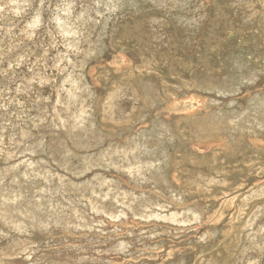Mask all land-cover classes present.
Returning a JSON list of instances; mask_svg holds the SVG:
<instances>
[{"label":"rangeland","instance_id":"374dc122","mask_svg":"<svg viewBox=\"0 0 264 264\" xmlns=\"http://www.w3.org/2000/svg\"><path fill=\"white\" fill-rule=\"evenodd\" d=\"M1 2H3V4L0 2V4H2V5H0V27H1V29H0V60H1V67H0V99H2V100H0V107H2V109L0 108V128L2 129V130H0L1 132H0V141L3 143H1L0 145L2 146V148H1V146H0V148H1V152H0V156H1V158H0V174H1V176L0 177H2V179L0 178V181H4V182H0L1 183V187L2 188H0V193H2L1 194V196L2 197H4V201H3V198L2 197H0V207H1V210H0V233H2V231H3V235L1 234L0 235V237H2V238H0V261H4V260H7V264H36L35 262H37L38 264H111L112 262V264H114V263H117V264H147V263H151V264H172L171 263V261H173V264H180V263H183V264H242V262H243V264H248V262H249V264H255V263H257V264H262V262H263V264H264V245H263V243L262 244H260L261 242H264V230L262 231V229L264 228V214H262V213H264V204H263V207H262V203L264 202V192L262 193V191H264V127H258L257 126V124L261 121V119L263 120L264 119V117L262 118V116L259 114V113H257V115L255 116L256 118H257V120H256V118H255V120H252V119H248L247 121L248 122H246V123H244V124H246L245 126H244V128L245 129H247V130H245V129H243L244 131H228V130H223L222 131V135H223V138H225V140H227L229 143H227L226 142V144H228L230 147H228V145L227 146H225L224 147V149H223V146L222 147H218L217 146V144H213V145H211L210 147H209V145L207 146V145H201V144H198L197 142H196V139H195V127H196V124L198 123V122H201L202 120H204V119H209V117H214V116H219V117H221V116H225V114L223 113V112H221V111H219V108H218V104H213V103H210V100H212L213 99V97H214V93H211L212 91V88L211 87H213V85H214V87H218L219 85L221 86H227V85H230V84H232L235 80H238V79H241V77L244 79V77H245V79H247V77H248V75H250V73L252 74V73H257V75H259V69L261 68V67H264V3H262L261 2V0H259V1H257V0H212V4H210L211 3V0H171L172 2H170V0H166V1H161L160 3H159V1L158 0H80V1H78V0H43L42 2L39 0H33L34 2H32V0H24L26 3H24V1L23 0H18V1H14V0H12V2H11V0L9 1V0H0ZM45 1H47V2H45ZM64 1V2H63ZM66 1H67V3H66ZM75 1V2H74ZM91 1V2H90ZM132 1V2H131ZM182 1H183V3H182ZM190 1H192V2H190ZM207 1V2H206ZM240 1L242 2L241 4L243 5H241L240 4ZM245 2V4H244V2ZM248 1H249V3H248ZM4 2H5V4H4ZM13 2H15V3H13ZM20 2V3H19ZM29 2V3H28ZM41 4H40V3ZM56 2V3H55ZM60 2V3H59ZM62 2V3H61ZM71 2H72V4H71ZM102 2V3H101ZM106 2V3H105ZM110 2V3H109ZM114 2V3H113ZM125 2H126V4H125ZM159 3V4H161L160 6H159V4H157V3ZM162 2H164V4L162 3ZM180 2V3H179ZM189 2V3H188ZM201 2V4H199ZM229 2H230V4H229ZM234 2H236V3H234ZM237 2L239 3V5H237ZM248 4H247V3ZM251 2V3H250ZM253 2V3H252ZM10 3V4H9ZM19 3V4H18ZM24 3V4H23ZM37 3V4H36ZM45 4V6L43 5V4ZM54 3V4H53ZM76 3V4H75ZM90 3H92V4H90ZM128 3V4H127ZM135 3V4H134ZM138 3V4H137ZM168 3V5H166ZM172 3V4H171ZM176 3V4H175ZM177 3H179L178 5H177ZM182 3V5H184V3H186L185 5L186 6H182V5H180ZM196 4V5H194V4ZM255 3V4H254ZM256 3H257V5H256ZM33 4V5H32ZM36 4V5H35ZM58 4V5H57ZM71 4V5H70ZM75 4V5H74ZM81 4H82V7H81ZM85 4V5H84ZM120 4V5H119ZM147 4V5H146ZM154 4H156V5H154ZM205 4V5H204ZM229 4V5H228ZM233 4V5H232ZM234 4L236 5V6H234ZM251 6H250V5ZM6 5V6H5ZM17 5V6H16ZM31 5H32V8H31ZM42 6V7H40L41 9H39V6ZM46 5H49V6H46ZM57 5V6H56ZM93 5H94V7H93ZM98 5V6H97ZM106 5V6H105ZM109 5V6H108ZM125 5H127V6H125ZM131 5V6H130ZM133 5V6H132ZM135 5V6H134ZM137 5V6H136ZM143 5H144V7H143ZM157 6V7H159V8H155V7H153V6ZM165 5V6H164ZM174 5V6H173ZM176 5V6H175ZM191 5V6H190ZM198 5V6H197ZM204 5V6H203ZM211 5V6H210ZM213 5H214V8H213ZM241 5V7H238V6H240ZM245 5H247V6H245ZM5 6V7H4ZM14 6V7H13ZM16 6V7H15ZM34 6V7H33ZM60 8H59V7ZM63 6V7H62ZM69 6H72L70 9H69ZM78 6V7H77ZM90 6V7H89ZM93 8H95V9H93ZM119 6V7H118ZM150 6V9L151 10H149V7ZM162 6V7H161ZM196 7V10H195V8L194 7ZM233 6V7H232ZM245 6V7H244ZM250 6V7H249ZM254 6V7H253ZM7 7V8H6ZM24 7V8H23ZM26 7H28L27 9H26ZM48 7V8H47ZM53 7V8H52ZM67 9H66V8ZM76 7V8H75ZM97 7V8H96ZM102 7V8H101ZM110 7V8H109ZM126 7H128V8H126ZM132 7V8H131ZM138 7H141V8H138ZM146 7V8H145ZM166 9H165V8ZM169 7V8H168ZM172 7V8H171ZM179 7V8H178ZM182 7H184V8H182ZM188 7V8H187ZM191 7V8H190ZM198 7V8H197ZM200 7V8H199ZM207 7V8H206ZM252 7H253V9H252ZM260 7V8H259ZM51 8V9H50ZM56 8H59L60 10H58V11H56L57 9ZM63 8V9H62ZM76 10H75V9ZM79 8H81V9H79ZM85 10H83V9ZM88 8V9H87ZM120 10H119V9ZM124 10H123V9ZM146 10H145V9ZM173 8H176V9H173ZM182 8V9H181ZM194 8V9H193ZM238 10H237V9ZM240 8V9H239ZM245 9V10H249V12L248 11H245V10H243V9ZM249 8V9H248ZM258 8H259V10H258ZM7 9V10H6ZM12 9V10H11ZM21 9H23V10H21ZM55 9V10H54ZM98 9H99V11H98ZM116 11H115V10ZM128 9H130V11L128 10ZM139 9H142L140 12H139ZM153 9H155V10H153ZM164 9V10H163ZM169 9V10H168ZM171 9V10H170ZM184 9H186L185 10V12H184ZM189 9V10H188ZM197 9H199V10H197ZM201 9H203V10H201ZM206 9V10H205ZM28 10H29V12H28ZM36 10V13H34V11ZM44 10V11H43ZM46 10V11H45ZM63 10H65V11H63ZM84 12H83V11ZM87 10H88V13H87ZM90 10V11H89ZM93 10V11H92ZM113 10V11H112ZM132 10V11H131ZM145 10V11H144ZM160 10V11H159ZM176 10V11H175ZM181 11V12H178V11ZM192 10V11H191ZM196 12H195V11ZM208 10V11H207ZM240 10V11H239ZM258 12H257V11ZM11 11H13V12H11ZM15 11V12H14ZM21 11V12H20ZM23 11V12H22ZM31 11V12H30ZM47 11H49L50 12V15H49V12H47ZM51 11H53L52 13H51ZM67 11V12H66ZM69 11V12H68ZM74 12V14H72L73 12ZM102 11H103V13H102ZM111 11V12H110ZM125 11V12H124ZM136 11V12H135ZM145 13H144V12ZM152 11V12H151ZM214 11V13H212ZM238 11V12H237ZM244 11H245V13H244ZM263 13H262V12ZM28 12V13H27ZM41 12V15H42V17L45 15V13H46V15L42 18V17H38L39 16V13ZM43 12V13H42ZM57 12V13H56ZM60 12V13H59ZM64 12V13H63ZM77 12V13H76ZM89 12L91 13V14H89ZM113 12V13H112ZM116 12V13H115ZM126 12H128V13H126ZM132 12V13H131ZM135 13V15H134V13ZM143 14H142V13ZM146 12H148V13H146ZM169 12H171V13H169ZM183 12V13H182ZM190 12V13H189ZM195 12V13H194ZM200 12V13H199ZM205 12V13H204ZM207 12V13H206ZM239 12H240V14H239ZM243 14H242V13ZM253 12V13H252ZM257 12V13H256ZM27 13V14H26ZM30 13V14H29ZM58 13H59V16H58ZM64 15H63V14ZM66 13H69V14H66ZM80 13H82V14H80ZM85 13V14H84ZM94 13V14H93ZM107 15H106V14ZM124 15H123V14ZM137 13V14H136ZM140 13V14H139ZM158 13V14H157ZM202 13V14H201ZM226 13V14H225ZM236 13H238V14H236ZM34 14V15H33ZM37 14V15H36ZM76 14H77V16H76ZM80 14V15H79ZM89 14V15H88ZM111 14H113L114 16L112 17V15ZM116 14V15H115ZM119 14V15H118ZM127 14V15H126ZM168 14V15H167ZM171 14H172V20H170L169 18L171 17ZM173 14L175 15L174 17H173ZM194 14V15H193ZM202 15V16H200V15ZM212 14V15H211ZM227 14H228V16H227ZM235 14V15H234ZM251 14V15H250ZM40 15V16H41ZM48 15V16H47ZM61 15V16H60ZM66 15V16H65ZM68 15V16H67ZM84 17H83V16ZM94 15H96V16H94ZM101 15H102V17H101ZM138 15V16H137ZM167 15V16H166ZM185 15L187 16V17H185ZM233 15H234V17H233ZM240 15H241V17H240ZM244 15V16H243ZM253 15V16H252ZM259 15H263V16H259ZM11 16V17H10ZM21 16H23V17H21ZM30 16H32V18H33V16H34V18L32 19ZM56 16H58V17H56ZM63 16V17H62ZM85 16L87 17L86 19H85ZM99 16V17H98ZM121 16H123V17H121ZM126 16V17H125ZM178 17V18H175V17ZM179 16H182V17H179ZM192 16V17H191ZM203 16H205V17H203ZM210 16H211V19H210ZM53 18V19H51V22H50V18ZM63 19H62V18ZM68 17V18H67ZM75 17V18H74ZM82 17V18H81ZM90 17V18H89ZM162 17V18H161ZM189 17V18H188ZM191 17V18H190ZM194 17V18H193ZM196 17V18H195ZM228 17V18H227ZM244 19H243V18ZM251 17V18H250ZM261 17V18H260ZM14 18V19H13ZM31 18V19H30ZM41 18V19H40ZM47 18V19H46ZM57 18V19H56ZM84 18V19H83ZM92 18H93V21H91L92 20ZM158 18V19H157ZM209 18V19H208ZM237 18V19H236ZM250 18V19H249ZM254 18V19H253ZM258 18V19H257ZM263 18V19H262ZM22 19H24V20H22ZM37 19V20H36ZM38 19H40L41 21H43V22H41L40 20H38ZM44 19V20H43ZM56 19V20H55ZM60 20L59 22H61V24H63L64 23V25H66L67 24V26H66V28L68 27V29H70L69 30V33L68 34H66L64 31H63V29H61L58 25L60 24L57 20ZM70 19V20H69ZM76 19H78L77 21V24H76ZM87 19H89V20H87ZM102 19V20H101ZM115 19V20H114ZM120 19V20H119ZM123 19H125V20H123ZM159 19H161V21L159 20ZM164 19V20H163ZM175 19V20H174ZM179 19V20H178ZM182 19V20H181ZM186 19H187V22H186ZM190 19H192V20H190ZM194 19V20H193ZM200 19H202V21H203V23L201 22V20ZM209 21H207V20ZM239 19V20H238ZM247 19H249L248 21H247ZM14 20V21H13ZM26 20V21H25ZM36 20V21H35ZM62 20H63V23H62ZM67 20V21H66ZM75 20V21H74ZM105 20V21H104ZM110 20V22H108ZM156 20H159V22L157 21V23H156ZM173 20H174V22H173ZM189 20V21H188ZM198 22H197V21ZM242 20V21H241ZM258 20H260V21H258ZM31 21H32V23H31ZM47 21V22H46ZM69 21H72L71 23L69 22ZM84 21V22H83ZM88 21V22H87ZM99 21V22H98ZM102 21V22H101ZM155 21V22H154ZM179 23H178V22ZM181 21H183V22H181ZM193 21V22H192ZM246 21V22H245ZM6 22V23H5ZM18 22H20V24L18 23ZM25 22V23H24ZM39 22V23H38ZM69 22V23H68ZM85 22H87V24L85 23ZM101 22V23H100ZM107 22V23H106ZM118 22V23H117ZM191 22V23H190ZM206 22H208L207 24H206ZM241 22H244V23H242L241 24ZM248 22H249V24H248ZM257 22V23H256ZM28 23H30V24H28ZM50 23V24H49ZM79 23V24H78ZM85 23V24H84ZM114 23H115V25H116V27H115V25H114ZM117 23V24H116ZM162 23V24H161ZM182 23V24H181ZM202 23V24H201ZM229 23V24H228ZM245 23H247L246 25H245ZM26 24H27V26H26ZM36 24V25H35ZM40 24H44V25H40ZM52 24V25H51ZM55 24H57V25H55ZM75 25V27H74V25ZM89 24H92V27H91V25H89ZM93 24H94V26H93ZM97 24V25H96ZM148 24V25H147ZM168 24V25H167ZM178 26H177V25ZM199 24V25H198ZM242 26H241V25ZM13 25V27H11V26ZM17 25V26H16ZM24 25V26H23ZM29 25V26H28ZM32 25L34 26V27H32ZM38 25H40L41 27L40 28H37V27H39ZM47 25V26H46ZM50 25V26H49ZM77 25V26H76ZM80 25V26H79ZM101 25V26H100ZM106 25V26H105ZM107 25H108V27H107ZM112 25H114V26H112ZM150 25V26H149ZM181 25H182V27H181ZM184 25V26H183ZM189 25V26H188ZM193 25V26H192ZM10 26V27H9ZM22 26V27H21ZM72 26V27H71ZM79 26V27H78ZM97 26V27H96ZM104 27V30H103V27ZM187 26V27H186ZM204 26V28H202V27ZM249 26V27H248ZM256 26V27H255ZM8 27H9V29H8ZM26 27V28H25ZM29 27V28H28ZM31 27V28H30ZM47 27H48V29H47ZM50 27V28H49ZM56 27V28H55ZM78 27V28H77ZM81 27H83V28H81ZM86 27V28H85ZM89 27V29H87ZM93 27H94V30H93ZM102 27V28H101ZM107 27V28H106ZM111 27V28H110ZM181 27V28H180ZM185 28L184 29V31H183V29L182 28ZM189 27H193V30H192V28L190 29ZM195 27H200V29L199 30H196V29H198V28H195ZM245 27V28H244ZM248 27V28H247ZM23 28V29H22ZM34 28H35V30H34ZM48 30V31H46V29ZM52 28V29H51ZM60 28V29H59ZM73 28V29H72ZM75 28V29H74ZM96 28V29H95ZM100 28V29H99ZM116 28H117V30H116ZM235 28V29H234ZM6 31H5V30ZM8 29V30H7ZM82 31V29H83V33H84V35L82 34V32L80 31V30ZM99 29V30H98ZM101 29H102V31H101ZM159 29V30H158ZM174 29V30H173ZM189 30V32H188V30ZM204 29H205V31H204ZM257 29V30H256ZM261 29V30H260ZM20 30H23V31H20ZM26 30V31H25ZM31 32H30V31ZM44 30V31H43ZM59 30V31H58ZM72 30H73V32H72ZM76 32H75V31ZM80 32H79V31ZM87 30V31H86ZM106 30H108V31H106ZM115 30V31H114ZM137 30V31H136ZM178 30V31H177ZM192 30V31H191ZM201 30H202V32H201ZM237 30V31H236ZM240 30H242V31H240ZM251 30V31H250ZM21 33H23V34H21ZM32 31H33V34H32ZM41 31V32H40ZM51 31V32H50ZM60 32L59 34H57V32ZM89 31H90V33H89ZM94 31V32H93ZM98 31H99V35H98ZM101 31V32H100ZM104 31V32H103ZM106 31V32H105ZM113 31V32H112ZM163 31H164V33H163ZM173 31V32H172ZM198 31H200V32H198ZM204 31V32H203ZM235 31V32H234ZM254 31V32H253ZM257 31V32H256ZM12 32H14L13 34H12ZM18 32H19V34H18ZM26 32V33H25ZM42 32H44V33H42ZM47 32V33H46ZM50 32V33H49ZM167 32V33H166ZM194 32V33H193ZM229 32H232V33H229ZM244 32V33H243ZM256 32V33H255ZM9 33V34H8ZM30 33V34H29ZM38 33V34H37ZM43 35H42V34ZM51 33H54V35L53 34H51ZM63 35H62V34ZM73 35H72V34ZM75 33V34H74ZM102 33V34H101ZM108 33V34H107ZM109 33H110V35H109ZM140 33V34H139ZM170 33V34H169ZM183 33V34H182ZM186 33V34H185ZM188 33V34H187ZM189 33H192L194 36L196 35V33L198 34L197 36H195V37H192L193 35L192 34H189ZM200 33V34H199ZM14 34L16 35V36H14ZM27 36L28 34V36H31V38L29 39L28 37H26L25 35ZM37 34V35H36ZM48 34V35H47ZM61 34V35H60ZM65 34H66V36H65ZM88 34H91V35H87ZM94 34V35H93ZM173 34H175V35H173ZM178 34V35H177ZM182 34V35H181ZM213 34V35H212ZM260 34V35H259ZM52 35V36H51ZM58 35V36H57ZM68 35V36H67ZM75 35V36H74ZM76 35H78V37L76 36ZM97 37H96V36ZM158 35V36H157ZM163 35V36H162ZM177 35V36H176ZM205 35V36H204ZM249 35H251V36H249ZM21 36V37H20ZM23 36H24V38H23ZM34 38H33V37ZM38 36V37H37ZM53 36H54V38L56 39H53ZM62 36H64V37H62ZM74 37V39H73V37ZM93 36V37H92ZM111 36V37H110ZM187 36V37H186ZM224 36V37H223ZM9 37V38H8ZM37 37V38H36ZM60 39H59V38ZM68 37V38H67ZM78 39H77V38ZM86 37H87V39H86ZM99 37V38H98ZM101 37V38H100ZM103 37V38H102ZM113 37V38H112ZM163 37V38H162ZM180 39H182V41H181V39L179 40L178 38ZM248 37H249V39H248ZM251 37V38H250ZM257 37V38H256ZM27 38V39H26ZM33 38V39H32ZM39 38H40V40H39ZM71 38L73 39V40H71ZM109 38H110V40H109ZM172 38V39H171ZM184 38V39H183ZM187 39V41H186V39ZM191 38V39H190ZM8 39V40H7ZM21 39H23V40H21ZM25 39V40H24ZM52 39V40H51ZM79 39H81V40H79ZM90 40V42H88V41H86V40ZM99 40V41H101L100 43L98 42V41H96V40ZM151 39V40H150ZM169 39V40H168ZM196 39V41H192V40H195ZM203 39V40H202ZM2 40V41H1ZM6 40V41H5ZM36 40V41H35ZM42 40H44V41H42ZM50 40V41H49ZM61 40V41H60ZM70 40V41H69ZM96 41V42H98V43H96L95 45H94V41ZM130 40V41H129ZM158 40H160V41H158ZM176 40H177V42H176ZM185 40V41H184ZM189 40L191 41V42H189ZM252 40V41H251ZM12 41V42H11ZM21 41H23L24 43H22ZM26 41V42H25ZM32 41V42H31ZM40 41V42H39ZM45 41H47V42H45ZM49 41V42H48ZM52 41H54V42H52ZM75 41H76V43H75ZM107 41V42H106ZM113 41V42H112ZM162 41V42H161ZM233 41V42H232ZM247 41V42H246ZM8 42H10V43H8ZM17 42V43H16ZM19 42V43H18ZM21 42V43H20ZM34 42V43H33ZM44 42V43H43ZM51 42V43H50ZM68 43V44H59V43ZM74 42V43H73ZM80 42V43H79ZM85 42V43H84ZM88 42V43H87ZM163 42H164V44H166V45H164L163 44ZM188 42H189V44L191 43V45H188L187 46V44H188ZM197 42V43H196ZM241 42V43H240ZM244 44H243V43ZM248 43L249 42V45L248 44H246V43ZM257 42H259V43H257ZM261 42V43H260ZM3 43V44H2ZM42 43V44H41ZM81 43H84V44H81ZM89 43H91V44H93L92 46H91V44H89ZM101 43H103V45H100ZM105 43V44H104ZM107 43V44H106ZM108 43H111V44H108ZM150 43V44H149ZM157 43V44H156ZM175 43V44H174ZM187 43V44H186ZM200 43V44H199ZM228 43V44H227ZM255 43V44H254ZM257 43V44H256ZM14 44V45H13ZM18 44V45H17ZM32 44V45H31ZM38 44V45H37ZM59 44V45H58ZM74 44V45H73ZM78 44H80V45H82V46H80V45H78ZM89 44V45H88ZM162 44V45H161ZM171 44H173V45H171ZM180 44V45H179ZM199 44V45H198ZM239 45L240 46V48H241V50L239 51V46H237V45ZM243 44V45H242ZM259 44V45H258ZM6 47H5V46ZM8 45H10V46H8ZM35 45H37V46H35ZM39 45H41V46H39ZM49 45V46H48ZM50 45H51V47H50ZM55 47H54V46ZM77 45V46H76ZM97 45V46H96ZM108 47H107V46ZM164 45V46H163ZM192 45H193V47H192ZM212 45V46H211ZM230 45H232V46H230ZM242 45V46H241ZM256 45V46H255ZM2 46V47H1ZM11 46H13V47H11ZM47 46V47H46ZM75 46V47H74ZM96 46V47H95ZM106 46V47H105ZM111 46H112V48H111ZM136 46V47H135ZM144 46V47H143ZM183 46V47H182ZM188 48H187V47ZM194 46H196V47H194ZM222 46V47H221ZM229 46V49L227 48ZM248 46V47H247ZM252 46V47H251ZM7 47H9L8 49H7ZM16 47H18V50H16L17 48ZM24 47H25V49H24ZM32 47V48H31ZM44 47V48H43ZM50 49H49V48ZM84 47H85V49H84ZM100 47V48H99ZM110 47V48H109ZM128 47V48H127ZM198 47V48H197ZM217 47V48H216ZM245 47H246V49H245ZM12 48V49H11ZM14 48V49H13ZM16 48V49H15ZM26 48H27V50H26ZM35 48H37V49H35ZM39 48V49H38ZM43 48V49H42ZM51 48H52V50H51ZM64 48H66V50L64 49ZM75 48H76V50H75ZM79 48V49H78ZM81 48V49H80ZM83 48V49H82ZM87 48V49H86ZM93 48L95 49V51L93 50ZM98 48V49H97ZM107 48H108V50H107ZM114 48H115V50H114ZM131 48V49H130ZM192 48V49H191ZM233 48H235V49H233ZM239 48V49H238ZM35 49V50H34ZM48 49V50H47ZM92 49V50H91ZM98 51H97V50ZM113 49V50H112ZM122 49V50H121ZM147 49V50H146ZM184 49H186V50H184ZM189 49V50H188ZM228 49V50H227ZM242 49H243V51H242ZM248 49V50H247ZM253 49V50H252ZM258 49V50H257ZM13 50V51H12ZM23 50V51H22ZM25 50V51H24ZM33 50V51H32ZM43 50V51H42ZM51 50V51H50ZM60 50V51H59ZM69 50V51H68ZM90 50V51H89ZM120 50V51H119ZM125 50V51H124ZM195 50V51H194ZM236 50V51H235ZM252 50V51H251ZM256 50V51H255ZM31 51L33 52V53H31ZM44 53V54H46V55H41L42 54V52ZM64 51V52H63ZM84 51H86V52H88V53H86V52H84ZM103 51V52H102ZM108 51H109V53H108ZM121 51H123L122 53H121ZM127 51V52H126ZM173 51V52H172ZM228 51V52H227ZM245 51H246V53H245ZM247 51H248V53H247ZM263 53H262V52ZM4 52V53H3ZM20 52V53H19ZM29 52V53H28ZM40 52V53H39ZM66 52V54H67V52H68V54H67V56H66V54H64ZM78 52V53H77ZM83 52V53H82ZM98 52H99V54H98ZM120 53L121 54V56H120V54H117V53ZM158 52V53H157ZM170 52V53H169ZM230 52V53H229ZM241 52H242V54H241ZM252 52V53H251ZM254 52V53H253ZM255 52H256V54H255ZM259 52H261V55L259 54ZM22 53V54H21ZM24 53H26V54H24ZM28 53V54H27ZM58 53H59V55H58ZM70 53H71V55H70ZM75 53H76V56H74V57H76V58H74L72 55H75ZM79 53H80V55H79ZM195 53V54H194ZM221 53L223 54V55H221ZM251 55H250V54ZM21 56H20V55ZM24 54V55H23ZM30 54H32V55H30ZM35 54H37V56L35 55ZM38 54H39V56H38ZM51 54H53V55H51ZM64 54V55H63ZM83 54V55H82ZM89 55V57L87 56V55ZM92 54V55H91ZM93 54H95V55H98V56H95V55H93ZM109 54H110V56H109ZM117 54V55H116ZM174 54V55H173ZM187 54H188V56H187ZM189 54L190 55H192V57L191 56H189ZM234 54H236L235 56H234ZM252 54H254V56H252ZM257 54H259V55H257ZM263 54V55H262ZM3 55V56H2ZM6 55V56H5ZM17 55H19V57L17 56ZM30 55V56H29ZM35 55V56H34ZM62 55V56H61ZM114 55H116V56H114ZM119 55V56H118ZM129 55H131V56H129ZM134 55V56H133ZM137 57H136V56ZM225 55V56H224ZM43 56H45V57H43ZM48 56V57H47ZM51 56V57H50ZM61 56V57H60ZM92 56V57H91ZM106 56V57H105ZM125 58H124V57ZM185 56V57H184ZM222 56V57H221ZM224 56V57H223ZM238 56V57H237ZM243 56H245V57H243ZM248 56H251V57H248ZM261 56V57H260ZM263 56V57H262ZM15 57H17V58H15ZM28 57H30V59L28 58ZM32 57V58H31ZM34 57V58H33ZM37 57V58H36ZM54 57V58H53ZM64 57V58H63ZM70 57V58H69ZM83 57H85L84 59H83ZM88 59H87V58ZM96 57V58H95ZM136 57V58H135ZM139 57H140V59H139ZM178 57V58H177ZM218 57V58H217ZM230 57V58H229ZM42 60H41V59ZM45 58H48V59H45ZM53 58V59H52ZM58 58V59H57ZM61 58V59H60ZM67 58V59H66ZM74 58L75 59V61H74V59H73V61H71L72 59ZM95 58V59H94ZM100 58H102L104 61H102V59L100 60ZM110 58H112V59H110ZM115 58V59H114ZM121 58H123V59H121ZM131 60H130V59ZM174 58V59H173ZM182 58V59H181ZM190 58H192V59H190ZM232 58V59H231ZM246 58V59H245ZM248 58H250V59H248ZM258 58V59H257ZM5 61H4V60ZM16 59V60H15ZM18 59V60H17ZM20 59V60H19ZM21 59L23 60V61H21ZM25 59H26V61H25ZM34 59H36L37 61H35ZM39 59V60H38ZM52 59V60H51ZM77 59V60H76ZM82 59V60H81ZM95 61H94V60ZM99 59V60H98ZM133 59H136V60H133ZM149 59V60H148ZM187 59V60H186ZM224 59V60H223ZM235 59V60H234ZM239 59V60H238ZM41 60V61H40ZM48 60V61H47ZM59 60V61H58ZM63 60V61H62ZM79 60V61H78ZM80 60H81V62H80ZM83 60L84 61H86V62H83ZM111 62H110V61ZM118 60V61H117ZM128 60V61H127ZM130 60V61H129ZM134 62H133V61ZM203 60V61H202ZM223 60V61H222ZM234 60V61H233ZM240 60H242L241 62H240ZM246 60H248V61H246ZM250 60H252V61H250ZM256 60V61H255ZM3 61V62H2ZM18 61H20V63H18ZM31 61V62H30ZM34 61H35V63H34ZM42 61H44L45 62V64L42 62ZM46 61H47V63H46ZM65 61V63H63ZM71 61V62H70ZM76 61H77V63H76ZM115 63H114V62ZM185 61H186V63H185ZM230 61V62H229ZM236 61V62H235ZM10 62V63H9ZM12 62V63H11ZM15 62H16V64H15ZM34 64H33V63ZM61 62H62V64H61ZM68 62L69 63H74V66L72 65V64H68ZM88 62V63H87ZM98 62V63H97ZM109 62V63H108ZM118 62H120V64L118 63ZM131 62V63H130ZM155 62V63H154ZM208 62V63H207ZM225 62V63H224ZM228 62H229V64H228ZM232 62V63H231ZM234 62V63H233ZM26 63H28V64H26ZM32 63V64H31ZM41 63H42V65H41ZM55 63H58V65L59 66H57V64H55ZM60 63V64H59ZM103 63V64H102ZM105 63V64H104ZM117 63H118V66H117ZM125 63H128V64H125ZM145 63V64H144ZM154 63V64H153ZM231 63V64H230ZM239 63V64H238ZM242 63H244V64H242ZM10 64H11V66H10ZM37 64H38V67H37ZM46 64H48V65H46ZM52 64V65H51ZM55 66H57L56 68L54 67V65ZM80 64V65H79ZM83 64V65H82ZM99 64V65H98ZM108 64V65H107ZM110 64V65H109ZM116 64V65H115ZM233 64V65H232ZM251 64V65H250ZM6 67H5V66ZM15 65V66H14ZM20 65V66H19ZM45 65H46V67H45ZM69 68V70H68V68L66 67V66ZM70 65V66H69ZM78 65V67L76 68V66ZM82 65V67L80 68V66ZM89 65H90V67H89ZM102 67H101V66ZM126 65V66H125ZM141 65V66H140ZM152 66V67H148V66ZM155 66V68H154V66ZM163 65V66H162ZM169 65V66H168ZM247 65H249V66H247ZM255 65V66H254ZM263 65V66H262ZM9 66V67H8ZM32 66V67H31ZM35 66H36V70H35ZM47 66H50V67H47ZM61 66V67H60ZM64 66V67H63ZM87 68H86V67ZM104 66V67H103ZM111 66V67H110ZM129 66V67H128ZM132 68H131V67ZM137 66V67H136ZM143 66V67H142ZM199 66V67H198ZM231 66V67H230ZM234 66H237V67H234ZM241 66V68H240V70H239V67ZM245 66V67H244ZM3 67V68H2ZM11 67V68H10ZM16 67H18V68H16ZM52 67V68H51ZM54 67V68H53ZM67 69H66V68ZM70 67H73V69H75V71H73L72 72V68H70ZM95 67V68H94ZM106 67V68H105ZM127 67V68H126ZM134 67V68H133ZM146 67V68H145ZM186 67V68H185ZM195 67V68H194ZM212 67V68H211ZM225 67V68H224ZM243 67V68H242ZM251 67V68H250ZM254 67H256V68H254ZM8 68H10L11 70H13V69H15V70H13V71H10V69H8ZM13 68V69H12ZM30 68H31V70H30ZM51 68V69H50ZM58 68V69H57ZM59 68H62V69H59ZM63 68L65 69V70H63ZM93 68V69H92ZM105 68V69H104ZM110 70H109V69ZM119 68H120V70H119ZM129 68V69H128ZM147 68H148V70H147ZM150 68V69H149ZM168 68V69H167ZM201 68V69H200ZM226 68H227V70H226ZM228 68H229V70H228ZM235 68V69H234ZM247 68H250V69H247ZM3 69V70H2ZM56 71H55V70ZM78 69V71H76ZM81 69H83L82 71H81V73H80V71L79 70H81ZM89 69H91V70H89ZM135 69V70H134ZM146 69V70H145ZM194 69V70H193ZM233 70V71H231V70ZM238 69V70H237ZM244 71H243V70ZM245 69H247V70H245ZM32 70H33V72H32ZM43 70V71H42ZM44 70H45V73H44ZM51 70V71H50ZM62 70V71H61ZM71 70V71H70ZM87 70H88V72H87ZM107 70V71H106ZM128 70V71H127ZM130 70V71H129ZM132 70V71H131ZM137 70V71H136ZM138 70H140V71H138ZM144 70H145V72H144ZM152 72H151V71ZM187 70V71H186ZM218 70V71H217ZM3 71V72H2ZM17 71V72H16ZM20 71H22V72H24L23 74H22V72H20ZM35 71V72H34ZM42 71V72H41ZM58 71H61L63 74H61L60 72L59 73H57ZM67 73H66V72ZM106 71V72H105ZM124 71V72H123ZM150 71V72H149ZM156 71V72H155ZM209 71V72H208ZM240 71V72H239ZM243 71V74L241 73ZM248 71V72H247ZM251 71V72H250ZM258 71V72H257ZM15 72V73H14ZM29 74H28V73ZM32 72V76H31V73ZM41 74H40V73ZM53 74H52V73ZM76 72V73H75ZM89 72H90V74H89ZM131 74H129V73ZM232 72V73H231ZM245 72V73H244ZM5 73V74H4ZM9 73H13V75L12 74H9ZM36 73V74H35ZM45 74V77H44V74ZM51 73V74H50ZM71 73H72V75L73 76H71ZM73 73H75V74H73ZM79 73V74H78ZM134 73V74H133ZM137 73H140V74H137ZM152 73H155L154 74V76H153V74ZM161 73V74H160ZM25 74H26V76H25ZM30 76H28V75ZM77 74H78V76H77ZM81 74H82V76H81ZM88 74V75H87ZM109 74V75H108ZM230 74H232V75H230ZM235 74H236V76H235ZM245 74V75H244ZM248 74V75H247ZM1 75H3V76H1ZM40 75V76H39ZM48 75H49V78H47L48 77ZM51 75V76H50ZM90 75H91V80H90ZM108 75V76H107ZM132 75H134L135 77H136V79H135V77L134 76H132ZM164 75H166V76H164ZM196 75H199V76H196ZM243 75V76H242ZM12 76V77H11ZM20 76H22L23 78H20ZM35 76H36V79H35ZM55 76H57V77H55ZM71 76V77H70ZM74 76H77L78 77V79H77V77H75L74 78ZM85 76V77H84ZM128 76V77H127ZM142 76V77H141ZM150 76V77H149ZM163 76V77H162ZM168 76V77H167ZM175 76V77H174ZM189 76V77H188ZM196 76V77H195ZM226 76V77H225ZM228 76V77H227ZM232 78H230V77ZM234 76H235V78H234ZM3 77V78H2ZM8 77V78H7ZM29 77V78H28ZM39 77H41V78H39ZM50 77H52L51 79H50ZM61 77H62V79L64 80V78H65V80H64V82L68 79V81H66L67 83H68V85H66L67 83H64V82H62L63 80L61 79ZM83 77L85 78V80L83 79ZM94 77H96V78H94ZM154 77V78H153ZM212 77V78H211ZM222 77H224V78H222ZM237 77H238V79H237ZM6 78V79H5ZM26 78H28V80L26 79ZM30 78H31V80L34 82H32L31 80H30ZM33 78V79H32ZM81 78V79H80ZM87 78V79H86ZM106 78V79H105ZM143 78V79H142ZM145 78V79H144ZM156 78V79H155ZM158 78V79H157ZM176 78V79H175ZM183 79V80H181V79ZM186 78V79H185ZM187 78H189V79H187ZM201 80H200V79ZM208 78H210V80L208 79ZM222 78V79H221ZM39 79V80H38ZM45 79H47V81L45 80ZM56 79V81L54 82V80ZM75 79V80H74ZM83 79V80H82ZM95 79V80H94ZM115 79V80H114ZM117 79H118V81H117ZM120 79V80H119ZM152 79V80H151ZM203 79H204V81H203ZM207 79V80H206ZM212 79V80H211ZM226 79V80H225ZM232 81H231V80ZM234 79V80H233ZM7 80V81H6ZM22 80V81H21ZM25 80V81H24ZM36 80V81H35ZM41 80V81H40ZM43 80H44V82H43ZM49 80V81H48ZM60 81V83H59V81ZM135 80V81H134ZM147 80V81H146ZM167 80V81H166ZM185 80V81H184ZM188 80V81H187ZM192 80H193V82H192ZM199 80H200V83H199ZM228 80V82H231L230 84L228 83V82H226ZM230 80V81H229ZM12 81V82H11ZM28 81V82H27ZM40 81V82H39ZM72 81V82H71ZM73 81H75V83L73 82ZM87 81V82H86ZM94 81V82H93ZM138 81V82H137ZM151 81H152V83H151ZM157 83H156V82ZM169 81H172V82H169ZM207 81H208V84H210V86L207 84V85H205L206 83H207ZM211 83H210V82ZM213 81V82H212ZM19 82H21V83H19ZM27 82V83H26ZM29 82H31V85H30V83ZM39 84H38V83ZM84 82V83H83ZM97 82V83H96ZM150 82V83H149ZM191 84H189V83ZM196 82V83H195ZM206 82V83H205ZM226 82V83H225ZM12 83V84H11ZM19 85H17V84ZM39 85H37V84ZM42 83V84H41ZM48 83V84H47ZM51 83V84H50ZM56 83V84H55ZM62 83H64V84H62ZM81 83H82V86L84 87V86H86V87H82L81 86ZM88 83V84H87ZM98 83H100V84H98ZM144 83H145V85H144ZM149 83V84H148ZM159 83H160V85H159ZM176 83V84H175ZM202 83V84H201ZM221 83V84H220ZM222 83H225V84H227V85H223ZM261 83V81L259 80V79H257V84H260ZM24 84V85H23ZM72 84V85H71ZM74 84V85H73ZM91 84V85H90ZM96 84H98V85H96ZM153 84H155V85H153ZM173 84V85H172ZM185 84V85H184ZM199 84V85H198ZM204 84V85H203ZM213 84V85H212ZM2 85V86H1ZM17 87H16V86ZM27 85V86H26ZM41 85H43V87L41 86ZM59 85V86H58ZM65 87H64V86ZM96 85V86H95ZM143 85V86H142ZM147 85V86H146ZM151 85V86H150ZM177 85V86H176ZM184 85V86H183ZM217 85V86H216ZM12 86V87H11ZM30 86V87H29ZM32 86V87H31ZM48 88H47V87ZM55 86V87H54ZM60 86H61V88H60ZM72 86V89L70 88ZM76 87V89H75V87ZM79 86V87H78ZM113 86V87H112ZM144 86L146 87L145 89H144ZM150 86V91L152 92H150L149 91V89H148V87ZM187 86H190V87H188L189 89H191L190 91L187 89ZM191 86H192V88H191ZM199 86V88L197 89V87ZM201 86V87H200ZM207 86V87H206ZM208 86H209V89H208ZM4 87V88H3ZM21 87V88H20ZM28 87V88H27ZM37 87H38V89H37ZM41 87V88H40ZM62 87H64V88H62ZM177 87V88H176ZM179 87H182V88H180V89H178ZM185 87V88H184ZM202 87H203V89H202ZM213 87V89H215ZM12 88V89H11ZM31 88V89H30ZM33 88V89H32ZM53 89L52 91L50 90V89ZM55 88V89H54ZM69 88H70V90H69ZM82 88H83V91H82ZM87 88V89H86ZM142 88H143V90H142ZM184 88V89H183ZM210 88H211V90H210ZM11 89V90H10ZM19 89H20V93H17V92H19ZM47 89V90H46ZM56 89H59L58 91H57V93H55V90ZM64 89V90H63ZM66 89V90H65ZM75 89V90H74ZM118 89H120V90H118ZM136 89V90H135ZM147 89V90H146ZM152 89V90H151ZM178 90V92L177 91H175V90ZM185 89H187V90H185ZM200 89V91H198ZM205 89V90H204ZM206 89H207V91H209V93H211V94H209L208 92L206 93L205 91H206ZM7 92H6V91ZM16 90V91H15ZM18 90V91H17ZM32 90V91H31ZM38 90V91H37ZM40 90H41V92H40ZM44 90V91H43ZM70 92H69V91ZM73 90H74V93H73ZM81 92H80V91ZM90 90H91V92H90ZM94 90V91H93ZM98 90V91H97ZM117 90H118V92H117ZM135 90V91H134ZM202 90H204V91H202ZM4 91V92H3ZM27 91V92H26ZM46 91V92H45ZM51 93H50V92ZM63 91V92H62ZM90 95H88V94H86V92ZM147 93H146V92ZM159 93H158V92ZM11 94H10V93ZM38 92H40V93H38ZM70 94H69V93ZM75 92H77L76 94H75ZM85 92V93H84ZM97 92V93H96ZM102 92V93H101ZM176 92H177V95H176ZM204 92V93H203ZM214 92V91H213ZM8 93V94H7ZM32 93V94H31ZM84 93V94H83ZM92 93V94H91ZM111 93H113L114 95H112ZM123 93V94H122ZM125 93V94H124ZM158 93V94H157ZM184 93V94H183ZM258 93V94H257ZM14 94V95H13ZM15 94H17V95H19V96H21V98L19 97V96H17V95H15ZM21 94V95H20ZM37 94V95H36ZM41 94V95H40ZM44 94V95H43ZM52 94V95H51ZM58 94V95H57ZM66 94V95H65ZM69 96H68V95ZM78 94H80V96L78 95ZM86 94V95H85ZM97 96H96V95ZM150 94V95H149ZM187 94V95H186ZM189 94H191V95H189ZM193 94L195 95L194 97H193ZM256 96H255V95ZM253 94V97L255 96V98H253V99H257V97H259V99L260 98H263L264 96L263 95H261V93L260 92H255ZM3 95V96H2ZM46 95V96H45ZM48 95V96H47ZM50 95V96H49ZM63 95V96H62ZM72 95V96H71ZM111 95V96H110ZM120 95L122 96V97H120ZM144 95V96H143ZM157 95H159V96H157ZM162 95V96H161ZM163 95H165V96H163ZM169 95V96H168ZM183 95V96H182ZM198 95V98H201V99H197V96ZM12 96H14L15 97V99H16V97H17V99L15 100V99H12L13 97ZM32 98H30V97ZM33 96V97H32ZM34 96H36V97H34ZM40 96V97H39ZM58 96H60V97H58ZM70 96H71V98H70ZM95 96V97H94ZM116 97V98H114L113 99V97ZM153 96V97H152ZM174 97V98H172V97ZM186 96H187V99H185L186 98ZM192 98H191V97ZM263 96V97H262ZM2 97V98H1ZM12 97V98H11ZM26 97H27V99H26ZM57 97H58V101H57ZM64 97H65V99H64ZM69 97V98H68ZM80 97V98H79ZM96 97H98V98H96ZM110 97H112L111 99H113V100H111L110 98L108 99V98ZM124 97V98H123ZM127 97H128V99H127ZM142 97V98H141ZM145 97V98H144ZM148 97H150V99L148 98ZM157 99H156V98ZM163 97V98H162ZM169 97H170V99H169ZM208 97V98H207ZM4 98V99H3ZM7 98V99H6ZM49 98V99H48ZM59 98H61V99H63V101L60 99L59 100ZM68 98V99H67ZM78 99V101L80 102V104H79V102L76 100H74V102H73V99ZM85 98V99H84ZM87 98H89V99H87ZM105 98V99H104ZM118 98H119V100H118ZM132 98H134V99H132ZM138 100H137V99ZM144 98V99H143ZM194 98V99H193ZM203 98V99H202ZM206 98H207V100H206ZM9 99H11V101L9 100ZM20 99V100H19ZM25 99V100H24ZM46 99H48V100H46ZM55 99H56V101H55ZM87 99V100H86ZM96 99V100H95ZM140 99H141V102H140ZM159 99V100H158ZM166 99V100H165ZM179 99V101H177ZM181 99H183V100H181ZM193 99V100H192ZM218 99H223L222 97L221 98H218ZM264 99V98H263ZM22 100V101H21ZM36 100V101H35ZM41 100H42V102H41ZM51 100H52V102H51ZM70 104H68L66 101ZM85 100V101H84ZM89 100H92V101H89ZM95 100V101H94ZM110 101V102H107V101ZM117 100V101H116ZM125 100V101H124ZM133 100V101H132ZM150 100H153L152 102H150ZM154 100H156L155 102H154ZM184 100H186V101H184ZM9 101V103H8V105H7V102ZM18 101V102H17ZM54 101V102H53ZM60 101V102H59ZM100 101V102H99ZM145 101V102H144ZM146 101H148V102H146ZM171 101V102H170ZM173 101H175V102H173ZM209 101V102H208ZM10 102L12 103V104H10ZM41 102V103H40ZM63 102V103H62ZM91 102V103H90ZM106 102V103H105ZM136 102V103H135ZM153 102L155 103L154 105H153ZM159 102V103H158ZM196 102H197V104H196ZM252 102H253V100L250 102V104H252ZM25 105H24V104ZM34 103H35V105H34ZM47 103V104H46ZM52 103H54V106H53V104ZM61 103V104H60ZM65 103L66 104H68V106H70V108H68V107H64V106H66L65 105ZM77 103V104H76ZM84 103H86V104H84ZM108 103V104H107ZM109 103H110V106H109ZM121 103V104H120ZM128 103V104H127ZM132 103V104H131ZM140 103V104H139ZM146 103L147 104H149L148 106L146 105ZM161 103V104H160ZM210 103V104H209ZM52 104V105H51ZM58 104V105H57ZM64 104V105H63ZM75 104V105H74ZM84 106H83V105ZM89 104H91V105H89ZM104 104H106V106L108 107H106V106H104ZM126 104H127V106H126ZM159 104V105H158ZM205 104V105H204ZM3 105V106H2ZM14 105V106H13ZM16 105V106H15ZM49 105H50V108H49ZM74 105V106H73ZM76 105H78L77 107H76V109H75V106ZM80 105H82V106H80ZM115 106V108H114V106ZM130 107H129V106ZM142 106V108L141 107H139V106ZM144 105V106H143ZM152 106V108H151V106ZM175 105V106H174ZM201 105L202 107H199V106ZM211 107L210 109L207 107ZM210 105V106H209ZM214 105V106H213ZM13 106V107H12ZM18 106H21V107H18ZM24 106L27 108H25L24 109ZM28 106V107H27ZM61 106H63L62 108H61ZM86 106V107H85ZM90 106V107H89ZM92 106V107H91ZM104 106V107H103ZM154 106V107H153ZM164 109H162L161 107ZM189 106H190V108L191 109H194L196 112H195V117H191V114H189V112H187V110H190V108H189ZM204 106H205V108H204ZM34 107V108H33ZM53 107V108H52ZM54 107H55V109H54ZM81 107H83V108H81ZM85 107V108H84ZM88 107V108H87ZM103 107V108H102ZM140 109H139V108ZM144 107V108H143ZM168 107V108H167ZM183 109H182V108ZM193 107H195V108H193ZM15 108V109H14ZM30 108H31V110H32V108H33V111H31L30 110ZM37 108H38V110H37ZM46 108V109H45ZM61 108V109H60ZM65 108H68V109H65L66 111H67V113L66 112H64L65 110L64 109ZM72 108H73V110H72ZM79 108H81V110L82 111H80V109ZM94 108V109H93ZM111 108V109H110ZM130 108V109H129ZM199 108V110H197ZM205 110H204V109ZM207 108L209 109V110H211V111H207ZM216 108H218V110L216 109ZM7 109V110H6ZM12 109H14V111L16 112V114L17 113H19V114H14L15 112L12 110V112H11V110ZM51 109H52V111H51ZM58 109V110H57ZM61 111H60V110ZM70 109H71V112H70ZM79 109V110H78ZM83 109H85L84 111H83ZM86 109H87V111H86ZM90 109V110H89ZM93 109V110H92ZM105 109V110H104ZM106 109H107V111H106ZM137 109H138V111H137ZM146 109V110H145ZM182 109V110H181ZM200 109H202L201 111H200ZM215 111H214V110ZM21 110H24V111H21ZM27 110H28V113H27ZM46 110V111H45ZM56 110V111H55ZM63 110V111H62ZM77 110V111H76ZM92 110V111H91ZM110 110V111H109ZM114 110V111H113ZM121 110V111H120ZM130 110V111H129ZM139 110H140V112H139ZM159 112H158V111ZM213 110V111H212ZM5 111V112H4ZM38 111V112H37ZM45 111V114H46V116H45V114L43 113ZM68 111H69V113H68ZM81 113H80V112ZM103 111V112H102ZM104 111H106V112H104ZM120 111V112H119ZM124 111V112H123ZM126 111H128L127 113H126ZM142 111V112H141ZM151 111V112H150ZM163 111V112H162ZM2 112V113H1ZM25 112H26V114L27 115H25ZM49 112H51V113H49ZM53 112V113H52ZM56 112H59V113H57V118H56ZM73 112V113H72ZM83 112H84V115H83ZM88 112H89V114L90 115H87L88 114ZM114 114L115 113V115H113L112 113ZM125 113V114H123V113ZM162 112V113H161ZM164 112H167V113H164ZM178 112V113H177ZM206 112H208V113H206ZM217 112V113H216ZM5 113V114H4ZM11 113V115H9ZM13 113V114H12ZM33 113H35V114H33ZM40 113V114H39ZM47 113H48V115H47ZM55 113V114H54ZM64 113V114H63ZM70 113H72V115L70 114ZM76 113V114H75ZM80 113V114H79ZM93 113V114H92ZM141 113V115L139 116V114ZM152 115H151V114ZM206 113V114H205ZM210 113V114H209ZM212 113H213V115H212ZM216 113V114H215ZM218 113H219V115H218ZM42 114H44V115H42ZM53 114H54V116H53ZM68 114V115H67ZM111 114H112V116H113V118H112V116H111ZM120 114V115H119ZM171 114V115H170ZM180 114V115H179ZM199 114V115H198ZM215 114V115H214ZM221 114V115H220ZM19 115V116H18ZM64 115H66V117L67 118H65V116ZM70 115L72 116V118H74L75 117V120L73 121H70L71 120V118H70ZM79 115H81V117L82 116H84L85 118H84V123L82 122L81 123V121H79L78 120V117H79ZM109 115V116H108ZM127 115V116H126ZM144 115H145V118H144ZM163 115H165V116H167L168 117V115H169V117L167 118V119H165V116H163ZM202 116V118H201V116ZM208 115V116H207ZM210 115H212V116H210ZM21 116V117H20ZM24 116H26V117H24ZM30 116V117H29ZM31 116L33 117V118H31ZM40 117V118H37V117ZM45 116V118H43ZM53 116V117H52ZM86 116H87V118H86ZM90 116V117H89ZM93 116V117H92ZM124 116V117H123ZM131 116H132V118H131ZM135 116V117H134ZM198 116V117H197ZM207 116V117H206ZM231 116H234V114L233 115H231ZM16 117V118H15ZM20 117V118H19ZM28 117V118H27ZM36 117V118H35ZM48 117V118H47ZM61 117V118H60ZM63 117H64V120H65V122H63L62 123V121H64L63 120ZM69 117V118H68ZM88 117H89V119H88ZM95 117V118H94ZM137 117H139V118H141V117H143V120L144 121H142V119H139V118H137ZM155 117H156V119H155ZM179 117H182V120H181V122H180V120L179 119H181V118H179ZM184 117V118H183ZM203 117H204V119H203ZM19 119V121H17L18 119ZM50 118H51V120L53 121H50ZM53 118V119H52ZM54 118H56V120L54 119ZM102 118V119H101ZM111 118V119H110ZM128 118H130V119H128ZM177 118H179L178 119V121H177ZM10 119V120H9ZM14 119V120H13ZM25 119V120H24ZM27 119V120H26ZM32 119H33V122H32ZM44 119V120H43ZM58 119V120H57ZM68 119V120H67ZM113 119V120H112ZM117 119H118V121H117ZM119 119H120V121H119ZM123 119V120H122ZM128 121H127V120ZM22 120V121H21ZM35 120V121H34ZM42 122H41V121ZM60 120V121H59ZM93 120V121H92ZM96 120V121H95ZM125 120V121H124ZM152 120V121H151ZM160 122H159V121ZM175 120V121H174ZM185 120V121H184ZM186 120H189V121H186ZM195 120V121H194ZM249 120H251V121H249ZM1 121H2V123H1ZM3 121H5V122H3ZM10 121V122H9ZM31 123H30V122ZM44 121V122H43ZM57 121V122H56ZM76 121H79L78 122V124H76L77 122ZM90 121V122H89ZM104 121V122H103ZM113 121H114V123H113ZM157 121V122H156ZM161 121H162V123H161ZM169 121V122H168ZM22 122V123H21ZM24 122V123H23ZM35 122H36V125H33V127H32V123L33 124H35ZM48 122H52L51 124L50 123H48ZM67 122V123H66ZM72 122L74 123V125H75V127H73L72 128V126H73V124H72ZM88 124H87V123ZM96 122V123H95ZM144 122H145V124H144ZM183 122V123H182ZM192 122V123H191ZM249 122H250V124H249ZM3 123H4V125H3ZM37 123H42L41 125L40 124H37ZM45 123V124H44ZM48 123V124H47ZM54 123V124H53ZM86 123V124H85ZM92 123V124H91ZM97 123H99V125L97 124ZM117 123V124H116ZM125 123H129V125H127V124H125ZM137 123V124H136ZM150 123H152V125L150 124ZM156 123H158V124H156ZM166 123V124H165ZM173 123V124H172ZM251 123H253V125L251 124ZM257 123V124H256ZM2 124V125H1ZM7 124H9V126H8V128H5L6 126H7ZM11 124V125H10ZM19 125V126H16V125ZM24 124V125H23ZM30 124V125H29ZM53 124V125H52ZM56 124V125H55ZM60 124V125H59ZM62 124V125H61ZM63 124H65V125H67L68 127H69V129H68V127L66 126H63ZM70 124V125H69ZM72 124V125H71ZM86 125V126H84V125ZM90 124V125H89ZM96 124V125H95ZM123 124V125H122ZM135 124V125H134ZM144 124V125H143ZM147 124V125H146ZM148 124H150L149 126H148ZM156 124V125H155ZM159 124H160V127H159ZM164 124V125H163ZM248 124V125H247ZM14 125V126H13ZM80 125H83L82 126V129L79 127ZM89 125V126H88ZM101 125V126H100ZM154 125V126H153ZM171 125V126H170ZM249 125H251V126H249ZM12 126V127H11ZM24 126V127H23ZM26 126V127H25ZM36 126H37V128H36ZM46 126V127H45ZM50 126V127H49ZM53 126V127H52ZM57 126L59 127V128H57ZM70 126H71V128H70ZM77 126V127H76ZM92 126V127H91ZM122 126V127H121ZM126 126H128L127 128H126ZM132 126V127H131ZM136 126V127H135ZM142 126H144V128L142 127ZM147 126V127H146ZM155 126H156V128H155ZM159 128H158V127ZM162 126V127H161ZM164 126H166V128L164 127ZM24 129H23V128ZM30 127H32V128H30ZM38 127L40 128V129H38ZM65 127V128H64ZM91 127V128H90ZM105 127V128H104ZM132 129H134V130H132ZM150 127H152V129L150 128ZM164 127V128H163ZM173 127V128H172ZM250 127V128H249ZM255 127H256V129H259V131L258 130H254L255 129ZM4 128H5V131L3 132V130H4ZM10 128H11V130H10ZM30 129V131H29V129ZM45 128H46V130H45ZM49 128V129H48ZM56 128V130H54ZM61 128V129H60ZM76 128V129H75ZM77 128H79L78 130H77ZM86 128V129H85ZM93 128V129H92ZM110 128V129H109ZM112 128V129H111ZM138 128V129H137ZM164 130H163V129ZM261 128V129H260ZM31 129H34V130H31ZM60 129V130H59ZM64 129H65V131H64ZM67 129V130H66ZM89 129V130H88ZM99 129H103V130H101L102 132H100V130ZM107 129V130H106ZM131 129V130H130ZM156 129H157V131H156ZM166 129H167V131H166ZM18 132H17V131ZM23 130V132H22V135L24 136H22L21 135V131ZM27 130V131H26ZM40 130L41 131V133H40V131L38 132V131ZM70 130H74V131H71V132H73V133H71L70 132ZM83 130V131H82ZM92 130H93V132H92ZM98 130V131H97ZM111 130V131H110ZM113 130V131H112ZM123 130V132H121ZM136 130V131H135ZM145 130V131H144ZM159 130V131H158ZM160 130H161V135H162V133H163V135L162 136H165V138L164 137H161V135H157V132H158V134H160L159 132H160ZM250 130V131H249ZM261 130V131H260ZM263 130V131H262ZM35 131V132H34ZM64 133H63V132ZM67 131H68V133H70V134H68L67 133ZM88 131H90V133H87ZM130 131V132H129ZM154 131H156V133L154 132ZM162 131H164V132H162ZM169 131V132H168ZM255 132V135H254V132ZM9 132V133H8ZM13 132V133H12ZM29 132H32V133H28ZM37 132L39 133V134H37ZM43 132H45L46 134H44ZM48 132H49V134H48ZM80 132V133H79ZM97 132V133H96ZM115 132V133H114ZM120 132V133H119ZM138 132V133H137ZM149 132V133H148ZM240 132V133H239ZM247 132H248V134H247ZM252 132H253V134H252ZM256 132L258 133V134H256ZM27 133V134H26ZM43 133V134H42ZM50 133H52V135H50ZM55 133V134H54ZM57 133V134H56ZM67 133V134H66ZM76 133V134H75ZM86 133V134H85ZM92 133V135H90ZM96 133V134H95ZM99 133H100V135H99ZM102 133V134H101ZM105 133V134H104ZM117 133H119L118 135H116ZM131 133V134H130ZM140 133H142L141 135H139ZM150 133H152V135H150ZM165 133H169V134H165ZM172 133V135H170ZM5 135V137H4V135ZM9 134H11V135H9ZM15 134V135H14ZM65 134H66V136H67V138H66V136H65ZM104 134V135H103ZM122 134V135H121ZM137 134V135H136ZM147 134V135H146ZM229 134H230V136H229ZM240 134V135H239ZM247 134V135H246ZM252 134V135H251ZM13 135H14V137H13ZM21 135V136H20ZM32 136V137H30V136ZM45 135V136H44ZM48 137H47V136ZM54 135V136H53ZM57 136V138H54V137H56ZM63 135V136H62ZM68 135H72L71 137L73 138H71L70 136H69V139H68ZM75 135V136H74ZM84 135V136H83ZM107 135V136H106ZM125 135V136H124ZM136 135V136H135ZM142 135H143V137H145V139L142 137ZM149 135L152 137V139H151V137H149ZM229 137H228V136ZM233 135H234V137H233ZM249 135H250V137H249ZM19 136H20V138L21 137H23V138H19ZM29 136V137H28ZM111 136V137H110ZM116 136V137H115ZM119 136V137H118ZM146 136H147V138H146ZM154 136H156V138L154 137ZM170 136V137H169ZM240 136H242V137H240ZM253 136L255 137V138H253ZM10 137V138H9ZM12 137L13 138H15L14 140L16 141H14L13 139H12ZM26 137V138H25ZM37 137V138H36ZM84 137V138H83ZM88 137V138H87ZM101 137V138H100ZM129 137V138H128ZM133 137V138H132ZM158 137V138H157ZM166 137L167 138H169V139H167L166 140ZM231 137V138H230ZM4 140H3V139ZM31 138V139H30ZM33 138V139H32ZM38 138H39V140H38ZM46 139V140H44V139ZM59 138H61L60 140L62 141V140H66V139H68V140H66V141H64V143L62 142V143H60L61 141L59 140ZM63 138H65V139H63ZM77 139V141L75 140L74 141V139ZM83 138V139H82ZM94 138H95V141H94ZM97 138H99L98 140H97ZM105 138V139H104ZM123 138V139H122ZM127 140H126V139ZM141 138V139H140ZM150 138V139H149ZM155 140H154V139ZM170 138H171V140H170ZM173 138V139H172ZM227 138V139H226ZM240 138V139H239ZM252 138V139H251ZM10 139V140H9ZM22 139H23V141H22ZM24 139H26V140H24ZM36 139V140H35ZM70 139H72L73 140V142H70V141H72V140H70ZM79 139H82L81 141L79 140ZM85 139V140H84ZM93 139V140H92ZM103 139V140H102ZM122 139V140H121ZM158 139V140H157ZM242 139V140H241ZM250 139H251V142L253 141V143H251L250 142ZM261 139V140H260ZM10 142H9V141ZM29 140V141H28ZM36 142V144H38L40 141L42 142H44V143H46V144H44L43 142H42V144L40 145V143H39V145H36V144H34L35 142ZM48 140V142H50V143H48V142H45V141H47ZM101 140V141H100ZM114 140V141H113ZM124 140V141H123ZM126 140V141H125ZM142 140L144 141V142H146L147 143V145L146 146H143V144H141V142H142ZM146 140V141H145ZM165 140L166 141H168V142H165ZM232 140V141H231ZM239 140V141H238ZM7 141V142H6ZM12 141V142H11ZM20 141H22V142H20ZM24 141H25V143H24ZM27 141V142H26ZM33 141V142H32ZM39 141V142H38ZM54 141V142H53ZM60 141V142H59ZM100 141V142H99ZM103 141V142H102ZM130 143H129V142ZM133 141V142H132ZM137 141V142H136ZM148 141V142H147ZM158 141V142H157ZM159 141H161V142H159ZM174 141V142H173ZM178 141V142H177ZM256 141H262V142H256ZM9 142V143H8ZM15 142V143H14ZM30 142V143H29ZM53 142V143H52ZM58 144H57V143ZM68 142H70V144L68 143ZM84 142V143H83ZM88 142V143H87ZM97 144H96V143ZM110 142H114V143H110ZM118 144H117V143ZM127 142V143H126ZM156 142V143H155ZM242 142V143H241ZM12 143H14V144H12ZM21 143H24V145L22 144V145H20ZM27 143V144H26ZM28 143H29V145H28ZM33 143V144H32ZM67 144V146H66V144ZM109 143V144H108ZM123 143H126V145L128 146H130L129 147V149H132V148H134V146L136 145V144H139L140 146L138 147V148H140V150L142 149V147H143V149L141 150V152H140V150L139 149H135L134 150V153L133 152H130V153H127V154H125V155H122V154H111L110 155V150H111V148H112V146H114V147H116V148H119V149H122V148H125V147H127L126 145L124 146V144ZM132 143H133V145H132ZM159 143V144H158ZM262 143V144H261ZM9 144H10V146L12 145V146H14V147H7V146H9ZM16 144V145H15ZM19 144V145H18ZM31 144H32V147H31ZM60 144H61V146H60ZM62 144H64V146L62 145ZM72 144V145H71ZM77 144L79 145V144H81V145H83L84 146V148H83V146L81 147V145H79L80 147H77ZM116 144V145H115ZM132 146H131V145ZM150 144H154V145H152V146H154V147H151V145ZM161 144H162V147H160L161 146ZM173 144V145H172ZM182 144V145H181ZM192 144V145H191ZM251 144L253 145H255L256 147H254V145H253V148L251 147ZM28 147H27V146ZM37 146V148H34L35 146ZM76 146V150H74L75 149V147H73V146ZM107 145H109L108 147H105V146H107ZM142 145V146H141ZM160 145V146H159ZM258 145V146H257ZM20 146V147H19ZM64 147L63 149L62 148H60V147ZM69 146V147H68ZM123 146V147H122ZM189 146H190V148H189ZM194 146V147H193ZM261 146H262V149H261ZM4 147V148H3ZM6 147V148H5ZM17 147H18V149L19 150H17ZM30 147L32 148V150L30 149ZM40 147V152H39V150H38V148ZM43 147V148H42ZM50 147V148H49ZM59 147V148H58ZM66 147H68V148H66ZM88 147V149H86ZM95 147V148H94ZM113 147V148H114ZM132 147V148H131ZM147 149V151H143V150H146L145 148ZM160 147V148H159ZM167 147V148H166ZM197 147V148H196ZM215 147H217V148H215ZM234 147V148H233ZM251 147V148H250ZM260 147V148H259ZM10 148V149H9ZM26 148H28V149H26V151H25V149ZM46 148V149H45ZM66 148V149H65ZM81 148H83V149H81ZM108 148V149H107ZM150 148V149H149ZM162 148V149H161ZM164 148V149H163ZM170 148H172V149H170ZM191 148H192V150H191ZM227 148V149H226ZM236 148V149H235ZM258 149V151H259V149H260V151L258 152L257 151V149ZM2 149H4V150H2ZM33 149H37V150H34V153H33ZM52 149V150H51ZM62 149V150H61ZM77 149H79L80 151H78ZM98 149H100V150H98ZM104 149V150H103ZM108 151H107V150ZM110 149V150H109ZM128 148H125V150H129ZM155 149L158 151H155ZM166 149V150H165ZM167 149H169L168 151H167ZM222 149L223 150H225V151H222ZM234 149V150H233ZM251 149H253V150H251ZM15 150H16V152H15ZM22 150V151H21ZM43 150V151H42ZM49 150H51V151H49ZM61 150V151H60ZM68 150L70 151L69 153H67L68 152ZM74 150V151H73ZM106 150V151H105ZM124 150V149H123ZM152 150V151H151ZM154 150V151H153ZM162 150V151H161ZM171 150H172V153L170 154V152H171ZM198 150V151H197ZM227 150V151H226ZM229 150V151H228ZM263 150V151H262ZM3 151V152H2ZM11 151L13 152V154L11 153ZM21 151V152H20ZM24 151V152H23ZM36 151V152H35ZM46 151H48V152H46ZM58 151V152H57ZM62 151H64V152H62ZM99 151H101L102 153H100ZM104 151V152H103ZM137 151L138 152H140L139 154H140V156H139V154L137 153ZM167 151V152H166ZM174 151H176V152H174ZM219 152L218 154L217 153H215V152ZM7 152V159H6V153ZM25 153L24 155H23V153ZM34 154V156H33V154ZM41 152H45L44 154L43 153H41ZM50 152H52V154L50 153ZM60 152V153H59ZM62 152V153H61ZM72 152V153H71ZM93 152V153H92ZM106 152H108L107 154H106ZM145 152V153H144ZM149 152H151V153H149ZM152 152H154V153H152ZM160 152H161V154H160ZM163 152V153H162ZM197 152H199V153H197ZM221 152V153H220ZM232 152V153H231ZM258 152V153H257ZM12 154V155H10V154ZM19 153V154H18ZM20 153H22V155L20 154ZM30 153V154H29ZM37 153V154H36ZM39 153V154H38ZM64 153V154H63ZM71 153V154H70ZM81 153H83V154H81ZM90 153V154H89ZM103 154L104 156H106V155H108V156H106V157H104L103 155H102V157H101V155H100V157L98 156V158H97V155L98 154ZM138 155H137V154ZM149 153V154H148ZM167 153V155L168 156H164V154H166ZM214 153V154H213ZM240 153H242V154H240ZM17 154V155H16ZM32 154V155H31ZM36 154V155H35ZM46 154H47V156H48V154H49V156H48V158H47V156H46ZM57 154V155H56ZM59 154V155H58ZM61 154L62 155H64V157L62 156L61 157ZM69 156H68V155ZM74 154V156H72ZM78 154V155H77ZM86 154V155H85ZM89 154V155H88ZM152 154V156H150ZM154 154V155H153ZM163 154V155H162ZM177 154V155H176ZM179 154V155H178ZM207 154V155H206ZM209 154V155H208ZM217 154V155H216ZM253 154V155H252ZM3 155V156H2ZM18 155H20V156H18ZM76 155H77V157H76ZM85 155V156H84ZM110 155V156H109ZM117 155V156H116ZM127 155V156H126ZM130 155V156H129ZM131 155H134L135 156V158H138L139 157V159H134V156H131ZM156 155V156H155ZM162 156V158H160L161 156ZM198 155V156H197ZM256 155V156H255ZM13 158H12V157ZM15 156V157H14ZM51 156V157H50ZM67 156H68V159H67ZM70 156H72V157H74V158H70ZM80 156V157H79ZM81 156H82V158H86V160L84 159H82L81 158ZM87 156V157H86ZM92 157V158H90L89 159V157ZM96 156V157H95ZM113 158H112V157ZM122 158H121V157ZM126 156V157H125ZM142 156V157H141ZM143 156H146L145 158L143 157ZM157 156H159V157H157ZM212 156V157H211ZM214 156V157H213ZM259 156H260V158H259ZM3 157V158H2ZM8 157L10 158L9 160H8ZM16 157L18 158V159H16ZM27 157V158H26ZM42 157H44V158H42ZM75 157H76V159H75ZM107 157H109V158H107ZM115 157H116V159H115ZM125 157V158H124ZM132 157V158H131ZM149 157V158H148ZM152 157H153V159H152ZM165 157V158H164ZM30 158H33V159H36V160H34V161H32L33 159H30ZM46 158V159H45ZM51 158V159H50ZM53 158V159H52ZM70 158V159H69ZM101 160H100V159ZM105 158H107V160L105 159ZM113 160H112V159ZM119 158L120 159H122L121 161L119 160ZM127 158V159H126ZM131 158V159H130ZM143 158V159H142ZM154 158H155V160H154ZM164 158V159H163ZM206 158V159H205ZM239 158V159H238ZM250 158V159H249ZM255 158V159H254ZM6 159V160H5ZM21 159H22V162H21ZM26 159V160H25ZM28 159V160H27ZM63 159H65V160H63ZM66 159L69 161H66ZM82 159V160H81ZM97 161H96V160ZM99 159V160H98ZM104 159V160H103ZM128 159H130V160H128ZM149 159V160H148ZM159 159V160H158ZM163 161H162V160ZM166 159V160H165ZM168 159V160H167ZM249 159V160H248ZM254 159V160H253ZM10 160H12V161H10ZM18 160V161H17ZM23 160H25V161H23ZM29 160H30V164H29ZM43 160V162H44V164H45V166H44V164H43V162L41 163V161ZM45 160H46V162H45ZM62 160V161H61ZM70 160H71V162H70ZM88 160V161H87ZM95 161V163L93 162V161ZM117 160H118V164H119V166H117L118 164H117ZM126 160H128V161H126ZM132 160V161H131ZM134 160H137V161H134ZM138 160H140V161H138ZM142 160V161H141ZM144 160V161H143ZM156 160H158V161H156ZM162 162H161V161ZM214 160V161H213ZM221 161V163H220V161ZM253 160V161H252ZM5 161L6 162H8L7 164L5 163ZM21 163H20V162ZM53 161H56V162H53ZM66 161V162H65ZM83 161V162H82ZM86 163H85V162ZM89 161H92V162H89ZM109 161H112V163L111 162H109ZM126 161V162H125ZM145 161H148V163L147 162H145ZM152 161H153V163H152ZM160 161V162H159ZM165 161V162H164ZM169 161V162H168ZM177 161H178V163H177ZM192 161V162H191ZM255 161H256V163H255ZM262 161V162H261ZM5 164H4V163ZM14 164H13V163ZM17 162V163H16ZM18 162L20 163V164H18ZM23 162H24V164H25V166H24V164H23ZM35 162L37 163V164H35ZM61 162V163H60ZM65 162V163H64ZM73 162V163H72ZM78 162H81V163H83L82 165H81V163H78ZM87 162H89V163H87ZM98 162V163H97ZM100 162V163H99ZM106 162V163H105ZM108 162V163H107ZM114 162V163H113ZM133 162V163H132ZM137 162H139L138 164L135 163ZM141 162H143V164L141 163ZM158 162H159V164H158ZM199 162V163H198ZM247 162H248V164H247ZM254 162V163H253ZM55 163V164H54ZM58 163H60L59 165H58ZM63 163V164H62ZM75 163H77V164H75ZM90 163H92V164H90ZM93 163L95 164V165H93ZM101 163H104V164H101ZM116 163V164H115ZM121 163H122V165H121ZM125 163H126V167H125ZM128 163H132V164H128ZM142 164V165H139V164ZM145 163H147L146 165H145ZM150 163H152L151 165H150ZM166 163V164H165ZM171 163V164H170ZM191 163H192V165H191ZM214 163V164H213ZM215 163H216V165H215ZM223 163V164H222ZM252 163V164H251ZM9 164H10V167H9ZM33 166H32V165ZM35 164V165H34ZM41 164V165H40ZM62 164V165H61ZM67 166H66V165ZM74 164V165H73ZM85 164H90V165H88L87 167L85 166ZM99 166L98 168H97V165ZM106 164V165H105ZM109 164V165H108ZM110 164H111V167H110ZM135 164V165H134ZM156 164V165H155ZM169 164H170V166H169ZM233 164H235V165H233ZM237 164V165H236ZM247 164V165H246ZM3 165V166H2ZM15 165H16V167H17V169H15L16 167H15ZM22 165V166H21ZM28 165V166H27ZM55 165H57V166H55ZM108 168H106L105 166ZM115 167H114V166ZM129 165L131 166L130 168H129ZM137 165V166H136ZM149 165H150V167H149ZM154 165V166H153ZM157 165H159V166H157ZM221 165V166H220ZM228 165V166H227ZM4 168V169H2V167ZM5 166V167H4ZM8 166V167H7ZM13 166V167H12ZM21 168H20V167ZM33 168H32V167ZM38 166V167H37ZM72 166H74V167H72ZM78 166V167H77ZM81 166H82V169H81ZM91 166V167H90ZM97 168H95V167ZM101 166H103V167H101ZM132 166H136V167H132ZM139 166V167H138ZM143 166V167H142ZM153 168H152V167ZM156 166V167H155ZM248 166V167H247ZM257 166H259V167H261V168H257ZM31 167V168H30ZM36 167V168H35ZM59 167H61V168H59V169H62V170H58V168ZM62 167H64V168H62ZM66 167V168H65ZM71 167V168H70ZM75 167H77V168H75ZM84 167V168H83ZM105 167V168H104ZM113 167L115 168V169H113ZM118 167V168H117ZM120 167H123V168H120ZM124 167H125V169H124ZM128 167V168H127ZM142 167V169H140ZM165 167H166V170H165ZM170 167H172V168H170ZM251 167V168H250ZM8 168H9V170H8ZM11 168H13V169H11ZM26 168V169H25ZM44 168V169H43ZM67 168H68V172L66 171L65 172V170H67ZM79 168H80V170H79ZM86 168V169H85ZM87 168H88V173H87ZM101 168H103V169H101ZM112 168V169H111ZM117 168V169H116ZM126 168L128 169V171L126 170ZM135 168V169H134ZM155 168V169H154ZM163 168H164V170H163ZM168 168H170V169H168ZM6 169V170H5ZM24 169V170H23ZM31 169V170H30ZM36 169V171H38V169H39V172L37 173V172H35L34 170ZM48 170V172L50 173V175H48L47 176V174H48V172H47V170ZM53 169V170H52ZM55 169V170H54ZM71 169V170H70ZM76 169H77V171H79L78 172V174H77V171H76ZM91 169V170H90ZM92 169H94V170H92ZM111 169V170H110ZM121 169V170H120ZM132 169H134L135 171H133ZM140 169V170H139ZM145 169V170H144ZM152 170L151 172V174H150V170ZM225 169V170H224ZM263 169V170H262ZM8 171L9 173H7L8 175H9V178L10 179H8V175H6V173L4 174V173H2L3 171ZM10 170H13V172L12 171H10ZM16 170V171H15ZM20 170V171H19ZM23 170V171H22ZM27 170V171H26ZM30 170V171H29ZM33 170V171H32ZM105 170H108L107 172L105 171ZM116 170V171H115ZM124 170V171H123ZM142 170V171H141ZM149 172H148V171ZM154 170V171H153ZM220 170H223V171H220ZM226 170H227V172H226ZM232 170H234V171H232ZM259 170V171H258ZM46 171V172H45ZM74 171H76V172H74ZM84 173V172H86V174H83L82 172ZM121 171V172H120ZM123 171V172H122ZM131 171H133V172H131ZM147 171V172H146ZM161 171H163V172H161ZM256 171L257 172H259V173H257L258 174V177H257V175L255 174L256 173ZM10 172H12V173H10ZM18 172V174H16ZM22 174H21V173ZM24 172V173H23ZM26 172H28L27 174H26ZM41 172H44V174H45V176H43L44 174L42 173V174H39V173H41ZM69 172H70V174H69ZM74 172V173H73ZM118 172V173H117ZM125 172V173H124ZM135 172H137L138 173V175L135 173ZM143 172H145V173H143ZM156 172V173H155ZM165 172V173H164ZM221 172V173H220ZM248 172V173H247ZM250 172V173H249ZM263 172V173H262ZM30 173V174H29ZM31 173H33V174H31ZM34 173H37V175L35 174L34 175ZM59 173H61V174H59ZM74 175H73V174ZM76 173V174H75ZM82 174L83 175V177H81L82 175H80V174ZM97 173V174H96ZM103 173V174H102ZM121 173V174H120ZM127 173V174H126ZM148 173V174H147ZM164 173V174H163ZM169 173V174H168ZM175 173V174H174ZM177 173V174H176ZM215 173V174H214ZM16 174V175H15ZM52 174L55 176H52ZM57 174V175H56ZM63 174V175H62ZM69 174V175H68ZM72 174V175H71ZM101 174V175H100ZM108 174V175H107ZM114 174H116V175H114ZM135 174V175H134ZM150 174V175H149ZM153 174V175H152ZM155 174H157V175H155ZM160 174H162V175H160ZM166 174H168V175H166ZM172 174V175H171ZM200 174V175H199ZM228 174V175H227ZM263 174V175H262ZM14 175V176H13ZM26 175V176H25ZM59 175V176H58ZM62 175V177L65 175V178L66 179H64V178H62V177H60ZM92 175V176H91ZM97 176V178H99L100 176V178L101 179H103L104 178V182H103V180L101 181V182H99L101 179L99 178V179H97L96 178V176ZM100 175V176H99ZM113 177H112V176ZM125 175V176H124ZM130 175V176H129ZM136 175H137V177H136ZM142 175V176H141ZM144 175V176H143ZM198 175V176H197ZM218 175V176H217ZM256 175V176H255ZM261 175V176H260ZM3 176H5V177H3ZM7 176V177H6ZM10 176H13V177H10ZM29 176V178H27ZM31 176V177H30ZM41 176V177H40ZM75 176H78V178L77 177H75ZM99 176V177H98ZM117 176V177H116ZM133 176H135V177H133ZM149 178H151V180L149 181V179H148V177ZM154 176V178L155 179H153L152 177ZM159 176V177H158ZM161 176V177H160ZM200 176V177H199ZM23 179H22V178ZM32 177H33V180H32ZM36 177V182H35V180H34V178ZM38 177H40V178H38ZM43 177H47V179H45V178H43ZM52 179H54V180H52L51 181V178ZM56 177H58V178H56ZM70 177V178H69ZM75 177V178H74ZM93 179H92V178ZM147 179H146V178ZM158 177V178H157ZM168 177V178H167ZM172 177V178H171ZM186 177H188V178H186ZM199 177V178H198ZM215 179H213V178ZM221 177V178H220ZM227 177H228V179H227ZM240 177V178H239ZM248 177V178H247ZM13 178V179H12ZM18 178V179H17ZM20 178V179H19ZM25 178H26V180H25ZM49 178V179H48ZM60 178V179H59ZM68 178V179H67ZM95 178H96V180L99 182H96V180H95ZM105 178H107L106 180H105ZM109 178V179H108ZM113 180H112V179ZM171 178V179H170ZM208 178H210V180H208ZM217 178V179H216ZM247 178V179H246ZM24 180V181H20V180ZM29 179H31L30 181H31V183H30V181H29ZM40 180V181H38V180ZM42 179H44V180H42ZM62 179V181H60ZM85 179V180H84ZM91 179V180H90ZM115 179V180H114ZM139 179H140V181H139ZM204 179V180H203ZM214 181H213V180ZM221 179H223V181L221 180ZM226 179V180H225ZM240 179V180H239ZM244 179V180H243ZM13 180V181H12ZM66 180H68V182H66ZM70 180H72V181H74L75 183H76V188H73V187H75V183L74 182H72V181H70ZM82 180V181H81ZM88 182H87V181ZM93 180V181H92ZM95 180V181H94ZM110 180V182H108V181ZM117 180H118V182H117ZM121 180H123L124 182L121 184ZM130 181V182H128V181ZM133 180H134V182H133ZM152 180H154V182L152 181ZM156 180V181H155ZM162 180H163V182H162ZM169 182H168V181ZM173 180V181H172ZM178 180V181H177ZM185 180V181H184ZM187 180V181H186ZM225 180V181H224ZM255 180V181H254ZM11 181V182H10ZM18 181V183H17V185H20L19 187H20V190L19 191H21V192H18V190L17 189H19L18 188V186H16L15 185V182H17ZM20 181V182H19ZM28 182V183H26V182ZM34 181V182H33ZM45 181V182H44ZM46 181H48V184L49 185H47V182ZM50 181V182H49ZM58 181H60V182H62V186L60 187V185H61V183L59 184L58 183ZM86 183H85V182ZM105 181H107L108 183H105ZM111 181H113L112 183H111ZM117 183H116V182ZM125 181H126V183H125ZM139 181V182H138ZM143 181V182H142ZM171 181V182H170ZM175 181H176V183H175ZM208 181V182H207ZM218 181V182H217ZM14 182V185L12 184ZM23 182H25L27 185H25V183L23 184ZM32 182H33V184H32ZM39 182H40V187L38 188L37 186H39ZM53 182H56L55 184L53 183V185L54 186H52L50 189H48V187L47 186H50V185H52V183ZM65 182V183H64ZM72 182V183H71ZM79 182V183H78ZM82 182H84L85 184L84 185H82L81 183ZM94 182V183H93ZM132 182V183H131ZM145 182V183H144ZM150 184H149V183ZM165 182V183H164ZM166 182H167V184H166ZM207 182V183H206ZM222 182V183H221ZM231 184H230V183ZM253 182V183H252ZM257 182V183H256ZM259 182V183H258ZM9 185H8V184ZM21 183H22V185H21ZM30 183V184H29ZM58 183V184H57ZM70 183V184H69ZM88 183H91V186H90V184H88ZM114 183H115V185H114ZM139 183H140V185H139ZM141 183H143V184H141ZM147 183V184H146ZM178 183V184H177ZM180 183V184H179ZM189 183V184H188ZM205 183V184H204ZM217 183H219V184H217ZM226 183V184H225ZM246 183V184H245ZM256 183V184H255ZM7 184V185H6ZM12 186H11V185ZM29 184V185H28ZM47 186H46V185ZM77 184H78V186H77ZM88 184V185H87ZM100 184H103V186H105L104 188L100 185ZM108 184L110 185V186H108ZM112 184V185H111ZM120 184V185H119ZM128 186H127V185ZM209 184V185H208ZM213 184V185H212ZM224 184L226 185V186H224ZM228 184V185H227ZM239 186H238V185ZM245 184V185H244ZM25 185V186H24ZM34 187H33V186ZM55 185L57 186H59V189H58V186H57V189L58 190H56V188H55ZM65 185H66V187H65ZM70 185H72L71 187H72V189H71V187H70ZM80 185V186H79ZM86 185V186H85ZM96 186V188L94 189V187ZM98 185V186H97ZM117 185V186H116ZM135 185V186H134ZM138 185V186H137ZM146 185V186H145ZM147 185H149V186H147ZM165 185V186H164ZM167 185V186H166ZM171 185V186H170ZM215 185V186H214ZM218 185V186H217ZM236 185V186H235ZM241 185V186H240ZM261 185H263V186H261ZM5 186V187H4ZM7 186V187H6ZM9 186V187H8ZM12 187V189H14V191L11 189V187ZM14 186V187H13ZM28 186V187H27ZM30 186V187H29ZM43 186H44V188L46 189V191H45V189H44V191H42L43 189H40L41 187L43 188ZM70 188V189H68V191H66V189L68 188V187ZM82 186V187H81ZM83 186H84V188H83ZM89 186H90V188H89ZM93 186V187H92ZM114 186V187H113ZM115 186H116V188L118 189H116L115 188ZM120 186V187H119ZM130 186V187H129ZM131 186H133V187H131ZM137 186V187H136ZM170 186V187H169ZM174 186V187H173ZM198 186V187H197ZM205 186V187H204ZM222 186H224V187H222ZM234 186H235V188H234ZM253 186V187H252ZM62 187H64V188H62ZM79 187V188H78ZM92 187V188H91ZM97 187H99V188H97ZM100 187H102L103 189H101ZM108 187H109V189H108ZM111 187V188H110ZM112 187L114 188V189H112ZM125 187V188H124ZM128 187V188H127ZM139 187H141V188H139ZM153 187H154V189H153ZM170 188V190H169V188ZM173 187V188H172ZM242 187V188H241ZM259 188L258 190H260L259 192H260V194H259V192L258 191H256L257 190V188ZM8 188V189H7ZM21 188H24V190L23 189H21ZM34 188V189H33ZM52 188H54L53 190H52ZM61 188V189H60ZM81 188V189H80ZM106 188V189H105ZM124 188V189H123ZM133 188H135V189H133ZM143 188H146V190L144 191V189ZM148 188H151V189H149L148 190ZM156 188H157V192H156ZM167 188V189H166ZM197 188H199V189H197ZM209 188H211V189H209ZM232 188V189H231ZM234 188V189H233ZM251 188H252V190H254V192H252V190H251ZM256 188V189H255ZM7 191H6V190ZM11 189V191H9ZM16 189V190H15ZM40 191H39V190ZM84 191H83V190ZM90 189H93V190H95V191H91ZM98 191H97V190ZM110 189H111V193L113 194V196L116 194V199H115V196L113 197L112 195H110L111 193H110ZM116 189V190H115ZM120 189H122V190H124V192L125 191H127V192H123L122 190H120ZM131 189V190H130ZM139 191H138V190ZM153 189V190H152ZM166 191H165V190ZM174 189V190H173ZM177 189V190H176ZM204 189V190H203ZM261 189H263L262 191H261ZM31 192H30V191ZM37 190H38V192H37ZM49 190V191H48ZM60 190V191H59ZM62 190V191H61ZM70 190H71V192H70ZM78 190H79V192H78ZM87 190V191H86ZM91 192H90V191ZM106 190H108V191H106ZM114 192H113V191ZM120 190V191H119ZM142 190V191H141ZM159 190H161V191H159ZM167 190L171 193V196H169V192H167ZM175 190H176V192H178V193H176L175 192ZM210 190V191H209ZM7 192V193H11L12 191V193L11 194H8L7 195V193H5V192ZM35 192L36 194H35V196H32V195H34L33 194V192ZM42 191V192H41ZM52 191V192H51ZM57 191V192H56ZM64 191V192H63ZM102 191V192H101ZM104 191V192H103ZM131 191V193H129ZM148 191H149V193H148ZM152 191H154V192H152ZM179 191H180V193H179ZM189 191V192H188ZM207 191H209V193L207 192ZM255 191H256V193H258L257 195H256V197H252V196H255V195H253L254 193H255ZM4 192V193H3ZM15 192H17V194L19 195L20 193H21V195H17V194H14ZM44 192V193H43ZM47 192V193H46ZM49 192H51V193H49ZM59 192H60V194H59ZM64 193V195H62V193ZM68 194H67V193ZM75 192H78V193H75ZM88 192H90L89 194H88ZM99 192V193H98ZM108 192V193H107ZM117 192H119L118 194H117ZM121 192V193H120ZM136 192V193H135ZM139 192H141V193H139ZM152 192V193H151ZM163 193V195H162V193ZM183 192V194H181ZM202 192V193H201ZM219 192V193H218ZM225 192H227V195H226V197L224 196L225 195ZM232 192V193H231ZM239 192V193H238ZM252 192V196H251V194L250 193ZM49 193V195L47 196V195H44V194H48ZM55 193V194H54ZM74 193V194H73ZM93 193H94V195L96 194V198L94 197V195H93ZM106 193V194H105ZM115 193V194H114ZM127 193H128V195H127ZM135 193V194H134ZM157 193H158V195H157ZM165 193V194H164ZM169 193V194H168ZM208 193V194H207ZM222 193H224V195L222 194ZM249 194L248 195V197H247V195H245V194ZM22 194L23 195H25V196H22ZM39 194L42 196H39ZM70 194L72 195H75V197L72 195V197L73 198H71V196H70ZM77 194H79V195H77ZM81 194V195H80ZM86 194H87V200H89V202H90V199H91V202H93L94 200V202H97L98 200L100 201H98L97 203L98 204H100V206L98 205V204H96V203H89L87 200H86V198H85V196H86ZM91 194H92V198H91ZM99 194L101 195V194H104V195H101V198H102V196H103V200L102 199H100V196H99ZM122 196H121V195ZM131 194V195H130ZM140 194V195H139ZM142 194H143V197H142ZM161 194V196L163 197H161V199H160V195ZM175 194V195H174ZM176 194H177V196L178 197H176ZM179 194V195H178ZM180 194H181V196H180ZM221 194L223 195L222 197H221ZM230 194V195H229ZM261 194H263L262 196H261ZM5 195H7L6 197H5ZM9 195L11 196L10 198L12 199H10L9 198ZM13 195V196H12ZM15 195H17V196H15ZM52 195V196H51ZM54 195H56V196H54ZM68 197H66V196ZM70 197H69V196ZM85 195V196H84ZM99 197H98V196ZM137 195V196H136ZM149 195V196H148ZM156 195V196H155ZM174 195V196H173ZM213 195V196H212ZM232 195V196H231ZM237 195V196H236ZM259 195H260V197H259ZM23 197V199H22V197ZM44 196H46L47 198H45ZM50 196V197H49ZM65 196V197H64ZM79 196H82V197H79ZM104 196H105V198H104ZM107 196V197H106ZM120 196V197H119ZM131 196V197H130ZM133 196H136V197H133ZM142 197L141 198V200H140V198L139 197ZM145 196V197H144ZM147 196H148V198H147ZM158 196V197H157ZM168 196H169V198H168ZM173 196V197H172ZM184 196V197H183ZM212 196V197H211ZM217 196V197H216ZM235 196V197H234ZM249 196H251V197H249ZM13 197V198H12ZM17 197V198H16ZM25 197V198H24ZM29 197H30V199H31V201H30V199H29ZM34 197H36L35 198V200H38V202H39V200L41 199V198H43V199H41V200H43L42 202H41V200H40V202L41 203H38L37 204V201H35L34 200ZM41 197V198H40ZM49 197V198H48ZM76 197L77 198H79V199H76ZM85 199H84V198ZM88 197L90 198V199H88ZM110 197H112V198H110ZM125 197H126V199H125ZM127 197H130L131 198V201L133 200L134 202L135 201H137V202H133V203H130L131 201H129L130 200V198H127ZM175 197V198H174ZM200 197H203V198H201V199H198V198H200ZM206 197V198H205ZM208 197H209V199H208ZM214 197V198H213ZM241 197L243 198V199H241ZM263 197V198H262ZM5 198H6V200L7 201H5ZM10 199V200H8V199ZM18 198H21V199H18ZM32 198H33V200H32ZM53 200H51V199ZM61 198V199H60ZM62 198H64V199H66V200H64V199H62ZM93 198H95L94 200H93ZM97 198H99V199H97ZM107 198H108V200H107ZM109 198L111 199V200H109ZM114 198V199H113ZM118 198V199H117ZM133 198V199H132ZM136 198V199H135ZM151 199V202H153V203H155V205L153 204V206H152V204H151V202H150V199ZM153 198V199H152ZM179 198V199H178ZM180 198H183V199H185V200H187V201H185L184 200V202L182 201V200H180ZM189 198V199H188ZM219 198V199H218ZM225 198V199H224ZM251 199L250 201H252V202H250L248 199ZM255 198V199H254ZM260 198V199H259ZM15 199V200H14ZM28 199V200H27ZM46 199H47V201L49 202V205H47V206H45L44 204H48V202L46 203ZM51 200L52 201V204H50V202L51 201H49V200ZM55 199H57V201L59 202H57ZM72 199V200H71ZM75 201H74V200ZM121 199V200H120ZM129 199V200H128ZM135 199V200H134ZM137 199H139V200H137ZM144 199V200H143ZM156 199H158V200H156ZM163 199H165V200H163ZM168 199L170 200V201H168ZM172 199V200H171ZM174 199H177V201L176 200H174ZM196 199H197V201H196ZM203 199V200H202ZM208 199V200H207ZM212 199H214V200H212ZM223 199V200H222ZM235 199V200H234ZM239 199V200H238ZM247 199V200H246ZM44 200H45V203H43L44 202ZM63 200V201H62ZM69 200V201H68ZM84 200V201H83ZM93 200V201H92ZM103 202H102V201ZM106 200V201H105ZM124 200V201H123ZM128 200V201H127ZM154 200V201H153ZM245 201V204H242L244 201ZM10 201H12V202H10ZM14 201H16L15 203L16 204H14ZM22 201V204L20 203ZM24 201V202H23ZM27 201V202H26ZM54 201H55V204H56V206H55V204H54ZM77 201H78V203H80V204H78L77 203ZM112 201V202H111ZM114 201V202H113ZM116 201V202H115ZM158 201V202H157ZM174 201V202H173ZM176 201V202H175ZM179 201H181V202H183L182 204L183 205H188V207L186 206H182L181 207V202H179ZM193 201V202H192ZM203 201H205V202H203ZM223 201V202H222ZM227 201V202H226ZM229 201H231V204H230V202ZM240 201L242 202V203H240ZM260 201V202H259ZM3 202V203H2ZM8 202V204L10 205V204H13V206L15 207H11L12 205H8L7 204V207H6V205L4 206L3 204H6ZM29 202V203H28ZM34 202H36V203H34ZM67 202V203H66ZM85 203V205L83 206L82 204L83 203ZM88 202V203H87ZM102 202V203H101ZM118 202V203H117ZM127 202H129L128 203V205L126 204ZM145 204H144V203ZM157 202V203H156ZM159 202H161V204L159 203ZM163 202V203H162ZM167 202V203H166ZM179 202V203H178ZM221 203V205L219 204V203ZM226 202V203H225ZM229 202V203H228ZM27 205H26V204ZM69 203H70V205L72 204V206L70 207V205H69ZM124 203V204H123ZM147 203H149V204H151V205H148ZM158 203H159V205H158ZM189 203V204H188ZM239 203V204H238ZM249 203V204H248ZM260 203V204H259ZM20 204V205H19ZM29 204H31V205H29ZM32 204H33V206L35 207H33L32 206ZM39 204H41V205H39ZM60 204L63 206V207H60ZM76 204H77V206H76ZM90 204H93V205H91V206H88V205H90ZM95 204V205H94ZM103 206H102V205ZM120 204V205H119ZM129 204L130 205H132L133 207H135V208H132L131 209V207L132 206H129ZM144 204V205H143ZM165 204V205H164ZM169 205L170 206V208H169V206H167V205ZM175 204V205H174ZM178 204H180L179 206H178ZM194 204H196V206L194 205ZM197 204H198V206H197ZM237 204V205H236ZM2 205V206H1ZM17 205H19V206H17ZM36 205H37V207H36ZM50 205H52V206H50ZM69 205V206H68ZM98 205V206H97ZM106 205H109L108 207L106 206ZM119 205V206H118ZM124 205V207H122ZM135 205V206H134ZM137 205H140V206H137ZM146 205V206H145ZM157 205V206H156ZM162 206V208H160L161 206ZM165 207H164V206ZM223 205V206H222ZM252 205V206H251ZM3 206H4V208H3ZM26 206H28V208L26 207ZM53 206H55V207H53ZM60 207L59 209L58 208H56V207ZM83 206V207H82ZM129 206V208H127V210L129 209V210H131V212L132 213H130V212H128V211H126V207H128ZM148 206V207H147ZM159 207L160 208V211L158 210V209H156L155 207ZM202 208H201V207ZM218 206H219V208H218ZM222 206V207H221ZM227 206V209L225 208ZM237 206H240V209L239 208H237ZM242 206H243V209H245V210H243V209H241L242 208ZM249 208H248V207ZM259 206V207H258ZM7 209H6V208ZM24 208V210H23V208ZM29 207H31L32 209H30ZM42 207V208H41ZM48 207V208H47ZM67 209H69V210H65L66 208ZM87 207H89V208H87ZM91 207V208H90ZM100 207V210L98 209V208ZM115 207H116V209H115ZM122 207V208H121ZM141 207H142V210H144V211H142L141 210ZM144 207V208H143ZM152 209H151V208ZM154 207V208H153ZM193 207H194V209H193ZM195 207H196V209H195ZM247 207V208H246ZM251 207H252V209H255V210H252L251 209ZM260 208V210L258 209V208ZM262 207V208H261ZM17 208H18V210H17ZM34 208V209H33ZM38 208H40L39 210H38ZM49 208H51V210H53L52 212H54L53 214H52V212H51V210L49 209ZM54 208V209H53ZM76 208H78L77 210H76ZM80 208V209H79ZM94 208V209H93ZM111 208V209H110ZM148 208H149V210H151V211H149L148 210ZM164 208V209H163ZM168 208V209H167ZM174 208V209H173ZM179 208V209H178ZM187 208V209H186ZM190 208H192V210H190ZM211 208V209H210ZM235 208V209H234ZM3 209V210H2ZM4 209H5V211H4ZM19 209L21 210V211H19ZM30 210V211H28V210ZM37 210V212L36 211H34V210ZM48 209V210H47ZM63 209H64V211H63ZM75 211V214H74V211ZM91 209V210H90ZM93 209V210H92ZM98 209V211H96ZM103 209V210H102ZM107 209V210H106ZM120 209V210H119ZM121 209H122V211H121ZM168 211H167V210ZM185 209V210H184ZM204 209H206V210H204ZM210 209V210H209ZM213 209H215V211L213 210ZM230 209V210H229ZM236 209H239V210H237L236 211ZM259 210V212H258V210ZM263 209V210H262ZM11 211V213H10V211ZM13 210H15V211H13ZM23 210V211H22ZM43 210H44V212H46V213H43ZM46 210V211H45ZM55 210V211H54ZM59 210H60V212H59ZM79 210V211H78ZM81 210V211H80ZM133 210V211H132ZM140 210V211H139ZM146 210H148L149 211V213H148V211H146ZM163 210H165V211H163ZM190 210V211H189ZM195 210H197V211H195ZM199 210H200V212H199ZM202 210V211H201ZM226 210V211H225ZM233 210V211H232ZM234 210H235V213H236V215H235V213H234ZM249 210V211H248ZM250 210H252L253 212H251ZM2 211H4L5 213H8V211H9V214L8 215H5L4 216V212H2ZM16 211H18V212H20V213H16ZM26 211V212H25ZM29 213H28V212ZM93 211V212H92ZM99 211L101 212V214H105V216H104V214L103 215H101L100 213H99ZM102 211H104V212H102ZM112 212V214L113 215H115L114 217H113V215L111 214V212ZM115 211H116V213L117 212H119V213H121L120 214V218L119 217H117L116 216V213H115ZM138 211H139V215H138ZM161 211H163V212H161ZM182 211H184V212H187L186 214L188 215H186V214H184V212L182 213ZM192 211V212H191ZM220 211V212H219ZM223 211V212H222ZM242 211V212H241ZM244 211H245V213H244ZM2 212V213H1ZM21 212H23V213H25V215L23 214V213H21ZM34 212V213H33ZM35 212H36V214H35ZM39 212H41V213H39ZM48 212V213H47ZM51 212V213H50ZM67 212V213H66ZM79 212V214H77ZM92 212V213H91ZM99 214H98V213ZM109 212V214L111 215V217L109 218L108 216H109V214H107ZM125 212V213H124ZM136 212H137V214H136ZM160 212V213H159ZM169 212H172V216H171V214L169 213ZM173 212L176 214V215H174L173 214ZM194 212V213H193ZM198 212V213H197ZM201 212H203V213H201ZM205 212V213H204ZM216 213V214H214V213ZM219 212V213H218ZM250 212L252 213V214H250ZM4 213V214H3ZM13 213V214H12ZM31 213V214H30ZM40 215H39V214ZM55 213H57V214H55ZM64 213H66V214H72V215H69L68 214V216L65 214V216H64ZM94 213H96V214H98L97 216H96V214H94ZM119 213H117V215L119 216ZM135 213V214H134ZM146 213V214H145ZM147 213H148V215H147ZM153 213H155V214H153ZM156 213H158V214H156ZM163 213H165V214H163ZM168 213V214H167ZM178 213V214H177ZM188 213H191V215L190 214H188ZM196 213V214H195ZM201 213V214H200ZM212 213V214H211ZM234 213V214H233ZM240 213V214H239ZM242 213H244V214H242ZM18 214V215H17ZM21 214V215H20ZM22 214H23V216H22ZM29 214V216H27ZM48 214V216H50V219H48L49 217L48 216H46ZM77 214V215H76ZM130 214V215H129ZM133 214H134V218H133ZM141 214L143 215V216H141ZM152 214V215H151ZM167 214V215H166ZM182 215V216H180V215ZM192 214H193V216H192ZM197 215V216H195V215ZM203 214V215H202ZM211 214V215H210ZM222 214H223V216H222ZM226 214V215H225ZM231 214V215H230ZM233 214V215H232ZM237 214H238V216H239V220H238V217H237ZM241 214H242V216H241ZM248 214H250L249 215V217L247 216ZM253 214H254V216L256 217H254L253 216ZM257 214V215H256ZM262 214V215H261ZM10 215V216H9ZM41 217H39V216ZM53 215V216H52ZM60 215V216H59ZM63 215V216H62ZM75 215H76V217H75ZM107 215V216H106ZM126 215V216H125ZM137 215V216H136ZM151 215V216H150ZM153 215H155V217L153 216ZM156 215H157V217H156ZM163 215L164 216H166V217H163ZM169 215V216H168ZM183 215H186V216H184L183 217ZM208 215H210V216H208ZM221 216V217H219V216ZM234 215H235V217H237L236 219H235V217H234ZM12 216V217H11ZM34 216V217H33ZM43 216H45V217H43ZM52 216V217H51ZM59 216V217H58ZM74 216V217H73ZM77 216H80L79 217V220H78V217ZM82 216V217H81ZM128 216V217H127ZM139 216V217H138ZM173 216H174V218H173ZM176 216V217H175ZM190 216V217H189ZM198 216L200 217V218H198ZM208 216V217H207ZM219 217V218H217V217ZM244 216V217H243ZM247 216V217H246ZM262 216V217H261ZM4 217H6V218H4ZM12 218V221H10L11 220V218ZM25 219V218H28V219H25V220H27V221H25L23 218ZM34 219H33V218ZM91 217V218H90ZM107 217V218H106ZM123 217H125V219L123 218ZM135 217H137V219L135 218ZM141 217V218H140ZM147 217V219L145 220V218ZM148 217H149V222H147L148 221ZM159 217H161L162 219H160ZM170 217V218H169ZM177 217H179L178 219H177ZM183 217V218H182ZM186 217V218H185ZM194 217H196V219L194 218ZM207 217V218H206ZM222 217H223V219H222ZM259 217H260V219H259ZM14 218V219H13ZM22 218V219H21ZM52 218V219H51ZM54 218H56L57 220H59V221H61V222H59V221H57L56 219H54ZM61 220H60V219ZM68 218V219H67ZM69 218L71 219V220H69ZM74 218H77V220L76 219H74ZM80 218H82V221H81V219ZM111 218H113L112 220H111ZM144 220H143V219ZM165 218V219H164ZM169 218V219H168ZM172 218V219H171ZM221 218V219H220ZM227 220H226V219ZM249 218H250V221H249ZM255 218V219H254ZM2 219H5L4 221H2ZM31 219V220H30ZM46 219V220H45ZM48 219V220H47ZM101 220V223L99 222L100 220ZM117 220L116 222H115V220ZM133 219V220H132ZM141 219H142V221H141ZM151 219V220H150ZM155 219V220H154ZM159 221H157V220ZM161 220V222H160V220ZM166 219H168V220H166ZM175 219V220H174ZM186 219H188V221L190 220V222L189 223H187L188 221L186 220ZM209 219V220H208ZM214 221V222H217V223H214L212 220ZM235 219V220H234ZM248 219V220H247ZM6 220H8V222L9 223H11V224H9ZM17 220V221H16ZM20 220V221H19ZM32 220H33V222H32ZM37 220V221H36ZM54 220H55V222H54ZM68 220H69V223H68ZM114 220V221H113ZM132 220V221H131ZM169 221V222H162V221ZM174 220V221H173ZM178 220V221H177ZM183 220H185V223H184V221ZM193 220H195L194 222H193ZM202 220V221H201ZM218 220V221H217ZM220 220V221H219ZM230 221V223H229V221ZM53 222V225H54V229H53V225H52V222ZM65 221V222H64ZM75 221V222H74ZM78 221V222H77ZM84 222V221H86L85 223H81V222ZM107 221H109V222H107ZM112 221V222H111ZM125 221V222H124ZM127 221V222H126ZM144 221V222H143ZM146 221V222H145ZM173 221V222H172ZM177 223H176V222ZM187 221V222H186ZM203 221H204V224H203ZM226 221V222H225ZM233 221H236V223H234ZM239 221V223H237ZM6 224H5V223ZM20 222V225L18 224V223ZM23 224H22V223ZM58 224H57V223ZM70 222H72V223H70ZM122 222V223H121ZM170 222H172L171 224H170ZM175 222V224H177V225H173V223ZM179 222V223H178ZM193 222V223H192ZM195 222H197V223H195ZM200 222V223H199ZM208 222V223H207ZM213 222V223H212ZM233 222V223H232ZM257 222V223H256ZM12 223H14V224H12ZM16 223V224H15ZM37 223V224H36ZM47 223V224H46ZM63 223H65V224H63ZM77 223V224H76ZM93 223V224H92ZM94 223H95V225H94ZM106 223V224H105ZM111 223V224H110ZM121 225H120V224ZM125 223V224H124ZM149 223H151L150 225H148ZM161 223V224H160ZM169 223V224H168ZM192 225H191V224ZM195 223V224H194ZM210 223H212V225L210 224ZM225 223H226V225H225ZM244 223V224H243ZM6 226H5V225ZM23 226H22V225ZM40 224L43 226V224H45L44 225V227H42V226H40ZM67 224H69V225H67ZM76 224V225H75ZM78 224H79V226H78ZM94 225V226H92V225ZM99 224V225H98ZM103 224H104V226H103ZM119 224V225H118ZM130 224V225H129ZM143 224V225H142ZM153 224H155V225H153ZM181 224V226H179ZM188 226H187V225ZM198 224V225H197ZM201 226H200V225ZM203 224V225H202ZM222 224V225H221ZM224 224V225H223ZM243 224V225H242ZM251 224H253V225H251ZM258 224H259V226H258ZM261 224H263V225H261ZM7 225H8V227H7ZM15 225V227H12V226H14ZM17 225V226H16ZM46 225H48V226H46ZM58 227H57V226ZM66 225H67V227H68V229L66 230L65 228H67L66 227ZM72 225H74V226H72ZM84 225V226H83ZM87 225H88V227L90 228V229H92V230H90L89 228L87 229ZM98 225V226H97ZM111 225V226H110ZM115 225H116V227H115ZM131 225H133V226H131ZM139 225V226H138ZM142 227H141V226ZM147 225V226H146ZM159 225V226H158ZM190 225V226H189ZM195 225V226H194ZM205 225V226H204ZM210 225V226H209ZM230 225H231V227H233L235 230L232 232L231 230H233V228L231 229V227H230ZM242 226L241 228H240V226ZM245 225H247V226H245ZM248 225H250L249 227H251L250 229L248 228L247 229V227H248ZM10 226V227H9ZM22 226V227H21ZM26 226V227H25ZM29 226V227H28ZM32 226V227H31ZM71 226V227H70ZM75 226H78L77 228L75 227ZM91 226H92V228H91ZM99 226H102V227H99ZM124 226V227H123ZM127 226V227H126ZM166 226V227H165ZM168 226V227H167ZM184 226V228H182ZM192 226H194L195 228H198V229H195L194 227H192ZM199 226H200V228H199ZM204 226V227H203ZM229 226V227H228ZM243 226H244V228H243ZM258 226V227H257ZM24 227H25V229H24ZM34 227V228H33ZM35 227H37V228H35ZM47 227H48V229H47ZM57 227V228H56ZM60 227H61V229H60ZM70 227V228H69ZM79 227H83V230L81 231V229L82 228H80L79 229ZM153 227V228H152ZM156 227V228H155ZM160 227H161V229H163L162 231H161V229H160ZM174 227V228H173ZM175 227H176V229H175ZM188 227H189V229H188ZM211 229H210V228ZM213 227H215V228H213ZM221 227V228H220ZM229 230V231H226V230H224V229H226V228ZM240 228V230H239V228ZM260 227V228H259ZM18 228V229H17ZM21 228V229H20ZM24 230H23V229ZM38 228H39V230H38ZM46 228V229H45ZM65 230H64V229ZM86 228V229H85ZM94 228V229H93ZM99 228V230H96V229H98ZM112 228V229H111ZM136 228V229H135ZM149 230H148V229ZM152 228V229H151ZM158 228V229H157ZM172 228L175 230H172ZM179 228V229H178ZM181 228H182V230H181ZM193 228V229H192ZM237 228V229H236ZM18 231H17V230ZM20 229V230H19ZM32 229H35L34 231L32 230ZM41 229V230H40ZM71 229V230H70ZM74 229V230H73ZM101 229H103L102 231H101ZM128 229V230H127ZM147 229V231L145 232V230ZM170 229V230H169ZM207 229H209V230H207ZM217 229H219V230H217ZM243 229V230H242ZM246 229V230H245ZM261 229V230H260ZM22 230V231H21ZM52 230V231H51ZM76 230V231H75ZM111 232H110V231ZM151 230H152V232H151ZM155 230V231H154ZM160 230V231H159ZM168 230H169V232H168ZM187 230V231H186ZM189 230V231H188ZM194 230V231H193ZM213 230H215L216 231V233H217V231H218V234L216 235L215 234V231H213ZM237 230V231H236ZM24 231H26L25 233H24ZM60 231V232H59ZM66 232V233H64V232ZM96 231V232H95ZM106 231H108V232H106ZM164 231V232H163ZM166 231L169 233V235H168V233H166ZM177 231V232H176ZM182 231V232H181ZM208 231V232H207ZM210 231H212L211 232V234L210 235H208L209 233H210ZM222 231V232H221ZM226 231V232H225ZM231 231V232H230ZM243 231V232H242ZM259 231H261V234L260 233H258ZM7 234H6V233ZM9 232V233H8ZM16 232V233H15ZM31 232V233H30ZM89 232V233H88ZM106 232V233H105ZM129 232V233H128ZM142 233V234H140V233ZM144 232V233H143ZM154 232H155V234H154ZM156 232H157V234H156ZM171 232H172V234H171ZM187 232V233H186ZM202 232V233H201ZM251 232V233H250ZM263 232V233H262ZM22 233V234H21ZM24 233V234H23ZM27 233V235L25 236V234ZM33 233V234H32ZM78 233V234H77ZM82 233H83V235H82ZM87 233V234H86ZM100 233V234H99ZM104 233V234H103ZM123 233V234H122ZM136 233V234H135ZM166 233V234H165ZM222 233V234H221ZM230 233L231 235H228V234ZM253 233V234H252ZM257 233H258V235H257ZM11 234V235H10ZM18 234V235H17ZM50 234H52V236L50 235ZM60 234V235H59ZM65 234L68 236L67 238H66V236H65ZM73 234V235H72ZM86 234V235H85ZM98 234V235H97ZM127 234V235H126ZM130 234V235H129ZM151 234V235H150ZM153 234V235H152ZM159 234H162V236L161 235H159ZM176 234V235H175ZM183 234H185V235H183ZM189 234V235H188ZM203 234V235H202ZM205 234V235H204ZM206 234L208 235V237L206 236ZM224 234H225V237H224ZM245 234V235H244ZM246 234H247V236H246ZM250 234H252V235H249ZM7 235H9V236H7ZM17 235V236H16ZM29 235V237H27ZM30 235H32V236H30ZM59 237H58V236ZM62 235V236H61ZM75 235V236H74ZM82 235V236H81ZM85 235V236H84ZM88 235V236H87ZM95 235V236H94ZM122 235V237H120V236ZM130 237H129V236ZM132 235V236H131ZM149 235V237H146L145 238V236H148ZM164 235H166V236H164ZM172 235V236H171ZM176 236V238H175V236ZM179 235V236H178ZM180 235H183V237H185L186 236V238H183L182 236H180ZM192 235V236H191ZM195 235V236H194ZM200 236V237H198V236ZM213 235V236H212ZM263 235V236H262ZM40 236V237H39ZM47 237V236H49L48 238H44V237ZM54 236V237H53ZM55 236H57V237H55ZM77 236V237H76ZM90 236H92V237H90ZM94 236V237H93ZM100 236V237H99ZM107 236V237H106ZM109 236V237H108ZM125 236V237H124ZM144 238H143V237ZM157 236V237H156ZM159 236V237H158ZM174 236V237H173ZM188 236H190V237H188ZM194 236V237H193ZM196 236L199 238V240H198V238H196ZM206 236V237H205ZM258 236V237H257ZM18 237V238H17ZM26 239H25V238ZM37 238L36 240H35V238ZM42 237V238H41ZM73 237V238H72ZM81 237V238H80ZM82 237H84V238H82ZM103 237V238H102ZM115 237H117V239L115 238ZM119 237V238H118ZM141 237V238H140ZM155 237V238H154ZM179 237V238H178ZM181 237H182V239H181ZM210 237V238H209ZM214 237V238H213ZM224 237V238H223ZM234 237H236V238H234ZM248 237H249V239H248ZM262 237H263V240H262ZM3 238H4V240H3ZM33 238V239H32ZM44 238V239H43ZM51 238H52V240L53 241H51ZM64 238V239H63ZM68 238H72V240H70V239H68ZM108 238V239H107ZM113 240H112V239ZM139 238V239H138ZM148 238V239H147ZM160 238H161V240H160ZM164 238V239H163ZM167 238H169V239H167ZM172 238H175V239H172ZM190 238H191V240L192 239H194L193 241H191L190 240ZM209 238V240H206V239H208ZM226 238V240L225 241H223L222 242V240L223 239H225ZM237 238H238V240H239V238H241L240 239V241L241 242H239L238 243V240H237ZM247 240H246V239ZM255 238V239H254ZM18 239H20V240H18ZM38 239H39V241H38ZM43 239V240H42ZM88 239V240H87ZM99 239V240H98ZM150 239V240H149ZM173 241H175V242H172V240ZM197 239V240H196ZM201 239H204V240H202V242H201ZM232 241H231V240ZM251 239V240H250ZM254 239V240H253ZM3 240V241H2ZM9 240H11V242L13 243V241L15 242L16 240L18 241H16L17 242V244H16V242L15 243H10L9 242ZM68 240V241H67ZM76 240V241H75ZM104 240V241H103ZM110 240V241H109ZM115 240V241H114ZM121 241V243H120V241ZM124 240H125V242L126 243H124ZM134 240V241H133ZM136 240H138V241H136ZM143 240H144V242H143ZM155 242H154V241ZM182 240V241H181ZM188 240H189V242H188ZM211 240V241H210ZM214 241V243H213V241ZM255 241V243H256V245L254 244V242L253 241ZM35 243H34V242ZM43 241V242H42ZM44 241H46V242H44ZM62 241V242H61ZM74 241V242H73ZM90 241V242H89ZM119 241V242H118ZM148 241V242H147ZM151 241V242H150ZM171 241V242H170ZM196 242V244H195V242ZM198 241H200L199 243H198ZM203 241H204V243H203ZM217 241V242H216ZM219 241V242H218ZM221 241V242H220ZM244 241V242H243ZM245 241H249V242H245ZM20 242H22V243H20ZM30 242V243H29ZM52 242V243H51ZM55 242V243H54ZM58 242V243H57ZM117 242H118V245H116L117 244ZM134 242V243H133ZM139 242H141V244L139 243ZM150 242V243H149ZM162 242V244L160 245V243ZM169 242V243H168ZM186 242V243H185ZM212 242V243H211ZM216 242V243H215ZM235 242V243H234ZM253 244H252V243ZM5 243V244H4ZM8 243H10V245L8 244ZM32 243V244H31ZM41 243V244H40ZM46 243V244H45ZM53 243H54V245H53ZM60 243V244H59ZM67 243V244H66ZM69 243H70V246H72V244H73V246L72 247H69ZM78 243V244H77ZM103 243V244H102ZM105 243V244H104ZM116 243V244H115ZM154 243V244H153ZM155 243H159V244H155ZM168 243V244H167ZM171 243V244H170ZM190 243H192V244H190L191 245V247H189L190 245L189 244ZM200 243H202V244H200ZM211 243V244H210ZM219 243V244H218ZM238 243V244H237ZM257 243H259V244H257ZM4 244V245H3ZM6 244H8V245H6ZM15 244V245H14ZM21 244V246H19ZM37 244V245H36ZM45 244V245H44ZM48 244H50V245H48ZM58 244V245H57ZM65 244V245H64ZM87 244H90V245H87ZM92 244V245H91ZM109 244V245H108ZM115 244V245H114ZM121 244V245H120ZM138 244V245H137ZM146 244H148V245H146ZM149 244H151V246L149 245ZM170 244V245H169ZM180 244V245H179ZM183 246H182V245ZM193 244H195V245H193ZM209 244V245H208ZM23 245V246H22ZM28 245H30V246H28ZM33 245H34V247H33ZM43 245V246H42ZM64 245V246H63ZM79 245H82V247L81 246H79ZM95 245V246H94ZM99 245H102V246H99ZM124 245V246H123ZM127 245V246H126ZM144 245V246H143ZM153 245V246H152ZM155 245V246H154ZM163 245H164V247H163ZM167 245H169V246H167ZM188 245V246H187ZM199 245V246H198ZM216 245V246H215ZM242 245V246H241ZM249 245H251V246H249ZM255 245V246H254ZM262 245H263V247H262ZM5 246V247H4ZM9 246V247H8ZM48 246H49V248H48ZM60 246H63V247H60ZM69 248H68V247ZM75 246V247H74ZM109 246H111V247H109ZM117 246V247H116ZM120 246H122V247H120ZM146 246V247H145ZM147 246H149V247H151V249L148 247L147 248ZM157 246V247H156ZM182 246V247H181ZM194 246V247H193ZM197 246H198V248H197ZM203 246V247H202ZM211 246V247H210ZM220 246V247H219ZM238 246H240V247H238ZM246 246L248 247V248H246ZM261 248H260V247ZM36 247V249H33V248H35ZM45 248L43 251H42V249L43 248ZM50 247H51V249H50ZM58 247H59V249H58ZM74 247V248H73ZM78 247V248H77ZM89 247V248H88ZM109 247V248H108ZM113 247V248H112ZM127 247V248H126ZM139 249H138V248ZM145 247V248H144ZM154 247V248H153ZM159 247V248H158ZM160 247H161V249L162 250H160ZM180 247V248H179ZM184 247V248H183ZM193 247V248H192ZM218 247V248H217ZM226 247V248H225ZM243 247V248H242ZM249 247L251 248L250 250L251 251H247V252H244V250L246 249V250H249ZM257 248V249H254V248ZM42 248V249H41ZM47 248V249H46ZM53 248V249H52ZM57 250H56V249ZM71 248V249H70ZM78 249V250H76L75 251V249ZM118 250H116V249ZM121 248V249H120ZM125 248V250L123 251L122 249H124ZM136 248V249H135ZM142 248H144V249H142ZM157 248V249H156ZM164 248V249H163ZM172 248V249H171ZM178 248V249H177ZM200 248H201V250H200ZM202 248H204V249H202ZM212 248V249H211ZM240 248H242V249H240ZM245 248V249H244ZM69 249H70V252H69ZM82 249H84V250H82ZM106 249V250H105ZM108 249H111V250H108ZM116 251H115V250ZM120 249V250H119ZM133 249V250H132ZM152 249H154V250H152ZM159 249V250H158ZM168 249V250H167ZM192 249V250H191ZM194 249V250H193ZM239 249V250H238ZM13 250V251H12ZM27 250V251H26ZM31 250H33V251H31ZM65 250V251H64ZM80 250V251H79ZM95 250H97V251H95ZM100 250V251H99ZM122 250V251H121ZM136 250H138V251H136ZM148 250V253L147 252H145V251H147ZM149 250H152L153 252H149ZM155 250L157 251V252H155ZM175 250V251H174ZM177 250V251H176ZM212 250V251H211ZM245 250V251H246ZM262 252H261V251ZM25 251V252H24ZM52 251V252H51ZM54 251H56V252H54ZM93 251V252H92ZM130 251V252H129ZM141 251V252H140ZM142 251H144V252H142ZM160 251V252H159ZM169 251V252H168ZM173 251V252H172ZM179 251V252H178ZM181 251V252H180ZM206 251H210V252H206ZM239 251V252H238ZM253 251H254V253H253ZM259 251V252H258ZM30 252V253H29ZM31 252H32V254H31ZM58 252H60V253H58ZM95 252V253H94ZM106 252V253H105ZM132 252H134V253H132ZM157 253L156 255H155V253ZM168 252V253H167ZM182 252H185V255H184V253H182ZM187 252H189L188 254H187ZM190 252H192V253H190ZM204 252H206V254L204 253ZM251 252V253H250ZM78 253V254H77ZM98 253V254H97ZM125 255H124V254ZM129 253V254H128ZM130 253H132V254H130ZM142 253V254H141ZM162 253V254H161ZM177 253V254H176ZM179 253H181V254H179ZM196 253H198V254H196ZM200 253H202V254H200ZM219 255H218V254ZM232 253H234L235 255H233ZM241 253V254H240ZM261 253V254H260ZM50 254V255H49ZM91 254V255H90ZM127 254V255H126ZM153 254V255H152ZM169 256H168V255ZM200 254V255H199ZM205 254V255H204ZM248 254V255H247ZM252 254V255H251ZM31 255V256H30ZM135 255H137V256H135ZM145 255V256H144ZM147 255H149V256H147ZM160 255V256H159ZM166 255V256H165ZM175 255V256H174ZM184 257H183V256ZM193 255V256H192ZM218 255V256H217ZM242 255V256H241ZM246 255V256H245ZM27 256H29V257H27ZM79 256V257H78ZM95 256V257H94ZM119 256V257H118ZM141 256V257H140ZM150 256H152V257H150ZM167 256H168V258H167ZM180 256V257H179ZM192 256V257H191ZM200 256V257H199ZM237 256V257H236ZM2 257V258H1ZM13 257V258H12ZM16 257V258H15ZM23 257H25V259L23 258ZM82 257H84V258H82ZM91 257V258H90ZM113 257V258H112ZM124 257V258H123ZM133 257V258H132ZM140 257V258H139ZM142 257H145V258H142ZM165 257V258H164ZM170 257V258H169ZM190 257V258H189ZM196 257V258H195ZM198 257V258H197ZM232 257V258H231ZM7 258V259H6ZM94 258V259H93ZM123 258V259H122ZM129 258H132V259H130L131 261H129V260H127V259ZM149 260H148V259ZM151 258V259H150ZM156 258V259H155ZM166 258L167 259H169V261L168 260H166ZM173 258V259H172ZM179 259V261H177L178 259ZM189 258V259H188ZM203 258V260L202 261H200L201 259ZM238 258H240V259H238ZM254 258H255V260H254ZM261 258V259H260ZM23 259V260H22ZM28 259V260H27ZM46 259V260H45ZM70 259V260H69ZM83 260V261H81V260ZM87 259V260H86ZM90 259V260H89ZM98 259H100V260H98ZM128 261H126V260ZM136 259V260H135ZM139 259V260H138ZM187 259V260H186ZM193 259V260H192ZM209 259V260H208ZM237 259V260H236ZM257 259H259V260H257ZM48 260V261H47ZM75 260H77V261H75ZM92 260V261H91ZM106 260V261H105ZM123 260H124V262H123ZM138 260V261H137ZM155 260V261H154ZM186 260V261H185ZM189 260V261H188ZM205 260V261H204ZM56 261V262H55ZM133 261V262H132ZM135 261V262H134ZM165 261V262H164ZM181 261H183V262H181ZM238 261H240V262H238ZM245 261V262H244ZM252 263H251V262ZM43 262V263H42ZM107 262H109V263H107ZM126 262V263H125ZM156 262V263H155ZM260 262V263H259Z\"/></svg>","mask_w":264,"mask_h":264},{"label":"bare ground","instance_id":"6f19581e","mask_svg":"<svg viewBox=\"0 0 264 264\" xmlns=\"http://www.w3.org/2000/svg\"><path fill=\"white\" fill-rule=\"evenodd\" d=\"M9 1H10V0H9ZM14 1H15V0H14ZM16 1H18V0H16ZM23 1H24V0H23ZM27 1H28V0H27ZM38 1H39V0H38ZM40 1L42 2L43 0H40ZM68 1H69V0H68ZM78 1H80V0H78ZM82 1H83V0H82ZM139 1H140V0H139ZM154 1H155V0H154ZM158 1H159V0H158ZM161 1H162V0H160L159 3H160ZM163 1H166V0H163ZM176 1H177V0H176ZM187 1H188V0H187ZM195 1H196V0H195ZM201 1H202V0H201ZM249 1H250V0H249ZM249 1H248V3H249ZM251 1H252V0H251ZM257 1H259V0H257ZM0 2H1V1H0ZM11 2H12V0H11ZM32 2H34V1L32 0ZM45 2H47V1H45ZM63 2H64V1H63ZM74 2H75V1H74ZM90 2H91V1H90ZM131 2H132V1H131ZM170 2H172V1L170 0ZM190 2H192V1H190ZM206 2H207V1H206ZM243 2H244V1H243ZM1 3L3 4V2H1ZM13 3H15V2H13ZM19 3H20V2H19ZM19 3H18V4H19ZM24 3H26V2L24 1ZM24 3H23V4H24ZM28 3H29V2H28ZM34 3H35V2H34ZM39 3H40V2H39ZM55 3H56V2H55ZM59 3H60V2H59ZM61 3H62V2H61ZM66 3H67V1H66ZM68 3H69V2H68ZM68 3H67V4H68ZM101 3H102V2H101ZM105 3H106V2H105ZM109 3H110V2H109ZM113 3H114V2H113ZM156 3H157V2H156ZM159 3H157V4H159ZM162 3L164 4V2H162ZM172 3H173V2H172ZM172 3H171V4H172ZM179 3H180V2H179ZM179 3H177V5H178ZM182 3H183V1H182ZM182 3H181L180 5H182ZM188 3H189V2H188ZM234 3H236V2H234ZM241 3H242V2L240 1V4H241ZM246 3H247V2H246ZM248 3H247V4H248ZM250 3H251V2H250ZM252 3H253V2H252ZM2 4H0V5H2ZM4 4H5V2H4ZM9 4H10V3H9ZM36 4H37V3H36ZM36 4H35V5H36ZM40 4H41V3H40ZM42 4H43V3H42ZM53 4H54V3H53ZM71 4H72V2H71ZM71 4H70V5H71ZM75 4H76V3H75ZM75 4H74V5H75ZM90 4H92V3H90ZM125 4H126V2H125ZM127 4H128V3H127ZM134 4H135V3H134ZM137 4H138V3H137ZM175 4H176V3H175ZM185 4H186V3H184V5H182V6H186V5H187V4H186V5H185ZM193 4H194V3H193ZM199 4H201V2H200ZM210 4H212V0H211V3H210ZM229 4H230V2H229ZM229 4H228V5H229ZM244 4H245V2H244ZM254 4H255V3H254ZM32 5H33V4H32ZM32 5H31V8H32ZM43 5L45 6V4H43ZM57 5H58V4H57ZM57 5H56V6H57ZM72 5H73V4H72ZM84 5H85V4H84ZM119 5H120V4H119ZM146 5H147V4H146ZM154 5H156V4H154ZM160 5H161V4H159V6H160ZM166 5H168V3H167ZM194 5H196V4H194ZM204 5H205V4H204ZM204 5H203V6H204ZM232 5H233V4H232ZM237 5H239L238 2H237ZM241 5H242V4H241ZM241 5L238 6V7H241ZM249 5H250V4H249ZM256 5H257V3H256ZM5 6H6V5H5ZM5 6H4V7H5ZM16 6H17V5H16ZM16 6H15V7H16ZM46 6H49V5H46ZM97 6H98V5H97ZM105 6H106V5H105ZM108 6H109V5H108ZM125 6H127V5H125ZM130 6H131V5H130ZM132 6H133V5H132ZM134 6H135V5H134ZM136 6H137V5H136ZM152 6H153V5H152ZM164 6H165V5H164ZM173 6H174V5H173ZM175 6H176V5H175ZM190 6H191V5H190ZM197 6H198V5H197ZM210 6H211V5H210ZM234 6H236V5L234 4ZM242 6H243V5H242ZM245 6H247V5H245ZM245 6H244V7H245ZM250 6H251V5H250ZM250 6H249V7H250ZM13 7H14V6H13ZM33 7H34V6H33ZM40 7H42V6L40 5V6H39V9H41ZM58 7H59V6H58ZM60 7H61V6H60ZM60 7H59V8H60ZM62 7H63V6H62ZM71 7H72V6H69V9H70ZM77 7H78V6H77ZM81 7H82V4H81ZM89 7H90V6H89ZM91 7H92V6H91ZM93 7H94V5H93ZM93 7H92V8H93ZM118 7H119V6H118ZM143 7H144V5H143ZM153 7H155V6H153ZM156 7H157V6H156ZM156 7H155V8H156ZM161 7H162V6H161ZM193 7H194V6H193ZM232 7H233V6H232ZM253 7H254V6H253ZM253 7H252V9H253ZM263 7H264V6H263ZM6 8H7V7H6ZM23 8H24V7H23ZM27 8H28V7H26V9H27ZM47 8H48V7H47ZM52 8H53V7H52ZM59 8H56V9H57L56 11L60 10ZM65 8H66V7H65ZM72 8H73V7H72ZM75 8H76V7H75ZM75 8H74V9H75ZM96 8H97V7H96ZM101 8H102V7H101ZM109 8H110V7H109ZM126 8H128V7H126ZM131 8H132V7H131ZM138 8H141V7H138ZM145 8H146V7H145ZM145 8H144V9H145ZM148 8H149V10H151V9H150V6H149ZM157 8H159V7H157ZM164 8H165V7H164ZM168 8H169V7H168ZM171 8H172V7H171ZM178 8H179V7H178ZM182 8H184V7H182ZM182 8H181V9H182ZM187 8H188V7H187ZM190 8H191V7H190ZM194 8H195V10H196V7H194ZM194 8H193V9H194ZM197 8H198V7H197ZM199 8H200V7H199ZM206 8H207V7H206ZM213 8H214V5H213ZM259 8H260V7H259ZM259 8H258V10H259ZM32 9H33V8H32ZM50 9H51V8H50ZM62 9H63V8H62ZM66 9H67V8H66ZM79 9H81V8H79ZM82 9H83V8H82ZM87 9H88V8H87ZM93 9H95V8H93ZM118 9H119V8H118ZM122 9H123V8H122ZM165 9H166V8H165ZM173 9H176V8H173ZM236 9H237V8H236ZM239 9H240V8H239ZM242 9H243V8H242ZM245 9H246V8H245ZM245 9H243V10H245ZM248 9H249V8H248ZM6 10H7V9H6ZM11 10H12V9H11ZM21 10H23V9H21ZM54 10H55V9H54ZM70 10H71V9H70ZM75 10H76V9H75ZM83 10H84V9H83ZM83 10H82V11H83ZM114 10H115V9H114ZM119 10H120V9H119ZM123 10H124V9H123ZM128 10L130 11V9H128ZM141 10H142V9H139V12H140ZM145 10H146V9H145ZM145 10H144V11H145ZM153 10H155V9H153ZM163 10H164V9H163ZM168 10H169V9H168ZM170 10H171V9H170ZM185 10H186V9H184V12H185ZM188 10H189V9H188ZM195 10H194V11H195ZM197 10H199V9H197ZM201 10H203V9H201ZM205 10H206V9H205ZM237 10H238V9H237ZM23 11H24V10H23ZM23 11H22V12H23ZM43 11H44V10H43ZM45 11H46V10H45ZM60 11H61V10H60ZM63 11H65V10H63ZM84 11H85V10H84ZM84 11H83V12H84ZM89 11H90V10H89ZM92 11H93V10H92ZM98 11H99V9H98ZM112 11H113V10H112ZM115 11H116V10H115ZM131 11H132V10H131ZM144 11H143V12H144ZM159 11H160V10H159ZM175 11H176V10H175ZM181 11H182V10H181ZM181 11L179 10L178 12H181ZM191 11H192V10H191ZM203 11H204V10H203ZM207 11H208V10H207ZM239 11H240V10H239ZM245 11H248V12H249V10H245ZM245 11H244V13H245ZM256 11H257V10H256ZM11 12H13V11H11ZM14 12H15V11H14ZM20 12H21V11H20ZM28 12H29V10H28ZM28 12H27V13H28ZM30 12H31V11H30ZM47 12H49V11H47ZM52 12H53V11H51V13H52ZM66 12H67V11H66ZM68 12H69V11H68ZM72 12H73V11H72ZM110 12H111V11H110ZM124 12H125V11H124ZM135 12H136V11H135ZM151 12H152V11H151ZM186 12H187V11H186ZM186 12H185V13H186ZM195 12H196V11H195ZM195 12H194V13H195ZM237 12H238V11H237ZM257 12H258V11H257ZM257 12H256V13H257ZM261 12H262V11H261ZM27 13H26V14H27ZM34 13H36V10L34 11ZM42 13H43V12H42ZM56 13H57V12H56ZM59 13H60V12H59ZM59 13H58V16H59ZM63 13H64V12H63ZM63 13H62V14H63ZM76 13H77V12H76ZM87 13H88V10H87ZM102 13H103V11H102ZM112 13H113V12H112ZM115 13H116V12H115ZM126 13H128V12H126ZM131 13H132V12H131ZM133 13H134V12H133ZM141 13H142V12H141ZM144 13H145V12H144ZM146 13H148V12H146ZM169 13H171V12H169ZM182 13H183V12H182ZM189 13H190V12H189ZM199 13H200V12H199ZM204 13H205V12H204ZM206 13H207V12H206ZM212 13H214V11H213ZM241 13H242V12H241ZM252 13H253V12H252ZM262 13H263V12H262ZM29 14H30V13H29ZM66 14H69V13H66ZM72 14H74V12H73ZM80 14H82V13H80ZM80 14H79V15H80ZM84 14H85V13H84ZM89 14H91V13L89 12ZM89 14H88V15H89ZM93 14H94V13H93ZM105 14H106V13H105ZM107 14H108V13H107ZM107 14H106V15H107ZM122 14H123V13H122ZM136 14H137V13H136ZM139 14H140V13H139ZM142 14H143V13H142ZM157 14H158V13H157ZM201 14H202V13H201ZM225 14H226V13H225ZM236 14H238V13H236ZM239 14H240V12H239ZM242 14H243V13H242ZM245 14H246V13H245ZM33 15H34V14H33ZM36 15H37V14H36ZM40 15H41V12L39 13V16H38V17H42V15H43V14H42L41 16H40ZM45 15H46V13H45ZM45 15H44V16H45ZM49 15H50V12H49ZM63 15H64V14H63ZM111 15H112V17L114 16L113 14H111ZM115 15H116V14H115ZM118 15H119V14H118ZM123 15H124V14H123ZM126 15H127V14H126ZM134 15H135V13H134ZM167 15H168V14H167ZM167 15H166V16H167ZM175 15H176V14H175ZM175 15L173 14V17H174ZM193 15H194V14H193ZM199 15H200V14H199ZM211 15H212V14H211ZM234 15H235V14H234ZM234 15H233V17H234ZM250 15H251V14H250ZM44 16H43V17H44ZM47 16H48V15H47ZM58 16H56V17H58ZM60 16H61V15H60ZM65 16H66V15H65ZM67 16H68V15H67ZM76 16H77V14H76ZM82 16H83V15H82ZM94 16H96V15H94ZM137 16H138V15H137ZM200 16H202V15H200ZM227 16H228V14H227ZM243 16H244V15H243ZM252 16H253V15H252ZM259 16H263V15H259ZM10 17H11V16H10ZM21 17H23V16H21ZM30 17L32 18V16H30ZM43 17H42V18H43ZM62 17H63V16H62ZM62 17H61V18H62ZM83 17H84V16H83ZM98 17H99V16H98ZM101 17H102V15H101ZM114 17H115V16H114ZM121 17H123V16H121ZM125 17H126V16H125ZM179 17H182V16H179ZM185 17H187V16L185 15ZM191 17H192V16H191ZM191 17H190V18H191ZM203 17H205V16H203ZM240 17H241V15H240ZM31 18H30V19H31ZM33 18H34V16H33ZM33 18H32V19H33ZM67 18H68V17H67ZM74 18H75V17H74ZM81 18H82V17H81ZM86 18H87V17L85 16V19H86ZM89 18H90V17H89ZM123 18H124V17H123ZM161 18H162V17H161ZM171 18H172V14H171V17H170L169 19L172 20ZM175 18H178V17L176 16ZM188 18H189V17H188ZM193 18H194V17H193ZM195 18H196V17H195ZM205 18H206V17H205ZM227 18H228V17H227ZM242 18H243V17H242ZM244 18H245V17H244ZM244 18H243V19H244ZM250 18H251V17H250ZM250 18H249V19H250ZM260 18H261V17H260ZM13 19H14V18H13ZM40 19H41V18H40ZM40 19H38V20H40ZM46 19H47V18H46ZM51 19H53V18H52V17L50 18V22H51ZM56 19H57V18H56ZM56 19H55V20H56ZM62 19H63V18H62ZM83 19H84V18H83ZM157 19H158V18H157ZM208 19H209V18H208ZM210 19H211V16H210ZM236 19H237V18H236ZM249 19H247V21H248ZM253 19H254V18H253ZM257 19H258V18H257ZM262 19H263V18H262ZM22 20H24V19H22ZM36 20H37V19H36ZM36 20H35V21H36ZM43 20H44V19H43ZM53 20H54V19H53ZM69 20H70V19H69ZM77 20H78V19H76V24H77V22H78ZM87 20H89V19H87ZM101 20H102V19H101ZM114 20H115V19H114ZM119 20H120V19H119ZM123 20H125V19H123ZM159 20L161 21V19H159ZM159 20H156V23H157V21L159 22ZM163 20H164V19H163ZM174 20H175V19H174ZM174 20H173V22H174ZM178 20H179V19H178ZM181 20H182V19H181ZM190 20H192V19H190ZM193 20H194V19H193ZM200 20H201V22L203 23L202 19H200ZM206 20H207V19H206ZM238 20H239V19H238ZM263 20H264V19H263ZM13 21H14V20H13ZM25 21H26V20H25ZM40 21H41V20H40ZM57 21L59 22L60 20L58 19ZM66 21H67V20H66ZM74 21H75V20H74ZM91 21H93V18H92ZM104 21H105V20H104ZM188 21H189V20H188ZM196 21H197V20H196ZM198 21H199V20H198ZM198 21H197V22H198ZM207 21H208V20H207ZM241 21H242V20H241ZM258 21H260V20H258ZM41 22H43V21H41ZM46 22H47V21H46ZM52 22H53V21H52ZM52 22H51V23H52ZM69 22L71 23L72 21H69ZM69 22H68V23H69ZM83 22H84V21H83ZM87 22H88V21H87ZM87 22H85V23L87 24ZM98 22H99V21H98ZM101 22H102V21H101ZM101 22H100V23H101ZM108 22H110V20H109ZM154 22H155V21H154ZM177 22H178V21H177ZM181 22H183V21H181ZM186 22H187V19H186ZM192 22H193V21H192ZM208 22H209V21H208ZM208 22H206V24H207ZM245 22H246V21H245ZM5 23H6V22H5ZM18 23L20 24V22H18ZM24 23H25V22H24ZM31 23H32V21H31ZM38 23H39V22H38ZM59 23H60V24H59L58 26H59L61 29H63V31H64L66 34H68V33H69V30H70V29H68L69 26L66 28L67 24L64 25L63 20H62V23H63V24H61V22H59ZM85 23H84V24H85ZM106 23H107V22H106ZM117 23H118V22H117ZM117 23H116V24H117ZM178 23H179V22H178ZM190 23H191V22H190ZM202 23H201V24H202ZM242 23H244V22H241V24H242ZM256 23H257V22H256ZM28 24H30V23H28ZM32 24H33V23H32ZM49 24H50V23H49ZM71 24H72V23H71ZM78 24H79V23H78ZM161 24H162V23H161ZM181 24H182V23H181ZM228 24H229V23H228ZM241 24H240V25H241ZM246 24H247V23H245V25H246ZM248 24H249V22H248ZM35 25H36V24H35ZM40 25H44V24H40ZM40 25H38L39 27H37V28H40V27H41ZM51 25H52V24H51ZM55 25H57V24H55ZM73 25H74V24H73ZM89 25H91V27H92V24H89ZM96 25H97V24H96ZM114 25H115V23H114ZM114 25H112V26H114ZM147 25H148V24H147ZM167 25H168V24H167ZM176 25H177V24H176ZM178 25H179V24H178ZM178 25H177V26H178ZM198 25H199V24H198ZM10 26H11V25H10ZM10 26H9V27H10ZM16 26H17V25H16ZM23 26H24V25H23ZM26 26H27V24H26ZM28 26H29V25H28ZM46 26H47V25H46ZM49 26H50V25H49ZM76 26H77V25H76ZM79 26H80V25H79ZM79 26H78V27H79ZM93 26H94V24H93ZM100 26H101V25H100ZM105 26H106V25H105ZM149 26H150V25H149ZM183 26H184V25H183ZM188 26H189V25H188ZM192 26H193V25H192ZM241 26H242V25H241ZM1 27H2V26H1ZM1 27H0V29H1ZM9 27H8V29H9ZM11 27H13V25H12ZM21 27H22V26H21ZM32 27H34V26L32 25ZM71 27H72V26H71ZM74 27H75V25H74ZM78 27H77V28H78ZM96 27H97V26H96ZM102 27H103V26H102ZM102 27H101V28H102ZM107 27H108V25H107ZM107 27H106V28H107ZM115 27H116V25H115ZM181 27H182V25H181ZM181 27H180V28H181ZM186 27H187V26H186ZM186 27H185V28H186ZM201 27H202V26H201ZM248 27H249V26H248ZM248 27H247V28H248ZM255 27H256V26H255ZM13 28H14V27H13ZM25 28H26V27H25ZM28 28H29V27H28ZM30 28H31V27H30ZM49 28H50V27H49ZM55 28H56V27H55ZM60 28H59V29H60ZM69 28H70V27H69ZM81 28H83V27H81ZM85 28H86V27H85ZM110 28H111V27H110ZM185 28H184V27L182 28L183 31H184ZM189 28H190V29L192 28V30H193V27H189ZM195 28H198V29H196V30H199V29H200V27H195ZM202 28H204V26H203ZM244 28H245V27H244ZM8 29H7V30H8ZM22 29H23V28H22ZM45 29H46V28H45ZM47 29H48V27H47ZM47 29H46V31H48ZM51 29H52V28H51ZM72 29H73V28H72ZM74 29H75V28H74ZM83 29H84V28H83ZM83 29H82V31H83ZM87 29H89V27H88ZM95 29H96V28H95ZM99 29H100V28H99ZM99 29H98V30H99ZM234 29H235V28H234ZM263 29H264V28H263ZM4 30H5V29H4ZM34 30H35V28H34ZM79 30H80V29H79ZM79 30H78V31H79ZM93 30H94V27H93ZM103 30H104V27H103ZM116 30H117V28H116ZM158 30H159V29H158ZM173 30H174V29H173ZM187 30H188V29H187ZM192 30H191V31H192ZM256 30H257V29H256ZM260 30H261V29H260ZM5 31H6V30H5ZM20 31H23V30H20ZM20 31H19V32H20ZM25 31H26V30H25ZM29 31H30V30H29ZM43 31H44V30H43ZM58 31H59V30H58ZM74 31H75V30H74ZM80 31H81V30H80ZM80 31H79V32H80ZM82 31H81V32H82ZM86 31H87V30H86ZM101 31H102V29H101ZM101 31H100V32H101ZM106 31H108V30H106ZM106 31H105V32H106ZM114 31H115V30H114ZM136 31H137V30H136ZM177 31H178V30H177ZM204 31H205V29H204ZM204 31H203V32H204ZM236 31H237V30H236ZM240 31H242V30H240ZM250 31H251V30H250ZM19 32H18V34H19ZM30 32H31V31H30ZM40 32H41V31H40ZM50 32H51V31H50ZM50 32H49V33H50ZM56 32H57V31H56ZM72 32H73V30H72ZM75 32H76V31H75ZM93 32H94V31H93ZM103 32H104V31H103ZM112 32H113V31H112ZM172 32H173V31H172ZM188 32H189V30H188ZM198 32H200V31H198ZM201 32H202V30H201ZM234 32H235V31H234ZM253 32H254V31H253ZM256 32H257V31H256ZM256 32H255V33H256ZM13 33H14V32H12V34H13ZM20 33H21V32H20ZM25 33H26V32H25ZM42 33H44V32H42ZM42 33H41V34H42ZM46 33H47V32H46ZM59 33H60V32H57V34H59ZM89 33H90V31H89ZM163 33H164V31H163ZM166 33H167V32H166ZM193 33H194V32H193ZM229 33H232V32H229ZM243 33H244V32H243ZM8 34H9V33H8ZM21 34H23V33H21ZM29 34H30V33H29ZM29 34H28V35H29ZM32 34H33V31H32ZM37 34H38V33H37ZM37 34H36V35H37ZM44 34H45V33H44ZM51 34L54 35V33H51ZM61 34H62V33H61ZM61 34H60V35H61ZM63 34H64V33H63ZM63 34H62V35H63ZM66 34H65V36H66ZM71 34H72V33H71ZM74 34H75V33H74ZM82 34L84 35L83 32H82ZM101 34H102V33H101ZM107 34H108V33H107ZM139 34H140V33H139ZM169 34H170V33H169ZM182 34H183V33H182ZM182 34H181V35H182ZM185 34H186V33H185ZM187 34H188V33H187ZM189 34H192V33H189ZM199 34H200V33H199ZM24 35H25V34H24ZM28 35H27V36L25 35V36L28 37V38H29V37L31 38V36H28ZM42 35H43V34H42ZM47 35H48V34H47ZM72 35H73V34H72ZM86 35H87V34H86ZM88 35H91V34H88ZM88 35H87V36H88ZM93 35H94V34H93ZM98 35H99V31H98ZM109 35H110V33H109ZM173 35H175V34H173ZM177 35H178V34H177ZM177 35H176V36H177ZM192 35H193V34H192ZM197 35H198V34L196 33L195 36H197ZM212 35H213V34H212ZM259 35H260V34H259ZM0 36H1V35H0ZM14 36H16V35L14 34ZM51 36H52V35H51ZM57 36H58V35H57ZM67 36H68V35H67ZM74 36H75V35H74ZM76 36L78 37V35H76ZM95 36H96V35H95ZM157 36H158V35H157ZM162 36H163V35H162ZM195 36L193 35L192 37H195ZM204 36H205V35H204ZM249 36H251V35H249ZM263 36H264V35H263ZM20 37H21V36H20ZM32 37H33V36H32ZM37 37H38V36H37ZM37 37H36V38H37ZM62 37H64V36H62ZM72 37H73V36H72ZM77 37H76V38H77ZM88 37H89V36H88ZM92 37H93V36H92ZM96 37H97V36H96ZM110 37H111V36H110ZM186 37H187V36H186ZM223 37H224V36H223ZM8 38H9V37H8ZM23 38H24V36H23ZM30 38H29V39H30ZM33 38H34V37H33ZM33 38H32V39H33ZM58 38H59V37H58ZM67 38H68V37H67ZM98 38H99V37H98ZM100 38H101V37H100ZM102 38H103V37H102ZM112 38H113V37H112ZM162 38H163V37H162ZM177 38H178V37H177ZM250 38H251V37H250ZM256 38H257V37H256ZM0 39H1V38H0ZM26 39H27V38H26ZM53 39H55L54 36H53ZM59 39H60V38H59ZM73 39H74V37H73ZM73 39L71 38V40H73ZM77 39H78V38H77ZM86 39H87V37H86ZM86 39H85V40H86ZM171 39H172V38H171ZM178 39H179V38H178ZM180 39H181V38H180ZM180 39H179V40H180ZM183 39H184V38H183ZM185 39H186V38H185ZM190 39H191V38H190ZM248 39H249V37H248ZM7 40H8V39H7ZM21 40H23V39H21ZM24 40H25V39H24ZM39 40H40V38H39ZM51 40H52V39H51ZM55 40H56V39H55ZM74 40H75V39H74ZM79 40H81V39H79ZM95 40H96V39H95ZM109 40H110V38H109ZM150 40H151V39H150ZM168 40H169V39H168ZM202 40H203V39H202ZM1 41H2V40H1ZM5 41H6V40H5ZM35 41H36V40H35ZM42 41H44V40H42ZM49 41H50V40H49ZM49 41H48V42H49ZM60 41H61V40H60ZM69 41H70V40H69ZM86 41H88V40H86ZM93 41H94V40H93ZM96 41H98L99 43L101 42V41H99V40H96ZM96 41H94V45H95L96 43H98V42H96ZM129 41H130V40H129ZM158 41H160V40H158ZM181 41H182V39H181ZM184 41H185V40H184ZM186 41H187V39H186ZM192 41H196V39H195V40H192ZM251 41H252V40H251ZM11 42H12V41H11ZM21 42L24 43L23 41H21ZM21 42H20V43H21ZM25 42H26V41H25ZM31 42H32V41H31ZM39 42H40V41H39ZM45 42H47V41H45ZM52 42H54V41H52ZM88 42H90V40H89ZM88 42H87V43H88ZM95 42H96V43H95ZM106 42H107V41H106ZM112 42H113V41H112ZM161 42H162V41H161ZM176 42H177V40H176ZM189 42H191V41L189 40ZM189 42H188V44L186 43L187 46H188V45H191V43L189 44ZM232 42H233V41H232ZM246 42H247V41H246ZM246 42H245V43H246ZM0 43H1V42H0ZM8 43H10V42H8ZM16 43H17V42H16ZM18 43H19V42H18ZM33 43H34V42H33ZM43 43H44V42H43ZM50 43H51V42H50ZM63 43H64V42H63ZM63 43L60 42L59 44L61 45V44H63ZM73 43H74V42H73ZM75 43H76V41H75ZM79 43H80V42H79ZM84 43H85V42H84ZM84 43H81V44H84ZM196 43H197V42H196ZM240 43H241V42H240ZM242 43H243V42H242ZM257 43H259V42H257ZM257 43H256V44H257ZM260 43H261V42H260ZM2 44H3V43H2ZM41 44H42V43H41ZM59 44H58V45H59ZM64 44H65V43H64ZM66 44H68V43H66ZM66 44H65V45H66ZM89 44H91V43H89ZM89 44H88V45H89ZM104 44H105V43H104ZM106 44H107V43H106ZM108 44H111V43H108ZM149 44H150V43H149ZM156 44H157V43H156ZM163 44H164V42H163ZM174 44H175V43H174ZM199 44H200V43H199ZM199 44H198V45H199ZM227 44H228V43H227ZM243 44H244V43H243ZM243 44H242V45H243ZM246 44L249 45V42L246 43ZM254 44H255V43H254ZM0 45H1V44H0ZM13 45H14V44H13ZM17 45H18V44H17ZM31 45H32V44H31ZM37 45H38V44H37ZM37 45H35V46H37ZM73 45H74V44H73ZM78 45H80V44H78ZM92 45H93V44H91V46H92ZM100 45H103V43H101ZM111 45H112V44H111ZM161 45H162V44H161ZM164 45H166V44H164ZM164 45H163V46H164ZM171 45H173V44H171ZM179 45H180V44H179ZM236 45H237V44H236ZM242 45H241V46H242ZM258 45H259V44H258ZM4 46H5V45H4ZM8 46H10V45H8ZM39 46H41V45H39ZM48 46H49V45H48ZM53 46H54V45H53ZM76 46H77V45H76ZM80 46H82V45H80ZM96 46H97V45H96ZM96 46H95V47H96ZM106 46H107V45H106ZM106 46H105V47H106ZM108 46H109V45H108ZM108 46H107V47H108ZM187 46H186V47H187ZM211 46H212V45H211ZM230 46H232V45H230ZM237 46H239V45H237ZM255 46H256V45H255ZM1 47H2V46H1ZM5 47H6V46H5ZM11 47H13V46H11ZM46 47H47V46H46ZM50 47H51V45H50ZM54 47H55V46H54ZM74 47H75V46H74ZM135 47H136V46H135ZM143 47H144V46H143ZM182 47H183V46H182ZM192 47H193V45H192ZM194 47H196V46H194ZM221 47H222V46H221ZM247 47H248V46H247ZM251 47H252V46H251ZM8 48H9V47H7V49H8ZM16 48H17V49H16ZM16 48H15V49L18 50V47H16ZM31 48H32V47H31ZM43 48H44V47H43ZM43 48H42V49H43ZM48 48H49V47H48ZM99 48H100V47H99ZM109 48H110V47H109ZM111 48H112V46H111ZM127 48H128V47H127ZM187 48H188V47H187ZM197 48H198V47H197ZM216 48H217V47H216ZM227 48L229 49V46H228ZM239 48H240V46H239ZM239 48H238V49H239ZM9 49H10V48H9ZM11 49H12V48H11ZM13 49H14V48H13ZM24 49H25V47H24ZM35 49H37V48H35ZM35 49H34V50H35ZM38 49H39V48H38ZM49 49H50V48H49ZM64 49L66 50V48H64ZM78 49H79V48H78ZM80 49H81V48H80ZM82 49H83V48H82ZM84 49H85V47H84ZM86 49H87V48H86ZM97 49H98V48H97ZM97 49H96V50H97ZM130 49H131V48H130ZM191 49H192V48H191ZM228 49H227V50H228ZM233 49H235V48H233ZM245 49H246V47H245ZM26 50H27V48H26ZM47 50H48V49H47ZM51 50H52V48H51ZM51 50H50V51H51ZM75 50H76V48H75ZM91 50H92V49H91ZM93 50L95 51L94 48H93ZM107 50H108V48H107ZM112 50H113V49H112ZM114 50H115V48H114ZM121 50H122V49H121ZM146 50H147V49H146ZM184 50H186V49H184ZM188 50H189V49H188ZM240 50H241V48L239 49V51H240ZM247 50H248V49H247ZM252 50H253V49H252ZM252 50H251V51H252ZM257 50H258V49H257ZM12 51H13V50H12ZM22 51H23V50H22ZM24 51H25V50H24ZM32 51H33V50H32ZM32 51H31V53H33ZM42 51H43V50H42ZM42 51H41V52H42ZM52 51H53V50H52ZM59 51H60V50H59ZM66 51H67V50H66ZM68 51H69V50H68ZM89 51H90V50H89ZM89 51H88V52H89ZM97 51H98V50H97ZM119 51H120V50H119ZM124 51H125V50H124ZM194 51H195V50H194ZM235 51H236V50H235ZM242 51H243V49H242ZM255 51H256V50H255ZM63 52H64V51H63ZM84 52H86V51H84ZM88 52H86V53H88ZM95 52H96V51H95ZM102 52H103V51H102ZM122 52H123V51H121V53H122ZM126 52H127V51H126ZM172 52H173V51H172ZM227 52H228V51H227ZM261 52H262V51H261ZM261 52H259L260 55H261ZM3 53H4V52H3ZM19 53H20V52H19ZM28 53H29V52H28ZM28 53H27V54H28ZM39 53H40V52H39ZM77 53H78V52H77ZM82 53H83V52H82ZM108 53H109V51H108ZM157 53H158V52H157ZM169 53H170V52H169ZM229 53H230V52H229ZM245 53H246V51H245ZM247 53H248V51H247ZM251 53H252V52H251ZM253 53H254V52H253ZM262 53H263V52H262ZM21 54H22V53H21ZM24 54H26V53H24ZM24 54H23V55H24ZM64 54H66V52H65ZM64 54H63V55H64ZM67 54H68V52H67ZM67 54H66V56H67ZM98 54H99V52H98ZM117 54H120V53L118 52ZM117 54H116V55H117ZM194 54H195V53H194ZM241 54H242V52H241ZM249 54H250V53H249ZM255 54H256V52H255ZM259 54H257V55H259ZM263 54H264V53H263ZM263 54H262V55H263ZM19 55H20V54H19ZM19 55H17V56L19 57ZM30 55H32V54H30ZM30 55H29V56H30ZM35 55L37 56V54H35ZM35 55H34V56H35ZM41 55H46V54H44V53L42 52ZM51 55H53V54H51ZM58 55H59V53H58ZM70 55H71V53H70ZM79 55H80V53H79ZM82 55H83V54H82ZM86 55H87V54H86ZM91 55H92V54H91ZM93 55H95V54H93ZM116 55H114V56H116ZM173 55H174V54H173ZM221 55H223V54L221 53ZM235 55H236V54H234V56H235ZM250 55H251V54H250ZM2 56H3V55H2ZM5 56H6V55H5ZM20 56H21V55H20ZM38 56H39V54H38ZM61 56H62V55H61ZM61 56H60V57H61ZM72 56H73V57L76 56V53H75V55H72ZM87 56L89 57V55H87ZM95 56H98V55H95ZM109 56H110V54H109ZM118 56H119V55H118ZM120 56H121V54H120ZM129 56H131V55H129ZM133 56H134V55H133ZM135 56H136V55H135ZM187 56H188V54H187ZM189 56L192 57V55H190V54H189ZM224 56H225V55H224ZM224 56H223V57H224ZM252 56H254V54H252ZM263 56H264V55H263ZM263 56H262V57H263ZM43 57H45V56H43ZM47 57H48V56H47ZM50 57H51V56H50ZM91 57H92V56H91ZM105 57H106V56H105ZM121 57H122V56H121ZM123 57H124V56H123ZM131 57H132V56H131ZM136 57H137V56H136ZM136 57H135V58H136ZM184 57H185V56H184ZM221 57H222V56H221ZM237 57H238V56H237ZM243 57H245V56H243ZM248 57H251V56H248ZM260 57H261V56H260ZM15 58H17V57H15ZM28 58L30 59V57H28ZM31 58H32V57H31ZM33 58H34V57H33ZM36 58H37V57H36ZM53 58H54V57H53ZM53 58H52V59H53ZM63 58H64V57H63ZM69 58H70V57H69ZM74 58H76V57H74ZM74 58H73V59H74ZM84 58H85V57H83V59H84ZM86 58H87V57H86ZM95 58H96V57H95ZM95 58H94V59H95ZM124 58H125V57H124ZM132 58H133V57H132ZM132 58H131V59H132ZM177 58H178V57H177ZM217 58H218V57H217ZM229 58H230V57H229ZM40 59H41V58H40ZM45 59H48V58H45ZM52 59H51V60H52ZM57 59H58V58H57ZM60 59H61V58H60ZM66 59H67V58H66ZM71 59H72V58H71ZM73 59H72L71 61H73ZM87 59H88V58H87ZM94 59H93V60H94ZM101 59H102V58H100V60H101ZM110 59H112V58H110ZM114 59H115V58H114ZM121 59H123V58H121ZM129 59H130V58H129ZM131 59H130V60H131ZM139 59H140V57H139ZM173 59H174V58H173ZM181 59H182V58H181ZM190 59H192V58H190ZM231 59H232V58H231ZM245 59H246V58H245ZM248 59H250V58H248ZM257 59H258V58H257ZM3 60H4V59H3ZM15 60H16V59H15ZM17 60H18V59H17ZM19 60H20V59H19ZM34 60L37 61L36 59H34ZM38 60H39V59H38ZM41 60H42V59H41ZM41 60H40V61H41ZM48 60H49V59H48ZM48 60H47V61H48ZM76 60H77V59H76ZM81 60H82V59H81ZM81 60H80V62H81ZM84 60H85V59H84ZM84 60H83V62H86V61H84ZM98 60H99V59H98ZM130 60H129V61H130ZM133 60H136V59H133ZM133 60H132V61H133ZM148 60H149V59H148ZM186 60H187V59H186ZM223 60H224V59H223ZM223 60H222V61H223ZM234 60H235V59H234ZM234 60H233V61H234ZM238 60H239V59H238ZM4 61H5V60H4ZM21 61H23V60L21 59ZM25 61H26V59H25ZM35 61H34V63H35ZM47 61H46V63H47ZM58 61H59V60H58ZM62 61H63V60H62ZM71 61H70V62H71ZM74 61H75V59H74ZM78 61H79V60H78ZM94 61H95V60H94ZM102 61H104V60L102 59ZM109 61H110V60H109ZM117 61H118V60H117ZM127 61H128V60H127ZM202 61H203V60H202ZM241 61H242V60H240V62H241ZM246 61H248V60H246ZM250 61H252V60H250ZM255 61H256V60H255ZM263 61H264V60H263ZM2 62H3V61H2ZM30 62H31V61H30ZM37 62H38V61H37ZM42 62L45 64L44 61H42ZM110 62H111V61H110ZM113 62H114V61H113ZM133 62H134V61H133ZM229 62H230V61H229ZM229 62H228V64H229ZM235 62H236V61H235ZM0 63H1V60H0ZM9 63H10V62H9ZM11 63H12V62H11ZM18 63H20V61H18ZM32 63H33V62H32ZM32 63H31V64H32ZM34 63H33V64H34ZM63 63H65V61H64ZM76 63H77V61H76ZM78 63H79V62H78ZM78 63H77V64H78ZM87 63H88V62H87ZM97 63H98V62H97ZM108 63H109V62H108ZM114 63H115V62H114ZM118 63L120 64V62H118ZM118 63H117V66H118ZM130 63H131V62H130ZM154 63H155V62H154ZM154 63H153V64H154ZM185 63H186V61H185ZM207 63H208V62H207ZM224 63H225V62H224ZM231 63H232V62H231ZM231 63H230V64H231ZM233 63H234V62H233ZM15 64H16V62H15ZM26 64H28V63H26ZM55 64H57V66H59L58 63H55ZM59 64H60V63H59ZM61 64H62V62H61ZM68 64H72V63H69V62H68ZM102 64H103V63H102ZM104 64H105V63H104ZM125 64H128V63H125ZM144 64H145V63H144ZM238 64H239V63H238ZM242 64H244V63H242ZM0 65H1V64H0ZM41 65H42V63H41ZM46 65H48V64H46ZM46 65H45V67H46ZM51 65H52V64H51ZM53 65H54V64H53ZM72 65L74 66V63H73ZM79 65H80V64H79ZM82 65H83V64H82ZM82 65L80 66V68L82 67ZM98 65H99V64H98ZM107 65H108V64H107ZM109 65H110V64H109ZM115 65H116V64H115ZM128 65H129V64H128ZM232 65H233V64H232ZM250 65H251V64H250ZM4 66H5V65H4ZM10 66H11V64H10ZM14 66H15V65H14ZM19 66H20V65H19ZM42 66H43V65H42ZM57 66L54 65L55 68H56ZM65 66H66V65H65ZM69 66H70V65H69ZM75 66H76V65H75ZM100 66H101V65H100ZM125 66H126V65H125ZM140 66H141V65H140ZM153 66H154V65H153ZM162 66H163V65H162ZM168 66H169V65H168ZM247 66H249V65H247ZM254 66H255V65H254ZM262 66H263V65H262ZM0 67H1V66H0ZM5 67H6V66H5ZM8 67H9V66H8ZM31 67H32V66H31ZM37 67H38V64H37ZM47 67H50V66H47ZM54 67H53V68H54ZM60 67H61V66H60ZM63 67H64V66H63ZM66 67H67V66H66ZM66 67H65V68H66ZM77 67H78V65L76 66V68H77ZM85 67H86V66H85ZM87 67H88V66H87ZM87 67H86V68H87ZM89 67H90V65H89ZM101 67H102V66H101ZM103 67H104V66H103ZM110 67H111V66H110ZM128 67H129V66H128ZM130 67H131V66H130ZM136 67H137V66H136ZM142 67H143V66H142ZM148 67H152V66L150 65V66H148ZM198 67H199V66H198ZM230 67H231V66H230ZM234 67H237V66H234ZM244 67H245V66H244ZM2 68H3V67H2ZM10 68H11V67H10ZM10 68H8V69H10ZM16 68H18V67H16ZM51 68H52V67H51ZM51 68H50V69H51ZM67 68H68V67H67ZM67 68H66V69H67ZM70 68H72V72L75 71V69H73V67H70ZM94 68H95V67H94ZM105 68H106V67H105ZM105 68H104V69H105ZM126 68H127V67H126ZM131 68H132V67H131ZM133 68H134V67H133ZM145 68H146V67H145ZM152 68H153V67H152ZM154 68H155V66H154ZM185 68H186V67H185ZM194 68H195V67H194ZM211 68H212V67H211ZM224 68H225V67H224ZM240 68H241V66L239 67V70H240ZM242 68H243V67H242ZM250 68H251V67H250ZM250 68H247V69H250ZM254 68H256V67H254ZM12 69H13V68H12ZM57 69H58V68H57ZM59 69H62V68H59ZM92 69H93V68H92ZM108 69H109V68H108ZM128 69H129V68H128ZM149 69H150V68H149ZM167 69H168V68H167ZM200 69H201V68H200ZM234 69H235V68H234ZM247 69H245V70H247ZM2 70H3V69H2ZM13 70H15V69H13ZM13 70L10 69V71H13ZM30 70H31V68H30ZM35 70H36V66H35ZM54 70H55V69H54ZM63 70H65V69L63 68ZM68 70H69V68H68ZM82 70H83V69L79 70L80 73H81ZM89 70H91V69H89ZM109 70H110V69H109ZM119 70H120V68H119ZM134 70H135V69H134ZM145 70H146V69H145ZM145 70H144V72H145ZM147 70H148V68H147ZM193 70H194V69H193ZM226 70H227V68H226ZM228 70H229V68H228ZM230 70H231V69H230ZM237 70H238V69H237ZM242 70H243V69H242ZM250 70H251V69H250ZM42 71H43V70H42ZM42 71H41V72H42ZM50 71H51V70H50ZM55 71H56V70H55ZM61 71H62V70H61ZM61 71H58L57 73L60 72L61 74H63ZM70 71H71V70H70ZM76 71H78V69H77ZM106 71H107V70H106ZM106 71H105V72H106ZM127 71H128V70H127ZM129 71H130V70H129ZM131 71H132V70H131ZM136 71H137V70H136ZM138 71H140V70H138ZM150 71H151V70H150ZM150 71H149V72H150ZM186 71H187V70H186ZM217 71H218V70H217ZM231 71H233V70H231ZM243 71H244V70H243ZM243 71L241 72L242 74H243ZM2 72H3V71H2ZM16 72H17V71H16ZM20 72H22V71H20ZM32 72H33V70H32ZM32 72L30 73L31 76H32ZM34 72H35V71H34ZM65 72H66V71H65ZM87 72H88V70H87ZM123 72H124V71H123ZM151 72H152V71H151ZM155 72H156V71H155ZM208 72H209V71H208ZM233 72H234V71H233ZM239 72H240V71H239ZM247 72H248V71H247ZM250 72H251V71H250ZM257 72H258V71H257ZM14 73H15V72H14ZM23 73H24V72H22V74H23ZM27 73H28V72H27ZM39 73H40V72H39ZM44 73H45V70H44ZM44 73H43V74H44ZM51 73H52V72H51ZM51 73H50V74H51ZM66 73H67V72H66ZM75 73H76V72H75ZM75 73H73V74H75ZM128 73H129V72H128ZM231 73H232V72H231ZM234 73H235V72H234ZM244 73H245V72H244ZM4 74H5V73H4ZM9 74H12V75H13V73H9ZM28 74H29V73H28ZM28 74H27V75H28ZM35 74H36V73H35ZM40 74H41V73H40ZM52 74H53V73H52ZM78 74H79V73H78ZM78 74H77V76H78ZM89 74H90V72H89ZM129 74H130V73H129ZM133 74H134V73H133ZM137 74H140V73H137ZM152 74H153V76H154L155 73H152ZM160 74H161V73H160ZM250 74H251V73H250ZM256 74H257V73H256ZM14 75H15V74H14ZM14 75H13V76H14ZM87 75H88V74H87ZM108 75H109V74H108ZM108 75H107V76H108ZM130 75H131V74H130ZM230 75H232V74H230ZM244 75H245V74H244ZM247 75H248V74H247ZM1 76H3V75H1ZM25 76H26V74H25ZM28 76H29V75H28ZM33 76H34V75H33ZM33 76H32V77H33ZM39 76H40V75H39ZM50 76H51V75H50ZM71 76H73L72 73H71ZM71 76H70V77H71ZM77 76H74V78L77 77ZM81 76H82V74H81ZM132 76H134V75H132ZM164 76H166V75H164ZM196 76H199V75H196ZM196 76H195V77H196ZM235 76H236V74H235ZM235 76H234V78H235ZM242 76H243V75H242ZM11 77H12V76H11ZM29 77H30V76H29ZM29 77H28V78H29ZM44 77H45V74H44ZM55 77H57V76H55ZM70 77H69V78H70ZM84 77H85V76H84ZM84 77H83V79L85 80ZM127 77H128V76H127ZM134 77H135V76H134ZM141 77H142V76H141ZM149 77H150V76H149ZM162 77H163V76H162ZM167 77H168V76H167ZM174 77H175V76H174ZM188 77H189V76H188ZM225 77H226V76H225ZM227 77H228V76H227ZM229 77H230V76H229ZM2 78H3V77H2ZM7 78H8V77H7ZM20 78H23V77L20 76ZM24 78H25V77H24ZM24 78H23V79H24ZM28 78H26V79L28 80ZM39 78H41V77H39ZM47 78H49V75H48ZM51 78H52V77H50V79H51ZM65 78H66V77H65ZM65 78H64V80H65ZM69 78H68V79H69ZM89 78H90V80H91V75H90ZM94 78H96V77H94ZM153 78H154V77H153ZM211 78H212V77H211ZM222 78H224V77H222ZM222 78H221V79H222ZM230 78H231V77H230ZM232 78H233V77H232ZM232 78H231V79H232ZM241 78H242V77H241ZM5 79H6V78H5ZM32 79H33V78H32ZM35 79H36V76H35ZM61 79H62V77H61ZM68 79H67L66 81H68ZM77 79H78V77H77ZM80 79H81V78H80ZM83 79H82V80H83ZM86 79H87V78H86ZM105 79H106V78H105ZM135 79H136V77H135ZM142 79H143V78H142ZM144 79H145V78H144ZM155 79H156V78H155ZM157 79H158V78H157ZM175 79H176V78H175ZM180 79H181V78H180ZM185 79H186V78H185ZM187 79H189V78H187ZM199 79H200V78H199ZM208 79L210 80V78H208ZM231 79H230V80H231ZM237 79H238V77H237ZM244 79H245V77H244ZM30 80H31V78H30ZM38 80H39V79H38ZM45 80L47 81V79H45ZM62 80H63V79H62ZM64 80H63L62 82H64ZM69 80H70V79H69ZM74 80H75V79H74ZM94 80H95V79H94ZM114 80H115V79H114ZM119 80H120V79H119ZM151 80H152V79H151ZM181 80H183V79H181ZM200 80H201V79H200ZM200 80H199V83H200ZM206 80H207V79H206ZM211 80H212V79H211ZM225 80H226V79H225ZM230 80H229V81H230ZM233 80H234V79H233ZM238 80H239V79H238ZM6 81H7V80H6ZM21 81H22V80H21ZM24 81H25V80H24ZM31 81H32V80H31ZM33 81H34V80H33ZM33 81H32V82H33ZM35 81H36V80H35ZM40 81H41V80H40ZM40 81H39V82H40ZM48 81H49V80H48ZM55 81H56V79L54 80V82H55ZM58 81H59V80H58ZM66 81H65L64 83H67ZM117 81H118V79H117ZM134 81H135V80H134ZM146 81H147V80H146ZM166 81H167V80H166ZM184 81H185V80H184ZM187 81H188V80H187ZM203 81H204V79H203ZM231 81H232V80H231ZM11 82H12V81H11ZM27 82H28V81H27ZM27 82H26V83H27ZM43 82H44V80H43ZM68 82H69V81H68ZM71 82H72V81H71ZM73 82L75 83V81H73ZM86 82H87V81H86ZM93 82H94V81H93ZM137 82H138V81H137ZM155 82H156V81H155ZM169 82H172V81H169ZM192 82H193V80H192ZM209 82H210V81H209ZM212 82H213V81H212ZM226 82H228V80H227ZM226 82H225V83H226ZM19 83H21V82H19ZM19 83H18V84H19ZM29 83H30V85H31V82H29ZM33 83H34V82H33ZM37 83H38V82H37ZM37 83H36V84H37ZM59 83H60V81H59ZM64 83H62V84H64ZM83 83H84V82H83ZM96 83H97V82H96ZM149 83H150V82H149ZM149 83H148V84H149ZM151 83H152V81H151ZM156 83H157V82H156ZM188 83H189V82H188ZM190 83H191V82H190ZM190 83H189V84H190ZM193 83H194V82H193ZM195 83H196V82H195ZM205 83H206V82H205ZM210 83H211V82H210ZM225 83H222V84L224 85ZM228 83L230 84L231 82H228ZM228 83H227V84H228ZM11 84H12V83H11ZM16 84H17V83H16ZM18 84H17V85H18ZM38 84H39V83H38ZM38 84H37V85H38ZM41 84H42V83H41ZM47 84H48V83H47ZM50 84H51V83H50ZM55 84H56V83H55ZM87 84H88V83H87ZM98 84H100V83H98ZM98 84H96V85H98ZM175 84H176V83H175ZM191 84H192V83H191ZM191 84H190V85H191ZM201 84H202V83H201ZM207 84H208V81H207V83H206L205 85H207ZM220 84H221V83H220ZM227 84H225V85H227ZM23 85H24V84H23ZM64 85H65V84H64ZM64 85H63V86H64ZM66 85H68V83H67ZM71 85H72V84H71ZM73 85H74V84H73ZM90 85H91V84H90ZM96 85H95V86H96ZM144 85H145V83H144ZM153 85H155V84H153ZM159 85H160V83H159ZM172 85H173V84H172ZM184 85H185V84H184ZM184 85H183V86H184ZM192 85H193V84H192ZM198 85H199V84H198ZM203 85H204V84H203ZM208 85L210 86V84H208ZM212 85H213V84H212ZM214 85H215V84H214ZM214 85H213V87H214ZM1 86H2V85H1ZM15 86H16V85H15ZM18 86H19V85H18ZM26 86H27V85H26ZM38 86H39V85H38ZM41 86L43 87V85H41ZM58 86H59V85H58ZM81 86H82V83H81ZM86 86H87V85H86ZM86 86H84V87H86ZM142 86H143V85H142ZM146 86H147V85H146ZM150 86H151V85H150ZM150 86L148 87V89L150 88ZM176 86H177V85H176ZM209 86H208V89H209ZM216 86H217V85H216ZM221 86H222V85H221ZM11 87H12V86H11ZM16 87H17V86H16ZM29 87H30V86H29ZM31 87H32V86H31ZM46 87H47V86H46ZM54 87H55V86H54ZM64 87H65V86H64ZM64 87H62V88H64ZM74 87H75V86H74ZM78 87H79V86H78ZM82 87H83V86H82ZM84 87H83V88H84ZM112 87H113V86H112ZM188 87H190V86H187V89L190 91L191 89H189ZM196 87H197V86H196ZM200 87H201V86H200ZM206 87H207V86H206ZM210 87H211V86H210ZM213 87H211L212 90H211V88H210V90L212 91L211 93H214V92H213V90H214ZM218 87H220V85H219ZM3 88H4V87H3ZM20 88H21V87H20ZM27 88H28V87H27ZM40 88H41V87H40ZM47 88H48V87H47ZM60 88H61V86H60ZM70 88L72 89V86H71ZM70 88H69V90H70ZM83 88H82V91H83ZM145 88H146V87L144 86V89H145ZM176 88H177V87H176ZM180 88H182V87H179L178 89H180ZM184 88H185V87H184ZM184 88H183V89H184ZM191 88H192V86H191ZM198 88H199V86L197 87V89H198ZM214 88H216V87H214ZM11 89H12V88H11ZM11 89H10V90H11ZM30 89H31V88H30ZM32 89H33V88H32ZM37 89H38V87H37ZM54 89H55V88H54ZM75 89H76V87H75ZM75 89H74V90H75ZM86 89H87V88H86ZM187 89H185V90H187ZM202 89H203V87H202ZM46 90H47V89H46ZM50 90L52 91L53 89L51 88ZM58 90H59V89H56V90H55V93H57ZM63 90H64V89H63ZM65 90H66V89H65ZM69 90H68V91H69ZM74 90H73V93H74ZM118 90H120V89H118ZM118 90H117V92H118ZM135 90H136V89H135ZM135 90H134V91H135ZM142 90H143V88H142ZM146 90H147V89H146ZM151 90H152V89H151ZM174 90H175V89H174ZM180 90H181V89H180ZM204 90H205V89H204ZM204 90H202V91H204ZM210 90H209V91H210ZM5 91H6V90H5ZM15 91H16V90H15ZM17 91H18V90H17ZM31 91H32V90H31ZM37 91H38V90H37ZM43 91H44V90H43ZM79 91H80V90H79ZM93 91H94V90H93ZM97 91H98V90H97ZM149 91H150V89H149ZM175 91L178 92V90H175ZM198 91H200V89H199ZM209 91H207V89H206L205 92H206V93H207V92L209 93ZM3 92H4V91H3ZM6 92H7V91H6ZM26 92H27V91H26ZM40 92H41V90H40ZM40 92H38V93H40ZM45 92H46V91H45ZM49 92H50V91H49ZM62 92H63V91H62ZM69 92H70V91H69ZM69 92H68V93H69ZM80 92H81V91H80ZM85 92H86V91H85ZM85 92H84V93H85ZM90 92H91V90H90ZM145 92H146V91H145ZM150 92H151V91H150ZM157 92H158V91H157ZM177 92H176V95H177ZM9 93H10V92H9ZM17 93H20V89H19V92H17ZM50 93H51V92H50ZM76 93H77V92H75V94H76ZM84 93H83V94H84ZM88 93H89V92H88ZM88 93L86 92V94H88ZM96 93H97V92H96ZM101 93H102V92H101ZM146 93H147V92H146ZM151 93H152V92H151ZM158 93H159V92H158ZM158 93H157V94H158ZM203 93H204V92H203ZM211 93H209V94H211ZM7 94H8V93H7ZM10 94H11V93H10ZM31 94H32V93H31ZM69 94H70V93H69ZM86 94H85V95H86ZM91 94H92V93H91ZM111 94L114 95L113 93H111ZM122 94H123V93H122ZM124 94H125V93H124ZM183 94H184V93H183ZM257 94H258V93H257ZM13 95H14V94H13ZM15 95H17V94H15ZM20 95H21V94H20ZM36 95H37V94H36ZM40 95H41V94H40ZM43 95H44V94H43ZM51 95H52V94H51ZM57 95H58V94H57ZM65 95H66V94H65ZM67 95H68V94H67ZM78 95L80 96V94H78ZM88 95H89V94H88ZM95 95H96V94H95ZM149 95H150V94H149ZM186 95H187V94H186ZM189 95H191V94H189ZM254 95H255V94H254ZM261 95L264 96V94H261ZM2 96H3V95H2ZM17 96H19V95H17ZM45 96H46V95H45ZM47 96H48V95H47ZM49 96H50V95H49ZM62 96H63V95H62ZM68 96H69V95H68ZM71 96H72V95H71ZM71 96H70V98H71ZM89 96H90V95H89ZM96 96H97V95H96ZM110 96H111V95H110ZM143 96H144V95H143ZM157 96H159V95H157ZM161 96H162V95H161ZM163 96H165V95H163ZM168 96H169V95H168ZM182 96H183V95H182ZM191 96H192V95H191ZM191 96H190V97H191ZM194 96H195V95L193 94V97H194ZM255 96H256V95H255ZM255 96H254L253 98H255ZM263 96H262V97H263ZM12 97H13V98H12ZM12 97H11L12 99H15L14 96H12ZM19 97L21 98V96H19ZM29 97H30V96H29ZM32 97H33V96H32ZM34 97H36V96H34ZM39 97H40V96H39ZM58 97H60V96H58ZM58 97H57V101H58ZM94 97H95V96H94ZM112 97H113V96H112ZM112 97H111V98H112ZM120 97H122V96L120 95ZM152 97H153V96H152ZM171 97H172V96H171ZM196 97H197L198 100L201 99V98H198V95H197ZM1 98H2V97H1ZM30 98H31V97H30ZM68 98H69V97H68ZM68 98H67V99H68ZM79 98H80V97H79ZM96 98H98V97H96ZM107 98H108V97H107ZM109 98H110V97H109ZM109 98H108V99H109ZM111 98H110V99H111ZM114 98H116V97H113V99H114ZM123 98H124V97H123ZM141 98H142V97H141ZM144 98H145V97H144ZM144 98H143V99H144ZM148 98L150 99V97H148ZM155 98H156V97H155ZM162 98H163V97H162ZM172 98H174V97H172ZM191 98H192V97H191ZM207 98H208V97H207ZM207 98H206V100H207ZM263 98H264V97H263ZM263 98H260V99H259V97H257L256 100L253 99V102H252V104H251V107L253 108L254 111H255V109H256L257 106L264 104V99H263ZM3 99H4V98H3ZM6 99H7V98H6ZM16 99H17V97H16ZM16 99H15V100H16ZM26 99H27V97H26ZM31 99H32V98H31ZM48 99H49V98H48ZM48 99H46V100H48ZM60 99H61V98H59V100H60ZM64 99H65V97H64ZM71 99H72V98H71ZM84 99H85V98H84ZM87 99H89V98H87ZM87 99H86V100H87ZM104 99H105V98H104ZM113 99H111V100H113ZM116 99H117V98H116ZM127 99H128V97H127ZM132 99H134V98H132ZM136 99H137V98H136ZM156 99H157V98H156ZM169 99H170V97H169ZM185 99H187V96H186ZM193 99H194V98H193ZM193 99H192V100H193ZM202 99H203V98H202ZM0 100H2V99H0ZM9 100L11 101V99H9ZM19 100H20V99H19ZM24 100H25V99H24ZM61 100L63 101V99H61ZM74 100H75V101H76V100L78 101V99H76V98L73 99V102H74ZM95 100H96V99H95ZM95 100H94V101H95ZM118 100H119V98H118ZM137 100H138V99H137ZM158 100H159V99H158ZM165 100H166V99H165ZM181 100H183V99H181ZM2 101H3V100H2ZM21 101H22V100H21ZM35 101H36V100H35ZM55 101H56V99H55ZM65 101H66V100H65ZM84 101H85V100H84ZM89 101H92V100H89ZM113 101H114V100H113ZM116 101H117V100H116ZM124 101H125V100H124ZM132 101H133V100H132ZM152 101H153V100H150V102H152ZM155 101H156V100H154V102H155ZM177 101H179V99H178ZM184 101H186V100H184ZM210 101H211V100H210ZM17 102H18V101H17ZM41 102H42V100H41ZM41 102H40V103H41ZM51 102H52V100H51ZM53 102H54V101H53ZM59 102H60V101H59ZM66 102H67V101H66ZM68 102H69V101H68ZM68 102H67V103H68ZM70 102H71V101H70ZM70 102H69V103H70ZM78 102H79V101H78ZM99 102H100V101H99ZM107 102H110V101L108 100ZM140 102H141V99H140ZM144 102H145V101H144ZM146 102H148V101H146ZM154 102H153V105L155 104ZM156 102H157V101H156ZM170 102H171V101H170ZM173 102H175V101H173ZM208 102H209V101H208ZM8 103H9V101L7 102V105H8ZM12 103H13V102H12ZM12 103L10 102V104H12ZM62 103H63V102H62ZM69 103H68V104H69ZM90 103H91V102H90ZM105 103H106V102H105ZM135 103H136V102H135ZM141 103H142V102H141ZM148 103H149V102H148ZM158 103H159V102H158ZM23 104H24V103H23ZM46 104H47V103H46ZM52 104H53V106H54V103H52ZM52 104H51V105H52ZM60 104H61V103H60ZM68 104L65 103L66 106H64V107H68V108H70V106H68ZM76 104H77V103H76ZM79 104H80V102H79ZM84 104H86V103H84ZM107 104H108V103H107ZM120 104H121V103H120ZM127 104H128V103H127ZM127 104H126V106H127ZM131 104H132V103H131ZM139 104H140V103H139ZM160 104H161V103H160ZM196 104H197V102H196ZM209 104H210V103H209ZM213 104L216 105V103H213ZM24 105H25V104H24ZM34 105H35V103H34ZM57 105H58V104H57ZM63 105H64V104H63ZM69 105H70V104H69ZM74 105H75V104H74ZM74 105H73V106H74ZM82 105H83V104H82ZM82 105H80V106H82ZM89 105H91V104H89ZM146 105L148 106L149 104L146 103ZM158 105H159V104H158ZM204 105H205V104H204ZM2 106H3V105H2ZM13 106H14V105H13ZM13 106H12V107H13ZM15 106H16V105H15ZM77 106H78V105L75 106V109H76ZM83 106H84V105H83ZM104 106H106V104H104ZM104 106H103V107H104ZM109 106H110V103H109ZM113 106H114V105H113ZM128 106H129V105H128ZM138 106H139V105H138ZM143 106H144V105H143ZM150 106H151V105H150ZM154 106H155V105H154ZM154 106H153V107H154ZM174 106H175V105H174ZM198 106H199V105H198ZM206 106H207V105H206ZM209 106H210V105H209ZM213 106H214V105H213ZM216 106H217V105H216ZM18 107H21V106H18ZM27 107H28V106H27ZM62 107H63V106H61V108H62ZM85 107H86V106H85ZM85 107H84V108H85ZM89 107H90V106H89ZM91 107H92V106H91ZM103 107H102V108H103ZM106 107H107V106H106ZM129 107H130V106H129ZM139 107L142 108V106H139ZM139 107H138V108H139ZM160 107H161V106H160ZM199 107H202V106L200 105ZM207 107H208V106H207ZM0 108L2 109V107H0ZM25 108H26V107L24 106V109H25ZM33 108H34V107H33ZM33 108H32V110H31V108H30V110L33 111ZM49 108H50V105H49ZM52 108H53V107H52ZM61 108H60V109H61ZM68 108H65V109H68ZM81 108H83V107H81ZM81 108H79L80 111H82ZM87 108H88V107H87ZM107 108H108V107H107ZM114 108H115V106H114ZM143 108H144V107H143ZM151 108H152V106H151ZM161 108H162V107H161ZM167 108H168V107H167ZM181 108H182V107H181ZM189 108H190V106H189ZM193 108H195V107H193ZM204 108H205V106H204ZM204 108H203V109H204ZM208 108L210 109L211 107H208ZM208 108H207V111L209 110ZM218 108H219V106H218ZM218 108H216V109L218 110ZM14 109H15V108H14ZM14 109H12V110L14 111ZM26 109H27V108H26ZM45 109H46V108H45ZM54 109H55V107H54ZM60 109H59V110H60ZM63 109H64V108H63ZM65 109H64V110H65ZM79 109H78V110H79ZM93 109H94V108H93ZM93 109H92V110H93ZM110 109H111V108H110ZM129 109H130V108H129ZM139 109H140V108H139ZM162 109H163V108H162ZM164 109H165V108H164ZM164 109H163V110H164ZM182 109H183V108H182ZM182 109H181V110H182ZM2 110H3V109H2ZM6 110H7V109H6ZM10 110H11V109H10ZM12 110H11V112H12ZM37 110H38V108H37ZM57 110H58V109H57ZM72 110H73V108H72ZM84 110H85V109H83V111H84ZM89 110H90V109H89ZM92 110H91V111H92ZM104 110H105V109H104ZM145 110H146V109H145ZM197 110H199V108H198ZM201 110H202V109H200V111H201ZM204 110H205V109H204ZM213 110H214V109H213ZM213 110H212V111H213ZM21 111H24V110H21ZM45 111H46V110H45ZM45 111L43 112L44 114H45ZM51 111H52V109H51ZM55 111H56V110H55ZM60 111H61V110H60ZM62 111H63V110H62ZM76 111H77V110H76ZM80 111H79V112H80ZM86 111H87V109H86ZM106 111H107V109H106ZM106 111H104V112H106ZM109 111H110V110H109ZM113 111H114V110H113ZM120 111H121V110H120ZM120 111H119V112H120ZM129 111H130V110H129ZM137 111H138V109H137ZM157 111H158V110H157ZM209 111H211V110H209ZM214 111H215V110H214ZM4 112H5V111H4ZM14 112H15V111H14ZM37 112H38V111H37ZM64 112L67 113L66 110H65ZM70 112H71V109H70ZM102 112H103V111H102ZM123 112H124V111H123ZM123 112H122V113H123ZM127 112H128V111H126V113H127ZM139 112H140V110H139ZM141 112H142V111H141ZM150 112H151V111H150ZM158 112H159V111H158ZM162 112H163V111H162ZM162 112H161V113H162ZM187 112H189V114H191V117H195V112H196V111H195L194 109H191V108H190V110H187ZM1 113H2V112H1ZM27 113H28V110H27ZM49 113H51V112H49ZM52 113H53V112H52ZM57 113H59V112H56V115H55L56 118H57ZM68 113H69V111H68ZM72 113H73V112H72ZM72 113H70V114L72 115ZM80 113H81V112H80ZM80 113H79V114H80ZM106 113H107V112H106ZM111 113H112V112H111ZM164 113H167V112H164ZM177 113H178V112H177ZM206 113H208V112H206ZM206 113H205V114H206ZM216 113H217V112H216ZM216 113H215V114H216ZM4 114H5V113H4ZM12 114H13V113H12ZM14 114H16V112H15ZM17 114H19V113H17ZM17 114H16V115H17ZM33 114H35V113H33ZM39 114H40V113H39ZM44 114H42V115H44ZM54 114H55V113H54ZM54 114H53V116H54ZM63 114H64V113H63ZM75 114H76V113H75ZM92 114H93V113H92ZM112 114H113V113H112ZM112 114H111V116H112ZM123 114H125V113H123ZM150 114H151V113H150ZM209 114H210V113H209ZM215 114H214V115H215ZM9 115H11V113H10ZM25 115H27L26 112H25ZM47 115H48V113H47ZM67 115H68V114H67ZM71 115H70V118H71L70 121H72L73 119L75 120V117L72 118ZM83 115H84V112H83ZM87 115H90L89 112H88ZM113 115H115V113H114ZM119 115H120V114H119ZM140 115H141V113L139 114V116H140ZM151 115H152V114H151ZM170 115H171V114H170ZM179 115H180V114H179ZM198 115H199V114H198ZM212 115H213V113H212ZM212 115H210V116H212ZM218 115H219V113H218ZM220 115H221V114H220ZM250 115H251V113H250ZM18 116H19V115H18ZM45 116H46V114H45ZM45 116H44L43 118H45ZM53 116H52V117H53ZM64 116H65V118H67L66 115H64ZM108 116H109V115H108ZM126 116H127V115H126ZM163 116H165V115H163ZM200 116H201V115H200ZM207 116H208V115H207ZM207 116H206V117H207ZM20 117H21V116H20ZM20 117H19V118H20ZM24 117H26V116H24ZM29 117H30V116H29ZM36 117H37V116H36ZM36 117H35V118H36ZM89 117H90V116H89ZM89 117H88V119H89ZM92 117H93V116H92ZM123 117H124V116H123ZM134 117H135V116H134ZM166 117H167V116H165V119H167V118L169 117V115H168L167 118H166ZM197 117H198V116H197ZM263 117H264V116H262V118H263ZM15 118H16V117H15ZM27 118H28V117H27ZM31 118H33V117L31 116ZM37 118H40V117H37ZM47 118H48V117H47ZM56 118H54V119L56 120ZM60 118H61V117H60ZM68 118H69V117H68ZM84 118H85L84 116L81 117V115H79L78 120L81 121V123H82V122L84 123ZM86 118H87V116H86ZM94 118H95V117H94ZM112 118H113V116H112ZM131 118H132V116H131ZM137 118H139V117H137ZM144 118H145V115H144ZM179 118H181V119H179ZM179 118H177V121H178V119H179L180 122H181L182 117H179ZM183 118H184V117H183ZM201 118H202V116H201ZM234 118H235L234 116H227V117H226V116H221V117H219V116H217V115L214 116V117H209V119H204V117H203L204 120H202L201 122H198V123L196 124V127H195V134H196V135H195V139H196V142H197L198 144H201V145H207V146L209 145V147H210L211 145H213V144H217L218 147H219V146H220V147L223 146V149H224V147L228 145V144H226V142L229 143L230 141L228 142L227 140H225V138H223V135H222V131H223V130L226 129V130L232 132V131H237V130H238V131H241V130L244 131L243 129H245L244 126H245L246 124H244L245 122H243V121H241V122L239 123V125H238V126H235V127H233V126H231V125H229V124L227 123V121H228L229 119H234ZM255 118H256V117H255ZM17 119H18V118H17ZM45 119H46V118H45ZM52 119H53V118H52ZM101 119H102V118H101ZM110 119H111V118H110ZM128 119H130V118H128ZM139 119H142V121H144V120H143V117H141V118H139ZM155 119H156V117H155ZM244 119H245L246 121L248 120L247 117H245ZM9 120H10V119H9ZM13 120H14V119H13ZM24 120H25V119H24ZM26 120H27V119H26ZM43 120H44V119H43ZM57 120H58V119H57ZM63 120H64V117H63ZM67 120H68V119H67ZM74 120H73V121H74ZM112 120H113V119H112ZM122 120H123V119H122ZM126 120H127V119H126ZM256 120H257V118H256ZM17 121H19V119H18ZM21 121H22V120H21ZM34 121H35V120H34ZM40 121H41V120H40ZM50 121H52L51 118H50ZM59 121H60V120H59ZM79 121H76V122H77L76 124H78ZM92 121H93V120H92ZM95 121H96V120H95ZM117 121H118V119H117ZM119 121H120V119H119ZM124 121H125V120H124ZM127 121H128V120H127ZM151 121H152V120H151ZM158 121H159V120H158ZM174 121H175V120H174ZM184 121H185V120H184ZM186 121H189V120H186ZM194 121H195V120H194ZM249 121H251V120H249ZM257 121H258V120H257ZM3 122H5V121H3ZM9 122H10V121H9ZM29 122H30V121H29ZM32 122H33V119H32ZM41 122H42V121H41ZM43 122H44V121H43ZM52 122H53V121H52ZM52 122H51V123H52ZM56 122H57V121H56ZM63 122H65V120L62 121V123H63ZM89 122H90V121H89ZM103 122H104V121H103ZM120 122H121V121H120ZM156 122H157V121H156ZM159 122H160V121H159ZM168 122H169V121H168ZM247 122H248V121H247ZM1 123H2V121H1ZM5 123H6V122H5ZM21 123H22V122H21ZM23 123H24V122H23ZM30 123H31V122H30ZM48 123H50V122H48ZM48 123H47V124H48ZM51 123H50V124H51ZM66 123H67V122H66ZM86 123H87V122H86ZM86 123H85V124H86ZM95 123H96V122H95ZM113 123H114V121H113ZM161 123H162V121H161ZM182 123H183V122H182ZM191 123H192V122H191ZM259 123H264V119H263V120L261 119V121H260ZM37 124H40V123H37ZM41 124H42V123H41ZM41 124H40V125H41ZM44 124H45V123H44ZM53 124H54V123H53ZM53 124H52V125H53ZM72 124H73L72 128L75 127V125H74L73 122H72ZM72 124H71V125H72ZM87 124H88V123H87ZM91 124H92V123H91ZM97 124L99 125V123H97ZM116 124H117V123H116ZM125 124H127V123H125ZM136 124H137V123H136ZM144 124H145V122H144ZM144 124H143V125H144ZM150 124L152 125V123H150ZM150 124H148V126H149ZM156 124H158V123H156ZM156 124H155V125H156ZM165 124H166V123H165ZM172 124H173V123H172ZM249 124H250V122H249ZM251 124L253 125V123H251ZM256 124H257V123H256ZM1 125H2V124H1ZM3 125H4V123H3ZM10 125H11V124H10ZM23 125H24V124H23ZM29 125H30V124H29ZM33 125H36V122H35V124L32 123V127H33ZM55 125H56V124H55ZM59 125H60V124H59ZM61 125H62V124H61ZM69 125H70V124H69ZM83 125H84V124H83ZM83 125H80L81 127H80L79 125H78V126L82 129V126H83ZM89 125H90V124H89ZM89 125H88V126H89ZM95 125H96V124H95ZM122 125H123V124H122ZM127 125H129V123H128ZM134 125H135V124H134ZM146 125H147V124H146ZM163 125H164V124H163ZM243 125H244V126H243ZM247 125H248V124H247ZM4 126H5V125H4ZM8 126H9V124H7V126H6L5 128H8ZM13 126H14V125H13ZM16 126H19V125L17 124ZM63 126L66 127L67 125L63 124ZM84 126H86V125H84ZM100 126H101V125H100ZM153 126H154V125H153ZM170 126H171V125H170ZM249 126H251V125H249ZM253 126H254V125H253ZM11 127H12V126H11ZM23 127H24V126H23ZM23 127H22V128H23ZM25 127H26V126H25ZM32 127H30V128H32ZM45 127H46V126H45ZM49 127H50V126H49ZM52 127H53V126H52ZM65 127H64V128H65ZM67 127H68V126H67ZM76 127H77V126H76ZM91 127H92V126H91ZM91 127H90V128H91ZM121 127H122V126H121ZM127 127H128V126H126V128H127ZM131 127H132V126H131ZM131 127H130V128H131ZM135 127H136V126H135ZM142 127L144 128V126H142ZM146 127H147V126H146ZM157 127H158V126H157ZM159 127H160V124H159ZM159 127H158V128H159ZM161 127H162V126H161ZM164 127L166 128V126H164ZM164 127H163V128H164ZM5 128H4L3 132L5 131ZM36 128H37V126H36ZM57 128H59V127L57 126ZM70 128H71V126H70ZM72 128H71V129H72ZM104 128H105V127H104ZM150 128L152 129V127H150ZM155 128H156V126H155ZM163 128H162V129H163ZM172 128H173V127H172ZM249 128H250V127H249ZM261 128H262V127H261ZM261 128H260V129H261ZM2 129H3V128H2ZM2 129L0 128V130H2ZM8 129H9V128H8ZM23 129H24V128H23ZM28 129H29V128H28ZM38 129H40V128L38 127ZM48 129H49V128H48ZM60 129H61V128H60ZM60 129H59V130H60ZM68 129H69V127H68ZM75 129H76V128H75ZM78 129H79V128H77V130H78ZM85 129H86V128H85ZM92 129H93V128H92ZM109 129H110V128H109ZM111 129H112V128H111ZM127 129H128V128H127ZM131 129H132V128H131ZM131 129H130V130H131ZM137 129H138V128H137ZM10 130H11V128H10ZM31 130H34V129H31ZM45 130H46V128H45ZM54 130H56V128H55ZM57 130H58V129H57ZM57 130H56V131H57ZM66 130H67V129H66ZM88 130H89V129H88ZM99 130H100V132H102L101 130H103V129H99ZM106 130H107V129H106ZM132 130H134V129H132ZM163 130H164V129H163ZM245 130H247V129H245ZM254 130H258V131H259V129H256V127H255ZM16 131H17V130H16ZM26 131H27V130H26ZM29 131H30V129H29ZM37 131H38V130H37ZM39 131H40V130H39ZM39 131H38V132H39ZM64 131H65V129H64ZM71 131H74V130H70V132H71ZM82 131H83V130H82ZM97 131H98V130H97ZM110 131H111V130H110ZM112 131H113V130H112ZM135 131H136V130H135ZM144 131H145V130H144ZM156 131H157V129H156ZM156 131H154V132L156 133ZM158 131H159V130H158ZM166 131H167V129H166ZM249 131H250V130H249ZM260 131H261V130H260ZM262 131H263V130H262ZM0 132H1V131H0ZM5 132H6V131H5ZM17 132H18V131H17ZM22 132H23V130L20 132L21 135H22ZM34 132H35V131H34ZM38 132H37V134H39ZM62 132H63V131H62ZM92 132H93V130H92ZM121 132H123V130H122ZM129 132H130V131H129ZM162 132H164V131H162ZM168 132H169V131H168ZM244 132H245V131H244ZM253 132H254V131H253ZM253 132H252V134H253ZM1 133H2V132H1ZM8 133H9V132H8ZM12 133H13V132H12ZM27 133H28V132H27ZM27 133H26V134H27ZM29 133H32V132H29ZM29 133H28V134H29ZM40 133H41V131H40ZM43 133L46 134L45 132H43ZM43 133H42V134H43ZM63 133H64V132H63ZM67 133H68V131H67ZM67 133H66V134H67ZM71 133H73V132H71ZM79 133H80V132H79ZM87 133H90V131H88ZM96 133H97V132H96ZM96 133H95V134H96ZM114 133H115V132H114ZM119 133H120V132H119ZM119 133H117L116 135H118ZM137 133H138V132H137ZM148 133H149V132H148ZM159 133H160V134H158V132H157V135H161V130H160ZM239 133H240V132H239ZM48 134H49V132H48ZM54 134H55V133H54ZM56 134H57V133H56ZM66 134H65V136H66ZM68 134H70V133H68ZM75 134H76V133H75ZM85 134H86V133H85ZM101 134H102V133H101ZM104 134H105V133H104ZM104 134H103V135H104ZM130 134H131V133H130ZM141 134H142V133H140L139 135H141ZM165 134H169V133H165ZM247 134H248V132H247ZM247 134H246V135H247ZM252 134H251V135H252ZM256 134H258V133L256 132ZM3 135H4V134H3ZM9 135H11V134H9ZM14 135H15V134H14ZM14 135H13V137H14ZM21 135H20V136H21ZM23 135H24V134H23ZM23 135H22V136H23ZM50 135H52V133H50ZM90 135H92V133H91ZM99 135H100V133H99ZM121 135H122V134H121ZM136 135H137V134H136ZM136 135H135V136H136ZM146 135H147V134H146ZM150 135H152V133H150ZM150 135H149V137H151ZM162 135H163V133H162ZM162 135H161V137H164V138H165V136H162ZM170 135H172V133H171ZM239 135H240V134H239ZM254 135H255V132H254ZM263 135H264V134H263ZM20 136H19V138H20ZM29 136H30V135H29ZM29 136H28V137H29ZM32 136H33V135H32ZM32 136H30V137H32ZM44 136H45V135H44ZM46 136H47V135H46ZM53 136H54V135H53ZM55 136H56V135H55ZM62 136H63V135H62ZM69 136H70V135H68V139H69ZM71 136H72V135H71ZM71 136H70V137H71ZM74 136H75V135H74ZM83 136H84V135H83ZM106 136H107V135H106ZM124 136H125V135H124ZM227 136H228V135H227ZM229 136H230V134H229ZM229 136H228V137H229ZM0 137H1V136H0ZM4 137H5V135H4ZM13 137H12V139L14 140L15 138H13ZM23 137H24V136H23ZM23 137H21V138H23ZM47 137H48V136H47ZM72 137H73V136H72ZM72 137H71V138H72ZM110 137H111V136H110ZM115 137H116V136H115ZM118 137H119V136H118ZM142 137H143V135H142ZM154 137L156 138V136H154ZM169 137H170V136H169ZM233 137H234V135H233ZM240 137H242V136H240ZM249 137H250V135H249ZM9 138H10V137H9ZM21 138H20V139H21ZM25 138H26V137H25ZM36 138H37V137H36ZM54 138H57V136L54 137ZM66 138H67V136H66ZM83 138H84V137H83ZM83 138H82V139H83ZM87 138H88V137H87ZM100 138H101V137H100ZM128 138H129V137H128ZM132 138H133V137H132ZM143 138L145 139V137H143ZM146 138H147V136H146ZM157 138H158V137H157ZM230 138H231V137H230ZM253 138H255V137L253 136ZM2 139H3V138H2ZM30 139H31V138H30ZM32 139H33V138H32ZM43 139H44V138H43ZM60 139H61V138H59V140H60ZM63 139H65V138H63ZM68 139H66V140H68ZM72 139H73V138H72ZM72 139H70V140H72ZM82 139H79V140L81 141ZM98 139H99V138H97V140H98ZM104 139H105V138H104ZM122 139H123V138H122ZM122 139H121V140H122ZM125 139H126V138H125ZM140 139H141V138H140ZM149 139H150V138H149ZM151 139H152V137H151ZM153 139H154V138H153ZM167 139H169V138L166 137V140H167ZM172 139H173V138H172ZM226 139H227V138H226ZM239 139H240V138H239ZM251 139H252V138H251ZM251 139H250V142H251ZM3 140H4V139H3ZM9 140H10V139H9ZM9 140H8V141H9ZM24 140H26V139H24ZM35 140H36V139H35ZM38 140H39V138H38ZM44 140H46V139H44ZM66 140H62V141L60 140L61 142H60V141H59V142H60V143H62V142L64 143V141H66ZM75 140L77 141L76 138L74 139V141H75ZM84 140H85V139H84ZM92 140H93V139H92ZM102 140H103V139H102ZM126 140H127V139H126ZM126 140H125V141H126ZM154 140H155V139H154ZM157 140H158V139H157ZM166 140H165V142H168V141H166ZM170 140H171V138H170ZM241 140H242V139H241ZM260 140H261V139H260ZM14 141H15V140H14ZM16 141H17V140H16ZM16 141H15V142H16ZM22 141H23V139H22ZM22 141H20V142H22ZM28 141H29V140H28ZM33 141H34V140H33ZM33 141H32V142H33ZM94 141H95V138H94ZM100 141H101V140H100ZM100 141H99V142H100ZM113 141H114V140H113ZM123 141H124V140H123ZM145 141H146V140H145ZM231 141H232V140H231ZM238 141H239V140H238ZM0 142H1V141H0ZM6 142H7V141H6ZM9 142H10V141H9ZM9 142H8V143H9ZM11 142H12V141H11ZM15 142H14V143H15ZM17 142H18V141H17ZM26 142H27V141H26ZM34 142H35V141H34ZM36 142H37V141H36ZM36 142H35L34 144H36ZM38 142H39V141H38ZM42 142H43V141H42ZM42 142H41V141L39 142L40 145L42 144ZM45 142H48V140L45 141ZM53 142H54V141H53ZM53 142H52V143H53ZM59 142H58V143H59ZM70 142H73V140L70 141ZM70 142H68V143L70 144ZM77 142H78V141H77ZM102 142H103V141H102ZM128 142H129V141H128ZM132 142H133V141H132ZM136 142H137V141H136ZM147 142H148V141H147ZM157 142H158V141H157ZM159 142H161V141H159ZM173 142H174V141H173ZM177 142H178V141H177ZM256 142H262V141H256ZM1 143H2V142H1ZM1 143H0V144H1ZM3 143H4V142H3ZM3 143H2V144H3ZM14 143H12V144H14ZM18 143H19V142H18ZM24 143H25V141H24ZM24 143H21L20 145H22V144L24 145ZM29 143H30V142H29ZM29 143H28V145H29ZM39 143L36 144V145H39ZM43 143H44V142H43ZM48 143H50V142H48ZM56 143H57V142H56ZM58 143H57V144H58ZM73 143H74V142H73ZM83 143H84V142H83ZM87 143H88V142H87ZM95 143H96V142H95ZM110 143H114V142H110ZM116 143H117V142H116ZM126 143H127V142H126ZM126 143H123L124 146L126 145ZM129 143H130V142H129ZM155 143H156V142H155ZM161 143H162V142H161ZM241 143H242V142H241ZM251 143H253V141H252ZM262 143H263V142H262ZM262 143H261V144H262ZM26 144H27V143H26ZM32 144H33V143H32ZM32 144H31V147H32ZM44 144H46V143H44ZM65 144H66V143H65ZM96 144H97V143H96ZM108 144H109V143H108ZM117 144H118V143H117ZM141 144H143V146H146V145H147V143L144 142L143 140H142ZM158 144H159V143H158ZM15 145H16V144H15ZM18 145H19V144H18ZM46 145H47V144H46ZM62 145L64 146V144H62ZM71 145H72V144H71ZM79 145H81V144H79ZM79 145L77 144V147H80ZM115 145H116V144H115ZM130 145H131V144H130ZM132 145H133V143H132ZM132 145H131V146H132ZM150 145H151V147H154V146H152V145H154V144H150ZM172 145H173V144H172ZM181 145H182V144H181ZM191 145H192V144H191ZM253 145H254V144H253ZM253 145L251 144V147H252V148H253ZM0 146H1V145H0ZM11 146H12V145H11ZM11 146H10V144H9V146H7V147H11ZM26 146H27V145H26ZM34 146H35V145H34ZM60 146H61V144H60ZM60 146H59V147H60ZM66 146H67V144H66ZM82 146H83V145H81V147H82ZM108 146H109V145H107V146H105V147H108ZM126 146H127V145H126ZM133 146H134V145H133ZM139 146H140L139 144H136V145L134 146V148L131 147L132 149H129L130 146L128 145V146L125 147V148H128L129 150H125V148L119 149V148H116L117 146H116V147L112 146L111 150L109 149V150H110V155H111V154H113V155H114V154H122V155H125V154L130 153V152H133V153H134V150H135V149H139V150H140V148H138ZM141 146H142V145H141ZM159 146H160V145H159ZM257 146H258V145H257ZM263 146H264V145H263ZM12 147H14V146H12ZM19 147H20V146H19ZM27 147H28V146H27ZM31 147H30V149L32 150ZM59 147H58V148H59ZM68 147H69V146H68ZM68 147H66V148H68ZM73 147H75L74 150H76V146L74 145ZM113 147H114V148H113ZM122 147H123V146H122ZM160 147H162V144H161ZM160 147H159V148H160ZM193 147H194V146H193ZM228 147H230V146L228 145ZM251 147H250V148H251ZM254 147H256V146L254 145ZM1 148H2V146H1ZM1 148H0V150H1ZM3 148H4V147H3ZM5 148H6V147H5ZM34 148H37V146H35ZM42 148H43V147H42ZM49 148H50V147H49ZM60 148L63 149L64 147H60ZM66 148H65V149H66ZM83 148H84V146H83ZM83 148H81V149H83ZM94 148H95V147H94ZM144 148H145V147H144ZM146 148H147V147H146ZM146 148H145V149H146ZM166 148H167V147H166ZM189 148H190V146H189ZM196 148H197V147H196ZM215 148H217V147H215ZM230 148H231V147H230ZM233 148H234V147H233ZM259 148H260V147H259ZM9 149H10V148H9ZM24 149H25V148H24ZM26 149H28V148H26ZM26 149H25V151H26ZM39 149H40V147L38 148V150H39ZM45 149H46V148H45ZM62 149H61V150H62ZM86 149H88V147H87ZM107 149H108V148H107ZM107 149H106V150H107ZM123 149H124V150H123ZM142 149H143V147H142ZM142 149H141V150H142ZM149 149H150V148H149ZM161 149H162V148H161ZM163 149H164V148H163ZM170 149H172V148H170ZM223 149H222V151H225V150H223ZM226 149H227V148H226ZM235 149H236V148H235ZM256 149H257V148H256ZM261 149H262V146H261ZM2 150H4V149H2ZM17 150H19L18 147H17ZM34 150H37V149H33V153H34ZM40 150H41V149H40ZM40 150H39V152H40ZM51 150H52V149H51ZM51 150H49V151H51ZM61 150H60V151H61ZM63 150H64V149H63ZM74 150H73V151H74ZM77 150L80 151L79 149H77ZM98 150H100V149H98ZM103 150H104V149H103ZM106 150H105V151H106ZM141 150H140V152H141ZM165 150H166V149H165ZM168 150H169V149H167V151H168ZM191 150H192V148H191ZM233 150H234V149H233ZM251 150H253V149H251ZM263 150H264V149H263ZM263 150H262V151H263ZM21 151H22V150H21ZM21 151H20V152H21ZM42 151H43V150H42ZM70 151H71V150H70ZM70 151L68 150L67 153H69ZM107 151H108V150H107ZM143 151H147V149H146V150H143ZM151 151H152V150H151ZM153 151H154V150H153ZM155 151H157V150L155 149ZM161 151H162V150H161ZM167 151H166V152H167ZM197 151H198V150H197ZM226 151H227V150H226ZM228 151H229V150H228ZM257 151H258V149H257ZM259 151H260V149H259ZM259 151H258V152H259ZM0 152H1V151H0ZM2 152H3V151H2ZM15 152H16V150H15ZM23 152H24V151H23ZM23 152H22V153H23ZM35 152H36V151H35ZM46 152H48V151H46ZM57 152H58V151H57ZM62 152H64V151H62ZM62 152H61V153H62ZM99 152L102 153L101 151H99ZM103 152H104V151H103ZM140 152L137 151L138 154H139ZM157 152H158V151H157ZM174 152H176V151H174ZM258 152H257V153H258ZM11 153L13 154L12 151H11ZM22 153H20V154L22 155ZM25 153H26V152H25ZM25 153H23V155H24ZM31 153H32V152H31ZM33 153H32V154H33ZM41 153H43V152H41ZM44 153H45V152H44ZM44 153H43V154H44ZM50 153L52 154V152H50ZM59 153H60V152H59ZM71 153H72V152H71ZM71 153H70V154H71ZM92 153H93V152H92ZM100 153L97 155V158H98V156L100 157V155H101ZM107 153H108V152H106V154H107ZM137 153H136V154H137ZM144 153H145V152H144ZM149 153H151V152H149ZM149 153H148V154H149ZM152 153H154V152H152ZM162 153H163V152H162ZM171 153H172V150H171L170 154H171ZM197 153H199V152H197ZM215 153L218 154L219 152L217 151V152H215ZM220 153H221V152H220ZM231 153H232V152H231ZM5 154H6V159H7V152H6ZM9 154H10V153H9ZM12 154H10V155H12ZM18 154H19V153H18ZM29 154H30V153H29ZM32 154H31V155H32ZM36 154H37V153H36ZM36 154H35V155H36ZM38 154H39V153H38ZM63 154H64V153H63ZM81 154H83V153H81ZM89 154H90V153H89ZM89 154H88V155H89ZM130 154H131V153H130ZM138 154H137V155H138ZM160 154H161V152H160ZM213 154H214V153H213ZM217 154H216V155H217ZM240 154H242V153H240ZM0 155H1V154H0ZM13 155H14V154H13ZM13 155H12V156H13ZM16 155H17V154H16ZM56 155H57V154H56ZM58 155H59V154H58ZM67 155H68V154H67ZM77 155H78V154H77ZM77 155H76V157H77ZM85 155H86V154H85ZM85 155H84V156H85ZM102 155H103V154H102ZM102 155H101V157H102ZM110 155H109V156H110ZM153 155H154V154H153ZM162 155H163V154H162ZM165 155L168 156L167 153L164 154V156H165ZM176 155H177V154H176ZM178 155H179V154H178ZM206 155H207V154H206ZM208 155H209V154H208ZM218 155H219V154H218ZM252 155H253V154H252ZM263 155H264V154H263ZM2 156H3V155H2ZM12 156H11V157H12ZM18 156H20V155H18ZM33 156H34V154H33ZM46 156H47V154H46ZM48 156H49V154H48ZM48 156H47V158H48ZM62 156L64 157V155L61 154V157H62ZM68 156H69V155H68ZM68 156H67V159H68ZM72 156H74V154H73ZM72 156H70V158H71ZM103 156H104V155H103ZM106 156H108V155H106ZM106 156H104V157H106ZM116 156H117V155H116ZM126 156H127V155H126ZM126 156H125V157H126ZM129 156H130V155H129ZM131 156H134V155H131ZM139 156H140V154H139ZM150 156H152V154H151ZM155 156H156V155H155ZM160 156H161V155H160ZM197 156H198V155H197ZM255 156H256V155H255ZM14 157H15V156H14ZM50 157H51V156H50ZM65 157H66V156H65ZM65 157H64V158H65ZM76 157H75V159H76ZM79 157H80V156H79ZM86 157H87V156H86ZM95 157H96V156H95ZM111 157H112V156H111ZM120 157H121V156H120ZM125 157H124V158H125ZM141 157H142V156H141ZM143 157L145 158L146 156H143ZM157 157H159V156H157ZM211 157H212V156H211ZM213 157H214V156H213ZM0 158H1V156H0ZM2 158H3V157H2ZM12 158H13V157H12ZM26 158H27V157H26ZM42 158H44V157H42ZM70 158H69V159H70ZM72 158H74V157H72ZM81 158H82V156H81ZM90 158H92V157L90 156L89 159H90ZM107 158H109V157H107ZM107 158H105V159L107 160ZM112 158H113V157H112ZM112 158H111V159H112ZM121 158H122V157H121ZM131 158H132V157H131ZM131 158H130V159H131ZM148 158H149V157H148ZM160 158H162V156H161ZM164 158H165V157H164ZM164 158H163V159H164ZM259 158H260V156H259ZM6 159H5V160H6ZM9 159H10V158L8 157V160H9ZM16 159H18V158L16 157ZM30 159H33V158H30ZM36 159H37V158H36ZM36 159H33L32 161H34V160H36ZM45 159H46V158H45ZM50 159H51V158H50ZM52 159H53V158H52ZM67 159H66V161H68ZM82 159H83V160H84V159L86 160V158H82ZM82 159H81V160H82ZM99 159H100V158H99ZM99 159H98V160H99ZM101 159H102V158H101ZM101 159H100V160H101ZM115 159H116V157H115ZM126 159H127V158H126ZM130 159H128V160H130ZM134 159H139V157H138V158H135V156H134ZM142 159H143V158H142ZM152 159H153V157H152ZM205 159H206V158H205ZM238 159H239V158H238ZM249 159H250V158H249ZM249 159H248V160H249ZM254 159H255V158H254ZM254 159H253V160H254ZM25 160H26V159H25ZM25 160H23V161H25ZM27 160H28V159H27ZM63 160H65V159H63ZM95 160H96V159H95ZM103 160H104V159H103ZM112 160H113V159H112ZM119 160L121 161L122 159L119 158ZM128 160H126V161H128ZM148 160H149V159H148ZM154 160H155V158H154ZM158 160H159V159H158ZM158 160H156V161H158ZM161 160H162V159H161ZM161 160H160V161H161ZM165 160H166V159H165ZM167 160H168V159H167ZM253 160H252V161H253ZM10 161H12V160H10ZM17 161H18V160H17ZM61 161H62V160H61ZM66 161H65V162H66ZM87 161H88V160H87ZM92 161H93V160H92ZM92 161H89V162H92ZM96 161H97V160H96ZM126 161H125V162H126ZM131 161H132V160H131ZM134 161H137V160H134ZM138 161H140V160H138ZM141 161H142V160H141ZM143 161H144V160H143ZM160 161H159V162H160ZM162 161H163V160H162ZM162 161H161V162H162ZM213 161H214V160H213ZM219 161H220V160H219ZM221 161H222V160H221ZM221 161H220V163H221ZM19 162H20V161H19ZM19 162H18V164H20V163L22 162V159H21V162H20V163H19ZM25 162H26V161H25ZM42 162H43V160L41 161V163H42ZM45 162H46V160H45ZM47 162H48V161H47ZM47 162H46V163H47ZM53 162H56V161H53ZM65 162H64V163H65ZM68 162H69V161H68ZM70 162H71V160H70ZM82 162H83V161H82ZM84 162H85V161H84ZM89 162H87V163H89ZM93 162L95 163V161H93ZM109 162L112 163V161H109ZM145 162L148 163V161H145ZM159 162H158V164H159ZM164 162H165V161H164ZM168 162H169V161H168ZM191 162H192V161H191ZM222 162H223V161H222ZM261 162H262V161H261ZM3 163H4V162H3ZM5 163L7 164L8 162L5 161ZM5 163H4V164H5ZM12 163H13V162H12ZM16 163H17V162H16ZM60 163H61V162H60ZM60 163H58V165H59ZM72 163H73V162H72ZM78 163H81V162H78ZM85 163H86V162H85ZM94 163H93V165H95ZM97 163H98V162H97ZM99 163H100V162H99ZM105 163H106V162H105ZM107 163H108V162H107ZM113 163H114V162H113ZM118 163H119V162H118V160H117V164H118ZM132 163H133V162H132ZM132 163H128V164H132ZM134 163H135V162H134ZM136 163H137V162H136ZM136 163H135V164H136ZM138 163H139V162H138ZM138 163H137V164H138ZM141 163L143 164V162H141ZM141 163H140L139 165H142ZM147 163H145V165H146ZM152 163H153V161H152ZM152 163H150V165H151ZM177 163H178V161H177ZM198 163H199V162H198ZM253 163H254V162H253ZM255 163H256V161H255ZM13 164H14V163H13ZM23 164H24V162H23ZM29 164H30V160H29ZM35 164H37V163L35 162ZM35 164H34V165H35ZM43 164H44V162H43ZM54 164H55V163H54ZM62 164H63V163H62ZM62 164H61V165H62ZM75 164H77V163H75ZM82 164H83V163H81V165H82ZM90 164H92V163H90ZM90 164H88V165H90ZM101 164H104V163H101ZM115 164H116V163H115ZM135 164H134V165H135ZM165 164H166V163H165ZM170 164H171V163H170ZM170 164H169V166H170ZM213 164H214V163H213ZM222 164H223V163H222ZM247 164H248V162H247ZM247 164H246V165H247ZM251 164H252V163H251ZM31 165H32V164H31ZM40 165H41V164H40ZM65 165H66V164H65ZM73 165H74V164H73ZM88 165L85 164L86 167H87ZM96 165H97V164H96ZM105 165H106V164H105ZM105 165H104V166H105ZM108 165H109V164H108ZM121 165H122V163H121ZM150 165H149V167H150ZM155 165H156V164H155ZM191 165H192V163H191ZM215 165H216V163H215ZM233 165H235V164H233ZM236 165H237V164H236ZM2 166H3V165H2ZM2 166H1V167H2ZM21 166H22V165H21ZM24 166H25V164H24ZM27 166H28V165H27ZM32 166H33V165H32ZM32 166H31V167H32ZM44 166H45V164H44ZM55 166H57V165H55ZM66 166H67V165H66ZM113 166H114V165H113ZM117 166H119V164H118ZM136 166H137V165H136ZM136 166H132V167H136ZM153 166H154V165H153ZM157 166H159V165H157ZM220 166H221V165H220ZM227 166H228V165H227ZM4 167H5V166H4ZM7 167H8V166H7ZM9 167H10V164H9ZM12 167H13V166H12ZM15 167H16V165H15ZM19 167H20V166H19ZM31 167H30V168H31ZM37 167H38V166H37ZM72 167H74V166H72ZM77 167H78V166H77ZM77 167H75V168H77ZM88 167H89V166H88ZM90 167H91V166H90ZM94 167H95V166H94ZM98 167H99V166L97 165V168H98ZM101 167H103V166H101ZM105 167H106V166H105ZM105 167H104V168H105ZM110 167H111V164H110ZM114 167H115V166H114ZM114 167H113V169H115ZM125 167H126V163H125ZM125 167H124V169H125ZM130 167H131V166L129 165V168H130ZM138 167H139V166H138ZM142 167H143V166H142ZM142 167H141L140 169H142ZM151 167H152V166H151ZM155 167H156V166H155ZM247 167H248V166H247ZM258 167H259V166H257V168H258ZM20 168H21V167H20ZM32 168H33V167H32ZM35 168H36V167H35ZM57 168H58V167H57ZM59 168H61V167H59ZM59 168H58V170H62V169H59ZM62 168H64V167H62ZM65 168H66V167H65ZM70 168H71V167H70ZM83 168H84V167H83ZM95 168H96V167H95ZM97 168H96V169H97ZM106 168H107V167H106ZM117 168H118V167H117ZM117 168H116V169H117ZM120 168H123V167H120ZM127 168H128V167H127ZM127 168H126V170L128 171ZM152 168H153V167H152ZM170 168H172V167H170ZM170 168H168V169H170ZM250 168H251V167H250ZM259 168H261V167H259ZM263 168H264V167H263ZM2 169H4V168L2 167ZM11 169H13V168H11ZM15 169H17V167H16ZM25 169H26V168H25ZM43 169H44V168H43ZM77 169H78V168H77ZM77 169H76V171H77ZM81 169H82V166H81ZM85 169H86V168H85ZM98 169H99V168H98ZM101 169H103V168H101ZM107 169H108V168H107ZM111 169H112V168H111ZM111 169H110V170H111ZM130 169H131V168H130ZM134 169H135V168H134ZM134 169H132V170L135 171ZM140 169H139V170H140ZM154 169H155V168H154ZM172 169H173V168H172ZM5 170H6V169H5ZM8 170H9V168H8ZM17 170H18V169H17ZM23 170H24V169H23ZM23 170H22V171H23ZM30 170H31V169H30ZM30 170H29V171H30ZM46 170H47V169H46ZM48 170H49V169H48ZM48 170H47V172H48ZM52 170H53V169H52ZM54 170H55V169H54ZM70 170H71V169H70ZM79 170H80V168H79ZM90 170H91V169H90ZM92 170H94V169H92ZM120 170H121V169H120ZM144 170H145V169H144ZM149 170H150V169H149ZM163 170H164V168H163ZM165 170H166V167H165ZM224 170H225V169H224ZM262 170H263V169H262ZM2 171H3V170H2ZM10 171L13 172V170H10ZM15 171H16V170H15ZM19 171H20V170H19ZM26 171H27V170H26ZM32 171H33V170H32ZM34 171L38 173V172H39V169H38V171H36V169H35ZM66 171L68 172V168H67V170H65V172H66ZM76 171H74V172H76ZM88 171H89V170H88V168H87V173H88ZM105 171L107 172L108 170H105ZM115 171H116V170H115ZM123 171H124V170H123ZM123 171H122V172H123ZM133 171H131V172H133ZM141 171H142V170H141ZM147 171H148V170H147ZM147 171H146V172H147ZM151 171H152V170H150V174L152 173ZM153 171H154V170H153ZM220 171H223V170H220ZM232 171H234V170H232ZM258 171H259V170H258ZM4 172H5V171H3L2 173H4ZM12 172H10V173H12ZM45 172H46V171H45ZM74 172H73V173H74ZM78 172H79V171H77V174H78ZM81 172H82V171H81ZM120 172H121V171H120ZM148 172H149V171H148ZM161 172H163V171H161ZM223 172H224V171H223ZM226 172H227V170H226ZM5 173H6V175H8L7 173H9V172L6 171ZM5 173H4V174H5ZM20 173H21V172H20ZM23 173H24V172H23ZM27 173H28V172H26V174H27ZM37 173H34V175H35V174L37 175ZM42 173L44 174V172H41V173H39V174H42ZM73 173H72V174H73ZM82 173H83V172H82ZM117 173H118V172H117ZM124 173H125V172H124ZM135 173L138 175L137 172H135ZM143 173H145V172H143ZM155 173H156V172H155ZM164 173H165V172H164ZM164 173H163V174H164ZM220 173H221V172H220ZM247 173H248V172H247ZM249 173H250V172H249ZM257 173H259V172L256 171V173H255V174L257 175V177H258V174H257ZM262 173H263V172H262ZM16 174H18V172H17ZM16 174H15V175H16ZM21 174H22V173H21ZM29 174H30V173H29ZM31 174H33V173H31ZM45 174H46V173H45ZM45 174H44L43 176H45ZM59 174H61V173H59ZM69 174H70V172H69ZM69 174H68V175H69ZM72 174H71V175H72ZM75 174H76V173H75ZM79 174H80V173H79ZM83 174H86V172H84ZM96 174H97V173H96ZM102 174H103V173H102ZM120 174H121V173H120ZM126 174H127V173H126ZM147 174H148V173H147ZM150 174H149V175H150ZM168 174H169V173H168ZM168 174H166V175H168ZM174 174H175V173H174ZM176 174H177V173H176ZM214 174H215V173H214ZM263 174H264V173H263ZM263 174H262V175H263ZM48 175H50L49 172H48L47 176H48ZM54 175H55V174H54ZM54 175L52 174V176H54ZM56 175H57V174H56ZM62 175H63V174H62ZM62 175H61L60 177H62ZM73 175H74V174H73ZM80 175H82V174H80ZM100 175H101V174H100ZM100 175H99V176H100ZM107 175H108V174H107ZM114 175H116V174H114ZM134 175H135V174H134ZM137 175H136V177H137ZM152 175H153V174H152ZM155 175H157V174H155ZM160 175H162V174H160ZM171 175H172V174H171ZM199 175H200V174H199ZM227 175H228V174H227ZM256 175H255V176H256ZM0 176H1V174H0ZM13 176H14V175H13ZM13 176H10V177H13ZM25 176H26V175H25ZM58 176H59V175H58ZM91 176H92V175H91ZM95 176H96V175H95ZM99 176H98V177H99ZM111 176H112V175H111ZM124 176H125V175H124ZM129 176H130V175H129ZM141 176H142V175H141ZM143 176H144V175H143ZM168 176H169V175H168ZM197 176H198V175H197ZM217 176H218V175H217ZM260 176H261V175H260ZM3 177H5V176H3ZM6 177H7V176H6ZM30 177H31V176H30ZM40 177H41V176H40ZM40 177H38V178H40ZM54 177H55V176H54ZM75 177L78 178V176H75ZM75 177H74V178H75ZM81 177H83V175H82ZM100 177H101V176H100ZM100 177H99V178H100ZM112 177H113V176H112ZM116 177H117V176H116ZM133 177H135V176H133ZM136 177H135V178H136ZM147 177H148V176H147ZM158 177H159V176H158ZM158 177H157V178H158ZM160 177H161V176H160ZM199 177H200V176H199ZM199 177H198V178H199ZM0 178L2 179V177H0ZM21 178H22V177H21ZM27 178H29V176H28ZM43 178L47 179V177H43ZM50 178H51V177H50ZM56 178H58V177H56ZM62 178L66 179V178H65V175H64ZM69 178H70V177H69ZM91 178H92V177H91ZM93 178H94V177H93ZM93 178H92V179H93ZM96 178H97V176H96ZM96 178H95V180H96ZM99 178H97V179H99ZM145 178H146V177H145ZM152 178L155 179L154 176H153ZM167 178H168V177H167ZM171 178H172V177H171ZM171 178H170V179H171ZM186 178H188V177H186ZM212 178H213V177H212ZM220 178H221V177H220ZM239 178H240V177H239ZM247 178H248V177H247ZM247 178H246V179H247ZM8 179H10V178H9V175H8ZM12 179H13V178H12ZM17 179H18V178H17ZM19 179H20V178H19ZM22 179H23V178H22ZM22 179L20 180L21 182L24 181V180H22ZM35 179H36V177L34 178V180H35ZM48 179H49V178H48ZM54 179H55V178H54ZM54 179L51 178V181L54 180ZM59 179H60V178H59ZM67 179H68V178H67ZM100 179H101V178H100ZM106 179H107V178H105V180H106ZM108 179H109V178H108ZM111 179H112V178H111ZM136 179H137V178H136ZM146 179H147V178H146ZM148 179H149V181L151 180V178H149V177H148ZM213 179H214V178H213ZM213 179H212V180H213ZM216 179H217V178H216ZM227 179H228V177H227ZM2 180H3V179H2ZM25 180H26V178H25ZM27 180H28V179H27ZM27 180H26V181H27ZM30 180H31V179H29V181H30ZM32 180H33V177H32ZM37 180H38V179H37ZM42 180H44V179H42ZM84 180H85V179H84ZM90 180H91V179H90ZM95 180H94V181H95ZM102 180H103V182H104V178L101 179L100 181H99V180H98V181L101 182ZM112 180H113V179H112ZM114 180H115V179H114ZM203 180H204V179H203ZM208 180H210V178H208ZM214 180H215V179H214ZM214 180H213V181H214ZM221 180L223 181V179H221ZM225 180H226V179H225ZM225 180H224V181H225ZM239 180H240V179H239ZM243 180H244V179H243ZM12 181H13V180H12ZM20 181H19V182H20ZM26 181H25V182H26ZM29 181H28V182H29ZM38 181H40V180H38ZM60 181H62V179H61ZM60 181H58V183H59ZM70 181H72V180H70ZM81 181H82V180H81ZM86 181H87V180H86ZM92 181H93V180H92ZM98 181L96 180V182H98ZM107 181H108V180H107ZM107 181H105V183L110 182V180H109L108 182H107ZM127 181H128V180H127ZM139 181H140V179H139ZM139 181H138V182H139ZM152 181L154 182V180H152ZM155 181H156V180H155ZM167 181H168V180H167ZM172 181H173V180H172ZM177 181H178V180H177ZM184 181H185V180H184ZM186 181H187V180H186ZM254 181H255V180H254ZM263 181H264V180H263ZM0 182H4V181H0ZM10 182H11V181H10ZM25 182H23V184H24ZM28 182H26V183H28ZM33 182H34V181H33ZM33 182H32V184H33ZM35 182H36V180H35ZM40 182H41V181H40ZM40 182H39V186H37L38 188L40 187ZM44 182H45V181H44ZM46 182H47V185H49V184H48V181H46ZM49 182H50V181H49ZM66 182H68V180H66ZM72 182H74V181H72ZM72 182H71V183H72ZM84 182H85V181H84ZM84 182H82L83 184H82L81 182H80V183H81L82 185H84V184L86 183V182H85V183H84ZM87 182H88V181H87ZM99 182H98V183H99ZM112 182H113V181H111V183H112ZM115 182H116V181H115ZM117 182H118V180H117ZM117 182H116V183H117ZM119 182H120V181H119ZM119 182H118V183H119ZM123 182H124V181L121 180V184H122ZM128 182H130V181H128ZM133 182H134V180H133ZM142 182H143V181H142ZM162 182H163V180H162ZM168 182H169V181H168ZM170 182H171V181H170ZM207 182H208V181H207ZM207 182H206V183H207ZM217 182H218V181H217ZM17 183H18V181L15 182V185L18 186V188H19V189H17V190H18V192H21V191H19V190H20V187H19L20 185H17ZM26 183H25V185H27ZM30 183H31V181H30ZM30 183H29V184H30ZM41 183H42V182H41ZM51 183H52V182H51ZM53 183L55 184L56 182H53ZM53 183H52V185H50V186H47L46 184H45V185L48 187V189H50L52 186H54ZM58 183H57V184H58ZM60 183H61V185H60V187H61V186H62V182H60ZM60 183H59V184H60ZM64 183H65V182H64ZM74 183H75V182H74ZM78 183H79V182H78ZM93 183H94V182H93ZM125 183H126V181H125ZM131 183H132V182H131ZM144 183H145V182H144ZM148 183H149V182H148ZM164 183H165V182H164ZM175 183H176V181H175ZM221 183H222V182H221ZM229 183H230V182H229ZM252 183H253V182H252ZM256 183H257V182H256ZM256 183H255V184H256ZM258 183H259V182H258ZM7 184H8V183H7ZM7 184H6V185H7ZM12 184L14 185V182H13ZM29 184H28V185H29ZM69 184H70V183H69ZM88 184H90V186H91V183H88ZM88 184H87V185H88ZM141 184H143V183H141ZM146 184H147V183H146ZM149 184H150V183H149ZM166 184H167V182H166ZM177 184H178V183H177ZM179 184H180V183H179ZM188 184H189V183H188ZM204 184H205V183H204ZM217 184H219V183H217ZM225 184H226V183H225ZM225 184H224V186H226ZM230 184H231V183H230ZM245 184H246V183H245ZM245 184H244V185H245ZM0 185H1V183H0ZM8 185H9V184H8ZM10 185H11V184H10ZM15 185H14V186H15ZM21 185H22V183H21ZM25 185H24V186H25ZM100 185H101L103 188L106 186V185L103 186V184H100ZM111 185H112V184H111ZM114 185H115V183H114ZM119 185H120V184H119ZM126 185H127V184H126ZM139 185H140V183H139ZM167 185H168V184H167ZM167 185H166V186H167ZM208 185H209V184H208ZM212 185H213V184H212ZM219 185H220V184H219ZM227 185H228V184H227ZM237 185H238V184H237ZM11 186H12V185H11ZM11 186H10V187H11ZM14 186H13V187H14ZM32 186H33V185H32ZM34 186H35V185H34ZM34 186H33V187H34ZM57 186H58V185H57ZM57 186L55 185L56 190L59 189V186H58V189H57ZM71 186H72V185H70V187H71ZM77 186H78V184H77ZM79 186H80V185H79ZM85 186H86V185H85ZM90 186H89V188H90ZM94 186H95V185H94ZM97 186H98V185H97ZM108 186H110V185L108 184ZM116 186H117V185H116ZM116 186H115V188H116ZM127 186H128V185H127ZM134 186H135V185H134ZM137 186H138V185H137ZM137 186H136V187H137ZM145 186H146V185H145ZM147 186H149V185H147ZM164 186H165V185H164ZM170 186H171V185H170ZM170 186H169V187H170ZM214 186H215V185H214ZM217 186H218V185H217ZM224 186H222V187H224ZM235 186H236V185H235ZM235 186H234V188H235ZM238 186H239V185H238ZM240 186H241V185H240ZM261 186H263V185H261ZM4 187H5V186H4ZM6 187H7V186H6ZM8 187H9V186H8ZM27 187H28V186H27ZM29 187H30V186H29ZM65 187H66V185H65ZM67 187H68V186H67ZM72 187H73V186H72ZM72 187H71V189H72ZM81 187H82V186H81ZM92 187H93V186H92ZM92 187H91V188H92ZM102 187H100V188L103 189ZM113 187H114V186H113ZM113 187H112V189H114ZM119 187H120V186H119ZM129 187H130V186H129ZM131 187H133V186H131ZM169 187H168V188H169ZM173 187H174V186H173ZM173 187H172V188H173ZM197 187H198V186H197ZM204 187H205V186H204ZM252 187H253V186H252ZM0 188H2V187L0 186ZM62 188H64V187H62ZM73 188H76V183H75V187H73ZM78 188H79V187H78ZM83 188H84V186H83ZM85 188H86V187H85ZM85 188H84V189H85ZM95 188H96V186L94 187V189H95ZM97 188H99V187H97ZM110 188H111V187H110ZM124 188H125V187H124ZM124 188H123V189H124ZM127 188H128V187H127ZM139 188H141V187H139ZM234 188H233V189H234ZM241 188H242V187H241ZM256 188H257V187H256ZM256 188H255V189H256ZM7 189H8V188H7ZM11 189H12V187H11ZM11 189H10L9 191H11ZM21 189L24 190V188H21ZM33 189H34V188H33ZM40 189H43L42 191H44L45 188H44V186H43V188L41 187ZM53 189H54V188H52V190H53ZM60 189H61V188H60ZM68 189H70V188L68 187V188L66 189V191H68ZM80 189H81V188H80ZM105 189H106V188H105ZM108 189H109V187H108ZM116 189H117V188H116ZM116 189H115V190H116ZM133 189H135V188H133ZM143 189H144V191L146 190V188H143ZM149 189H151V188H148V190H149ZM153 189H154V187H153ZM153 189H152V190H153ZM166 189H167V188H166ZM197 189H199V188H197ZM209 189H211V188H209ZM231 189H232V188H231ZM258 189H259V188H257L256 191L259 192L260 190H258ZM5 190H6V189H5ZM12 190L14 191V189H12ZM15 190H16V189H15ZM25 190H26V189H25ZM25 190H24V191H25ZM38 190H39V189H38ZM38 190H37V192H38ZM82 190H83V189H82ZM90 190L92 191L93 189H90ZM90 190H89V191H90ZM96 190H97V189H96ZM117 190H118V189H117ZM120 190H122V189H120ZM120 190H119V191H120ZM130 190H131V189H130ZM137 190H138V189H137ZM154 190H155V189H154ZM164 190H165V189H164ZM169 190H170V188H169ZM173 190H174V189H173ZM176 190H177V189H176ZM176 190H175V192H176ZM203 190H204V189H203ZM251 190H252V188H251ZM262 190H263V189H261V191H262ZM0 191H1V190H0ZM6 191H7V190H6ZM13 191H12V192H13ZM29 191H30V190H29ZM39 191H40V190H39ZM42 191H41V192H42ZM45 191H46V189H45ZM48 191H49V190H48ZM59 191H60V190H59ZM61 191H62V190H61ZM83 191H84V190H83ZM86 191H87V190H86ZM91 191H90V192H91ZM93 191H95V190H93ZM97 191H98V190H97ZM106 191H108V190H106ZM112 191H113V190H112ZM122 191L124 192V190H122ZM138 191H139V190H138ZM141 191H142V190H141ZM159 191H161V190H159ZM165 191H166V190H165ZM209 191H210V190H209ZM209 191H207V192L209 193ZM256 191H255V193H254L253 195H255V194L257 195V194H258V193H256ZM4 192H5V191H4ZM4 192H3V193H4ZM12 192H11V193H12ZM30 192H31V191H30ZM32 192H33V191H32ZM35 192H36V191H35ZM35 192H33L34 195H32V196H35V194H36ZM51 192H52V191H51ZM51 192H49V193H51ZM56 192H57V191H56ZM63 192H64V191H63ZM70 192H71V190H70ZM78 192H79V190H78ZM78 192H75V193H78ZM90 192H88V194H89ZM101 192H102V191H101ZM103 192H104V191H103ZM113 192H114V191H113ZM125 192H127V191H125ZM125 192H124V193H125ZM152 192H154V191H152ZM152 192H151V193H152ZM156 192H157V188H156ZM167 192H169V191L167 190ZM188 192H189V191H188ZM252 192H254V190H252ZM252 192H251V193L249 192V193L251 194V196H252ZM263 192H264V191H262V193H263ZM5 193H7V192H5ZM11 193H7V195H8V194H11ZM43 193H44V192H43ZM46 193H47V192H46ZM49 193H48V194H44V195H47V196H48ZM61 193H62V192H61ZM66 193H67V192H66ZM71 193H72V192H71ZM98 193H99V192H98ZM107 193H108V192H107ZM110 193H111V189H110ZM118 193H119V192H117V194H118ZM120 193H121V192H120ZM129 193H131V191H130ZM135 193H136V192H135ZM135 193H134V194H135ZM139 193H141V192H139ZM148 193H149V191H148ZM161 193H162V192H161ZM169 193H170V192H169ZM169 193H168V194H169ZM176 193H178V192H176ZM179 193H180V191H179ZM201 193H202V192H201ZM208 193H207V194H208ZM218 193H219V192H218ZM231 193H232V192H231ZM238 193H239V192H238ZM1 194H2V193H0V197H2ZM14 194H17V192H15ZM54 194H55V193H54ZM59 194H60V192H59ZM67 194H68V193H67ZM73 194H74V193H73ZM73 194H72V195H73ZM105 194H106V193H105ZM114 194H115V193H114ZM164 194H165V193H164ZM181 194H183V192H182ZM181 194H180V196H181ZM209 194H210V193H209ZM222 194L224 195V193H222ZM222 194H221V197L223 196ZM244 194H245V193H244ZM259 194H260V192H259ZM2 195H3V194H2ZM7 195H5V197H6ZM17 195H18V194H17ZM17 195H15V196H17ZM19 195H21V193H20ZM19 195H18V196H19ZM25 195H26V194H25ZM25 195L22 194V196H25ZM62 195H64V193H62ZM72 195L70 194L71 198H73ZM77 195H79V194H77ZM80 195H81V194H80ZM93 195H94V193H93ZM101 195H104V194H101ZM101 195L99 194L100 199L103 198V196H102V198H101ZM110 195L113 196L112 193H111ZM120 195H121V194H120ZM127 195H128V193H127ZM130 195H131V194H130ZM139 195H140V194H139ZM157 195H158V193H157ZM162 195H163V193H162ZM174 195H175V194H174ZM174 195H173V196H174ZM178 195H179V194H178ZM226 195H227V192H225V195H224V196L226 197ZM229 195H230V194H229ZM245 195H247V194H245ZM248 195H249V194H248ZM248 195H247V197H248ZM256 195H255V196H252V197H256ZM262 195H263V194H261V196H262ZM12 196H13V195H12ZM22 196H21V197H22ZM39 196H41V195L39 194ZM51 196H52V195H51ZM54 196H56V195H54ZM65 196H66V195H65ZM65 196H64V197H65ZM68 196H69V195H68ZM70 196H69V197H70ZM73 196L75 197V195H73ZM84 196H85V195H84ZM95 196H96V194L94 195V197H95ZM97 196H98V195H97ZM99 196H98V197H99ZM114 196H115V199H116V194H115ZM114 196H113V197H114ZM121 196H122V195H121ZM128 196H129V195H128ZM136 196H137V195H136ZM136 196H133V197H136ZM148 196H149V195H148ZM148 196H147V198H148ZM155 196H156V195H155ZM159 196H160V199H161V197H162L161 194H160ZM169 196H171V193L169 194ZM169 196H168V198H169ZM173 196H172V197H173ZM212 196H213V195H212ZM212 196H211V197H212ZM231 196H232V195H231ZM236 196H237V195H236ZM251 196H249V197H251ZM10 197H11V196L9 195V198H10ZM41 197H42V196H41ZM41 197H40V198H41ZM44 197L47 198L46 196H44ZM49 197H50V196H49ZM49 197H48V198H49ZM56 197H57V196H56ZM66 197H67V196H66ZM79 197H82V196H79ZM92 197H93V196H92V194H91V198H92ZM106 197H107V196H106ZM119 197H120V196H119ZM130 197H131V196H130ZM130 197H127V198H130ZM142 197H143V194H142ZM142 197H141V196L139 197L140 200H141ZM144 197H145V196H144ZM157 197H158V196H157ZM163 197H164V196H163ZM163 197H162V198H163ZM176 197H178L177 194H176ZM183 197H184V196H183ZM216 197H217V196H216ZM234 197H235V196H234ZM252 197H251V198H252ZM259 197H260V195H259ZM263 197H264V196H263ZM263 197H262V198H263ZM2 198H3V201H4V197H2ZM12 198H13V197H12ZM16 198H17V197H16ZM24 198H25V197H24ZM35 198H36V197H34V200H35ZM67 198H68V197H67ZM83 198H84V197H83ZM85 198H86V200H87V194H86ZM85 198H84V199H85ZM95 198H96V197H95ZM95 198H93V200H94ZM104 198H105V196H104ZM110 198H112V197H110ZM110 198H109V200H111ZM136 198H137V197H136ZM136 198H135V199H136ZM164 198H165V197H164ZM174 198H175V197H174ZM201 198H203V197H200V198H198V199H201ZM205 198H206V197H205ZM213 198H214V197H213ZM243 198H244V197H243ZM243 198L241 197V199H243ZM256 198H257V197H256ZM7 199H8V198H7ZM10 199H11V198H10ZM10 199H8V200H10ZM18 199H21V198H18ZM22 199H23V197H22ZM22 199H21V200H22ZM29 199H30V197H29ZM41 199H43V198H41ZM41 199H40V200H41ZM50 199H51V198H50ZM60 199H61V198H60ZM62 199H64V198H62ZM76 199H79V198L76 197ZM88 199H90V198L88 197ZM97 199H99V198H97ZM113 199H114V198H113ZM117 199H118V198H117ZM125 199H126V197H125ZM132 199H133V198H132ZM135 199H134V200H135ZM149 199H150V198H149ZM152 199H153V198H152ZM178 199H179V198H178ZM182 199H183V198H180V200H182ZM188 199H189V198H188ZM208 199H209V197H208ZM208 199H207V200H208ZM218 199H219V198H218ZM224 199H225V198H224ZM252 199H253V198H252ZM254 199H255V198H254ZM259 199H260V198H259ZM11 200H12V199H11ZM14 200H15V199H14ZM27 200H28V199H27ZM32 200H33V198H32ZM40 200H39V202H38V200H35V201H37V204H38V203H41V202L43 201V200H41V202H40ZM48 200H49V199H48ZM51 200H52V199H51ZM51 200H49V201H51ZM55 200L57 201V199H55ZM64 200H66V199H64ZM71 200H72V199H71ZM73 200H74V199H73ZM93 200H92V201H93ZM102 200H103V199H102ZM102 200H101V201H102ZM107 200H108V198H107ZM120 200H121V199H120ZM128 200H129V199H128ZM128 200H127V201H128ZM137 200H139V199H137ZM143 200H144V199H143ZM156 200H158V199H156ZM163 200H165V199H163ZM171 200H172V199H171ZM174 200L177 201V199H174ZM184 200H185V199H183L182 201L184 202ZM202 200H203V199H202ZM212 200H214V199H212ZM222 200H223V199H222ZM234 200H235V199H234ZM238 200H239V199H238ZM246 200H247V199H246ZM248 200L250 201L251 199L249 198ZM0 201H1V200H0ZM5 201H7L6 198H5ZM30 201H31V199H30ZM52 201H53V200H52ZM52 201L50 202V204H52ZM62 201H63V200H62ZM68 201H69V200H68ZM74 201H75V200H74ZM83 201H84V200H83ZM87 201L89 202V200H87ZM94 201H95V200H94ZM94 201H93V202H94ZM98 201H99V200H98ZM98 201H97V202H98ZM105 201H106V200H105ZM123 201H124V200H123ZM129 201H131V198H130ZM132 201H133V200H132ZM132 201H131L130 203H133V202H134V201H133V202H132ZM153 201H154V200H153ZM168 201H170V200L168 199ZM176 201H175V202H176ZM185 201H187V200H185ZM196 201H197V199H196ZM214 201H215V200H214ZM243 201H244V200H243ZM10 202H12V201H10ZM15 202H16V201H14V204H16ZM23 202H24V201H23ZM26 202H27V201H26ZM47 202H48V201H47V199H46V203H47ZM57 202H58V201H57ZM88 202H87V203H88ZM90 202H91V199H90ZM90 202H89V203H90ZM93 202H91V203H93ZM97 202H94V203L98 204ZM99 202H100V201H99ZM102 202H103V201H102ZM102 202H101V203H102ZM111 202H112V201H111ZM113 202H114V201H113ZM115 202H116V201H115ZM135 202H137V201H135ZM135 202H134V203H135ZM150 202H151V199H150ZM157 202H158V201H157ZM157 202H156V203H157ZM173 202H174V201H173ZM179 202H181V201H179ZM179 202H178V203H179ZM183 202H181V204H182ZM192 202H193V201H192ZM203 202H205V201H203ZM222 202H223V201H222ZM226 202H227V201H226ZM226 202H225V203H226ZM229 202H230V204H231V201H229ZM229 202H228V203H229ZM250 202H252V201H250ZM259 202H260V201H259ZM0 203H1V202H0ZM2 203H3V202H2ZM20 203L22 204V201H21ZM28 203H29V202H28ZM34 203H36V202H34ZM43 203H45V200H44ZM58 203H59V202H58ZM66 203H67V202H66ZM77 203H78V201H77ZM82 203H83V202H82ZM117 203H118V202H117ZM128 203H129V202H127L126 204L128 205ZM143 203H144V202H143ZM152 203H153V202H151V204H152ZM159 203L161 204V202H159ZM159 203H158V205H159ZM162 203H163V202H162ZM166 203H167V202H166ZM218 203H219V202H218ZM240 203H242V202L240 201ZM7 204H8V202H7L6 204H3V205H4V206L6 205V207H7ZM25 204H26V203H25ZM54 204H55V201H54ZM78 204H80V203H78ZM123 204H124V203H123ZM144 204H145V203H144ZM144 204H143V205H144ZM147 204H148V205H151V204H149V203H147ZM153 204L155 205V203H153ZM153 204H152V206H153ZM188 204H189V203H188ZM219 204L221 205V203H219ZM238 204H239V203H238ZM242 204H245V201H244ZM248 204H249V203H248ZM259 204H260V203H259ZM263 204H264V202L262 203V207H263ZM8 205H9V204H8ZM10 205H12V206H11L12 208L14 207L13 204H10ZM10 205H9V206H10ZM19 205H20V204H19ZM19 205H17V206H19ZM26 205H27V204H26ZM29 205H31V204H29ZM39 205H41V204H39ZM44 205H45V206L49 205V202H48V204H44ZM69 205H70V203H69ZM69 205H68V206H69ZM82 205L84 206L85 203H83ZM91 205H93V204H90V205H88V206H91ZM94 205H95V204H94ZM98 205L100 206V204H98ZM98 205H97V206H98ZM101 205H102V204H101ZM119 205H120V204H119ZM119 205H118V206H119ZM164 205H165V204H164ZM164 205H163V206H164ZM166 205H167V204H166ZM174 205H175V204H174ZM179 205H180V204H178V206H179ZM194 205L196 206V204H194ZM236 205H237V204H236ZM1 206H2V205H1ZM4 206H3V208H4ZM32 206H33V204H32ZM50 206H52V205H50ZM55 206H56V204H55ZM55 206H53V207H55ZM63 206H64V205H63ZM63 206L60 204V207H63ZM71 206H72V204L70 205V207H71ZM76 206H77V204H76ZM83 206H82V207H83ZM102 206H103V205H102ZM106 206L108 207L109 205H106ZM129 206H132V205L129 204ZM129 206L126 207L125 209H126V211L132 213L131 210H129V209L127 210V208H129ZM134 206H135V205H134ZM137 206H140V205H137ZM145 206H146V205H145ZM156 206H157V205H156ZM160 206H161V205H160ZM167 206H169V205H167ZM182 206H185V205L182 204L181 207H182ZM186 206L188 207V205H186ZM186 206H185V207H186ZM197 206H198V204H197ZM222 206H223V205H222ZM222 206H221V207H222ZM251 206H252V205H251ZM6 207H5V208H6ZM26 207L28 208V206H26ZM33 207H34V206H33ZM36 207H37V205H36ZM60 207L58 206V207H56V208L59 209ZM122 207H124V205H123ZM122 207H121V208H122ZM147 207H148V206H147ZM154 207H155V206H154ZM154 207H153V208H154ZM164 207H165V206H164ZM200 207H201V206H200ZM247 207H248V206H247ZM247 207H246V208H247ZM258 207H259V206H258ZM258 207H257V208H258ZM262 207H261V208H262ZM7 208H8V207H7ZM7 208H6V209H7ZM14 208H15V207H14ZM22 208H23V207H22ZM29 208L32 209L31 207H29ZM34 208H35V207H34ZM34 208H33V209H34ZM41 208H42V207H41ZM47 208H48V207H47ZM65 208H66V207H65ZM87 208H89V207H87ZM90 208H91V207H90ZM97 208H98V207H97ZM132 208H135V207L132 206L131 209H132ZM143 208H144V207H143ZM150 208H151V207H150ZM155 208L158 209V210L160 211V208H162V206H161L160 208H159V207H158V208L155 207ZM169 208H170V206H169ZM182 208H183V207H182ZM188 208H189V207H188ZM201 208H202V207H201ZM218 208H219V206H218ZM225 208L227 209V206H226ZM237 208L240 209V206H237ZM248 208H249V207H248ZM39 209H40V208H38V210H39ZM49 209L51 210V208H49ZM53 209H54V208H53ZM60 209H61V208H60ZM77 209H78V208H76V210H77ZM79 209H80V208H79ZM93 209H94V208H93ZM93 209H92V210H93ZM98 209L100 210V207H99ZM98 209H97L96 211H98ZM110 209H111V208H110ZM115 209H116V207H115ZM151 209H152V208H151ZM163 209H164V208H163ZM167 209H168V208H167ZM167 209H166V210H167ZM173 209H174V208H173ZM178 209H179V208H178ZM186 209H187V208H186ZM193 209H194V207H193ZM195 209H196V207H195ZM210 209H211V208H210ZM210 209H209V210H210ZM234 209H235V208H234ZM239 209H236V211L239 210ZM241 209H243V206H242ZM251 209H252V207H251ZM258 209L260 210V208H258ZM258 209H257V210H258ZM0 210H1V207H0ZM2 210H3V209H2ZM17 210H18V208H17ZM23 210H24V208H23ZM23 210H22V211H23ZM27 210H28V209H27ZM40 210H41V209H40ZM47 210H48V209H47ZM65 210H69V209L66 208ZM72 210H73V209H72ZM90 210H91V209H90ZM102 210H103V209H102ZM106 210H107V209H106ZM119 210H120V209H119ZM141 210H142V207H141ZM148 210H149V208H148ZM148 210H146V211H148ZM184 210H185V209H184ZM190 210H192V208H190ZM190 210H189V211H190ZM204 210H206V209H204ZM213 210L215 211V209H213ZM227 210H228V209H227ZM229 210H230V209H229ZM243 210H245V209H243ZM252 210H255V209H252ZM252 210H250V211L253 212ZM259 210H258V212H259ZM262 210H263V209H262ZM4 211H5V209H4ZM4 211H2V212H4ZM9 211H10V210H9ZM9 211H8V213H5V212H6V211H5V212H4L5 214L3 213L4 216H5V215H8V214H9ZM11 211H12V210H11ZM11 211H10V213H11ZM13 211H15V210H13ZM19 211H21V210L19 209ZM28 211H30V210H28ZM28 211H27V212H28ZM34 211L37 212L36 209H35ZM45 211H46V210H45ZM52 211H53V210H51V212H52ZM54 211H55V210H54ZM63 211H64V209H63ZM73 211H74V210H73ZM78 211H79V210H78ZM80 211H81V210H80ZM100 211H101V210H100ZM100 211H99V213L101 214ZM121 211H122V209H121ZM132 211H133V210H132ZM139 211H140V210H139ZM139 211H138V215H139ZM142 211H144V210H142ZM149 211H151V210H149ZM149 211H148V213H149ZM163 211H165V210H163ZM163 211H161V212H163ZM167 211H168V210H167ZM195 211H197V210H195ZM201 211H202V210H201ZM225 211H226V210H225ZM232 211H233V210H232ZM248 211H249V210H248ZM2 212H1V213H2ZM25 212H26V211H25ZM36 212H35V214H36ZM51 212H50V213H51ZM59 212H60V210H59ZM92 212H93V211H92ZM92 212H91V213H92ZM102 212H104V211H102ZM110 212H111V211H110ZM183 212H184V211H182V213H183ZM187 212H188V211H187ZM187 212H184V214H186ZM191 212H192V211H191ZM199 212H200V210H199ZM219 212H220V211H219ZM219 212H218V213H219ZM222 212H223V211H222ZM241 212H242V211H241ZM251 212H250V214H252ZM16 213H20V212L16 211ZM21 213H23V212H21ZM28 213H29V212H28ZM33 213H34V212H33ZM39 213H41V212H39ZM39 213H38V214H39ZM43 213H46V212H44V210H43ZM47 213H48V212H47ZM53 213H54V212H52V214H53ZM66 213H67V212H66ZM66 213H64V216H65ZM97 213H98V212H97ZM99 213H98V214H99ZM115 213H116V211H115ZM117 213H119V212H117ZM117 213H116V216L120 218V214H121V213H119V216L117 215ZM124 213H125V212H124ZM148 213H147V215H148ZM159 213H160V212H159ZM169 213H170L171 216H172V212H169ZM175 213H176V212H175ZM175 213L173 212L174 215H176ZM193 213H194V212H193ZM197 213H198V212H197ZM201 213H203V212H201ZM201 213H200V214H201ZM204 213H205V212H204ZM213 213H214V212H213ZM234 213H235V210H234ZM234 213H233V214H234ZM244 213H245V211H244ZM244 213H242V214H244ZM12 214H13V213H12ZM23 214L25 215V213H23ZM23 214H22V216H23ZM30 214H31V213H30ZM55 214H57V213H55ZM68 214H69V213H68ZM68 214H66V215L68 216ZM74 214H75V211H74ZM77 214H79V212H78ZM77 214H76V215H77ZM94 214H96V213H94ZM98 214H96V216H97ZM103 214H104V213H103ZM103 214H101V215H103ZM107 214H109V212H108ZM111 214H112V212H111ZM113 214H114V213H113ZM113 214H112V215H113ZM134 214H135V213H134ZM134 214H133V218H134ZM136 214H137V212H136ZM145 214H146V213H145ZM149 214H150V213H149ZM153 214H155V213H153ZM156 214H158V213H156ZM163 214H165V213H163ZM167 214H168V213H167ZM167 214H166V215H167ZM177 214H178V213H177ZM188 214L191 215V213H188ZM195 214H196V213H195ZM195 214H194V215H195ZM211 214H212V213H211ZM211 214H210V215H211ZM214 214H216V213H214ZM233 214H232V215H233ZM239 214H240V213H239ZM242 214H241V216H242ZM250 214H248L247 216L249 217ZM262 214H264V213H262ZM262 214H261V215H262ZM0 215H1V214H0ZM17 215H18V214H17ZM20 215H21V214H20ZM36 215H37V214H36ZM39 215H40V214H39ZM39 215H38V216H39ZM69 215H72V214H69ZM76 215H75V217H76ZM129 215H130V214H129ZM151 215H152V214H151ZM151 215H150V216H151ZM179 215H180V214H179ZM186 215H187V214H186ZM186 215H183V217L186 216ZM197 215H198V214H197ZM197 215H195V216H197ZM202 215H203V214H202ZM210 215H208V216H210ZM225 215H226V214H225ZM230 215H231V214H230ZM235 215H236V213H235ZM235 215H234V217H235ZM256 215H257V214H256ZM9 216H10V215H9ZM27 216H29V214H28ZM46 216H48V214H47ZM52 216H53V215H52ZM52 216H51V217H52ZM59 216H60V215H59ZM59 216H58V217H59ZM62 216H63V215H62ZM104 216H105V214H104ZM106 216H107V215H106ZM114 216H115V215H113V217H114ZM125 216H126V215H125ZM136 216H137V215H136ZM141 216H143V215L141 214ZM153 216L155 217V215H153ZM168 216H169V215H168ZM180 216H182V215H180ZM187 216H188V215H187ZM192 216H193V214H192ZM208 216H207V217H208ZM218 216H219V215H218ZM222 216H223V214H222ZM239 216H240V215H239ZM239 216H238V214H237L238 220H239ZM247 216H246V217H247ZM250 216H251V215H250ZM253 216H254V214H253ZM0 217H1V216H0ZM11 217H12V216H11ZM11 217H10V218H11ZM23 217H24V216H23ZM23 217H22V218H23ZM33 217H34V216H33ZM33 217H32V218H33ZM39 217H40V216H39ZM43 217H45V216H43ZM48 217H49L48 219H50V216H48ZM73 217H74V216H73ZM77 217H78V220H79V217H80V216H77ZM81 217H82V216H81ZM108 217L110 218L111 215L109 214ZM127 217H128V216H127ZM138 217H139V216H138ZM156 217H157V215H156ZM163 217H166V216L163 215ZM175 217H176V216H175ZM183 217H182V218H183ZM189 217H190V216H189ZM207 217H206V218H207ZM216 217H217V216H216ZM219 217H221V216H219ZM219 217H217V218H219ZM223 217H224V216H223ZM223 217H222V219H223ZM237 217H235V219H236ZM243 217H244V216H243ZM254 217H255V216H254ZM256 217H257V216H256ZM256 217H255V218H256ZM261 217H262V216H261ZM4 218H6V217H4ZM22 218H21V219H22ZM40 218H41V217H40ZM90 218H91V217H90ZM106 218H107V217H106ZM123 218L125 219V217H123ZM135 218L137 219V217H135ZM140 218H141V217H140ZM159 218L162 219L161 217H159ZM169 218H170V217H169ZM169 218H168V219H169ZM173 218H174V216H173ZM178 218H179V217H177V219H178ZM185 218H186V217H185ZM194 218L196 219V217H194ZM198 218H200V217L198 216ZM255 218H254V219H255ZM13 219H14V218H13ZM23 219H24V218H23ZM25 219H28V218H25ZM25 219H24V220H25ZM33 219H34V218H33ZM48 219H47V220H48ZM51 219H52V218H51ZM54 219H56V218H54ZM59 219H60V218H59ZM67 219H68V218H67ZM74 219L77 220V218H74ZM80 219H81V221H82V218H80ZM112 219H113V218H111V220H112ZM142 219H143V218H142ZM142 219H141V221H142ZM146 219H147V217L145 218V220H146ZM160 219H159V220H160ZM164 219H165V218H164ZM168 219H166V220H168ZM171 219H172V218H171ZM220 219H221V218H220ZM225 219H226V218H225ZM235 219H234V220H235ZM259 219H260V217H259ZM4 220H5V219H2V221H4ZM28 220H29V219H28ZM30 220H31V219H30ZM45 220H46V219H45ZM56 220H57V219H56ZM60 220H61V219H60ZM69 220H71V219L69 218ZM69 220H68V223H69ZM99 220H100V219H99ZM114 220H115V219H114ZM114 220H113V221H114ZM132 220H133V219H132ZM132 220H131V221H132ZM143 220H144V219H143ZM150 220H151V219H150ZM154 220H155V219H154ZM156 220H157V219H156ZM174 220H175V219H174ZM174 220H173V221H174ZM186 220L188 221V219H186ZM190 220H191V219H190ZM190 220H189L188 222H187V221H186V222L189 223ZM208 220H209V219H208ZM211 220H212V219H211ZM226 220H227V219H226ZM247 220H248V219H247ZM6 221L8 222V220H6ZM10 221H12V218H11ZM16 221H17V220H16ZM19 221H20V220H19ZM25 221H27V220H25ZM36 221H37V220H36ZM57 221H59V220H57ZM81 221H80V222H81ZM116 221H117V220H115V222H116ZM157 221H158V220H157ZM169 221H170V220H169ZM169 221H167V222H169ZM173 221H172V222H173ZM177 221H178V220H177ZM183 221H184V223H185V220H183ZM191 221H192V220H191ZM194 221H195V220H193V222H194ZM201 221H202V220H201ZM212 221H213V220H212ZM217 221H218V220H217ZM219 221H220V220H219ZM228 221H229V220H228ZM230 221H231V220H230ZM230 221H229V223H230ZM249 221H250V218H249ZM0 222H1V221H0ZM32 222H33V220H32ZM51 222H52V221H51ZM54 222H55V220H54ZM59 222H61V221H59ZM64 222H65V221H64ZM74 222H75V221H74ZM77 222H78V221H77ZM85 222H86V221L81 222V223H85ZM99 222L101 223V220H100ZM107 222H109V221H107ZM111 222H112V221H111ZM124 222H125V221H124ZM126 222H127V221H126ZM143 222H144V221H143ZM145 222H146V221H145ZM147 222H149V217H148V221H147ZM158 222H159V221H158ZM160 222H161V220H160ZM162 222L164 223V222H166V221L164 220V221H162ZM167 222H166V223H167ZM172 222H170V224H171ZM175 222H176V221H175ZM175 222L173 223V225L175 224ZM193 222H192V223H193ZM213 222H214V221H213ZM213 222H212V223H213ZM225 222H226V221H225ZM233 222L236 223V221H233ZM233 222H232V223H233ZM4 223H5V222H4ZM8 223H9V222H8ZM17 223H18V222H17ZM21 223H22V222H21ZM33 223H34V222H33ZM56 223H57V222H56ZM70 223H72V222H70ZM121 223H122V222H121ZM176 223H177V222H176ZM178 223H179V222H178ZM195 223H197V222H195ZM195 223H194V224H195ZM199 223H200V222H199ZM207 223H208V222H207ZM212 223H210V224L212 225ZM214 223H217V222H214ZM237 223H239V221H238ZM256 223H257V222H256ZM5 224H6V223H5ZM5 224H4V225H5ZM9 224H11V223H9ZM12 224H14V223H12ZM15 224H16V223H15ZM18 224L20 225V222H19ZM22 224H23V223H22ZM22 224H21V225H22ZM36 224H37V223H36ZM46 224H47V223H46ZM57 224H58V223H57ZM63 224H65V223H63ZM76 224H77V223H76ZM76 224H75V225H76ZM92 224H93V223H92ZM92 224H91V225H92ZM101 224H102V223H101ZM105 224H106V223H105ZM110 224H111V223H110ZM119 224H120V223H119ZM119 224H118V225H119ZM124 224H125V223H124ZM150 224H151V223H149L148 225H150ZM160 224H161V223H160ZM168 224H169V223H168ZM190 224H191V223H190ZM203 224H204V221H203ZM203 224H202V225H203ZM243 224H244V223H243ZM243 224H242V225H243ZM44 225H45V224H43V226H42V225L40 224V226H42V227H44ZM52 225H53V222H52ZM67 225H69V224H67ZM67 225H66V227H67ZM94 225H95V223H94ZM94 225H92V226H94ZM98 225H99V224H98ZM98 225H97V226H98ZM120 225H121V224H120ZM129 225H130V224H129ZM142 225H143V224H142ZM153 225H155V224H153ZM171 225H172V224H171ZM175 225H177V224H175ZM186 225H187V224H186ZM191 225H192V224H191ZM197 225H198V224H197ZM199 225H200V224H199ZM221 225H222V224H221ZM223 225H224V224H223ZM225 225H226V223H225ZM251 225H253V224H251ZM261 225H263V224H261ZM5 226H6V225H5ZM16 226H17V225H16ZM22 226H23V225H22ZM22 226H21V227H22ZM46 226H48V225H46ZM56 226H57V225H56ZM58 226H59V225H58ZM58 226H57V227H58ZM72 226H74V225H72ZM78 226H79V224H78ZM78 226H75V227L77 228ZM83 226H84V225H83ZM92 226H91V228H92ZM103 226H104V224H103ZM110 226H111V225H110ZM131 226H133V225H131ZM138 226H139V225H138ZM140 226H141V225H140ZM146 226H147V225H146ZM158 226H159V225H158ZM179 226H181V224H180ZM187 226H188V225H187ZM189 226H190V225H189ZM194 226H195V225H194ZM194 226H192V227H194ZM200 226H201V225H200ZM200 226H199V228H200ZM204 226H205V225H204ZM204 226H203V227H204ZM209 226H210V225H209ZM239 226H240V225H239ZM245 226H247V225H245ZM249 226H250V225H248L247 229H248V228L250 229V228L252 227V226H251V227H249ZM258 226H259V224H258ZM258 226H257V227H258ZM7 227H8V225H7ZM9 227H10V226H9ZM12 227H15V225L12 226ZM25 227H26V226H25ZM25 227H24V229H25ZM28 227H29V226H28ZM31 227H32V226H31ZM57 227H56V228H57ZM70 227H71V226H70ZM70 227H69V228H70ZM99 227H102V226H99ZM115 227H116V225H115ZM123 227H124V226H123ZM126 227H127V226H126ZM141 227H142V226H141ZM165 227H166V226H165ZM167 227H168V226H167ZM228 227H229V226H228ZM230 227H231V225H230ZM241 227H242V226H240V228H241ZM1 228H2V227H1ZM1 228H0V229H1ZM33 228H34V227H33ZM35 228H37V227H35ZM80 228H82V229H81V231H82V230H83V227H79V229H80ZM88 228H89V227H88V225H87V229H88ZM116 228H117V227H116ZM152 228H153V227H152ZM152 228H151V229H152ZM155 228H156V227H155ZM173 228H174V227H173ZM173 228H172V230H174ZM182 228H184V226H183ZM182 228H181V230H182ZM194 228H195V227H194ZM209 228H210V227H209ZM213 228H215V227H213ZM220 228H221V227H220ZM225 228H226V227H225ZM232 228H233V227H231V229H232ZM238 228H239V227H238ZM240 228H239V230H240ZM243 228H244V226H243ZM259 228H260V227H259ZM17 229H18V228H17ZM17 229H16V230H17ZM20 229H21V228H20ZM20 229H19V230H20ZM22 229H23V228H22ZM24 229H23V230H24ZM45 229H46V228H45ZM47 229H48V227H47ZM53 229H54V225H53ZM60 229H61V227H60ZM63 229H64V228H63ZM65 229L67 230L68 227L65 228ZM65 229H64V230H65ZM85 229H86V228H85ZM89 229H90V228H89ZM93 229H94V228H93ZM111 229H112V228H111ZM135 229H136V228H135ZM147 229H148V228H147ZM147 229L145 230V232L147 231ZM157 229H158V228H157ZM160 229H161V227H160ZM175 229H176V227H175ZM178 229H179V228H178ZM188 229H189V227H188ZM192 229H193V228H192ZM195 229H198V228H195ZM210 229H211V228H210ZM228 229H229V228H228ZM228 229L226 228V229H224V230L229 231ZM236 229H237V228H236ZM32 230L34 231L35 229H32ZM38 230H39V228H38ZM40 230H41V229H40ZM70 230H71V229H70ZM73 230H74V229H73ZM90 230H92V229H90ZM96 230H99V228L96 229ZM102 230H103V229H101V231H102ZM127 230H128V229H127ZM148 230H149V229H148ZM162 230H163V229H161V231H162ZM169 230H170V229H169ZM169 230H168V232H169ZM189 230H190V229H189ZM189 230H188V231H189ZM207 230H209V229H207ZM217 230H219V229H217ZM234 230H235V229L233 228V230H231V231L233 232ZM242 230H243V229H242ZM245 230H246V229H245ZM250 230H251V229H250ZM260 230H261V229H260ZM263 230H264V228L262 229V231H263ZM17 231H18V230H17ZM21 231H22V230H21ZM51 231H52V230H51ZM75 231H76V230H75ZM109 231H110V230H109ZM154 231H155V230H154ZM159 231H160V230H159ZM174 231H175V230H174ZM186 231H187V230H186ZM193 231H194V230H193ZM213 231H215V230H213ZM226 231H225V232H226ZM231 231H230V232H231ZM236 231H237V230H236ZM25 232H26V231H24V233H25ZM59 232H60V231H59ZM63 232H64V231H63ZM66 232H67V231H66ZM66 232H64V233H66ZM95 232H96V231H95ZM102 232H103V231H102ZM106 232H108V231H106ZM106 232H105V233H106ZM110 232H111V231H110ZM151 232H152V230H151ZM163 232H164V231H163ZM168 232L166 231V233H168ZM176 232H177V231H176ZM181 232H182V231H181ZM207 232H208V231H207ZM211 232H212V231H210V233H209L208 235H210ZM221 232H222V231H221ZM242 232H243V231H242ZM2 233H3V231H2ZM2 233H0V235H1ZM5 233H6V232H5ZM8 233H9V232H8ZM15 233H16V232H15ZM24 233H23V234H24ZM30 233H31V232H30ZM88 233H89V232H88ZM128 233H129V232H128ZM139 233H140V232H139ZM143 233H144V232H143ZM166 233H165V234H166ZM186 233H187V232H186ZM201 233H202V232H201ZM212 233H213V232H212ZM250 233H251V232H250ZM258 233L261 234V231H259ZM258 233H257V235H258ZM262 233H263V232H262ZM6 234H7V233H6ZM21 234H22V233H21ZM32 234H33V233H32ZM66 234H67V233H66ZM66 234H65V236H66V238H67L69 235L67 234V235H68V236H67ZM77 234H78V233H77ZM86 234H87V233H86ZM86 234H85V235H86ZM99 234H100V233H99ZM103 234H104V233H103ZM122 234H123V233H122ZM135 234H136V233H135ZM140 234H142V233H140ZM154 234H155V232H154ZM156 234H157V232H156ZM171 234H172V232H171ZM215 234L217 235V234H218V231H217V233H216V231H215ZM221 234H222V233H221ZM227 234H228V233H227ZM252 234H253V233H252ZM252 234H250V235H252ZM2 235H3V234H2ZM10 235H11V234H10ZM17 235H18V234H17ZM17 235H16V236H17ZM26 235H27V233L25 234V236H26ZM50 235L52 236V234H50ZM59 235H60V234H59ZM72 235H73V234H72ZM82 235H83V233H82ZM82 235H81V236H82ZM85 235H84V236H85ZM97 235H98V234H97ZM126 235H127V234H126ZM129 235H130V234H129ZM129 235H128V236H129ZM150 235H151V234H150ZM152 235H153V234H152ZM159 235L162 236V234H159ZM168 235H169V233H168ZM175 235H176V234H175ZM175 235H174V236H175ZM183 235H185V234H183ZM183 235H180V236L183 237ZM188 235H189V234H188ZM202 235H203V234H202ZM204 235H205V234H204ZM208 235L206 234L207 237H208ZM228 235H231V234L229 233ZM244 235H245V234H244ZM248 235H249V234H248ZM250 235H249V236H250ZM7 236H9V235H7ZM30 236H32V235H30ZM57 236H58V235H57ZM57 236H55V237H57ZM61 236H62V235H61ZM74 236H75V235H74ZM87 236H88V235H87ZM94 236H95V235H94ZM94 236H93V237H94ZM119 236H120V235H119ZM131 236H132V235H131ZM164 236H166V235H164ZM169 236H170V235H169ZM171 236H172V235H171ZM174 236H173V237H174ZM178 236H179V235H178ZM191 236H192V235H191ZM194 236H195V235H194ZM194 236H193V237H194ZM197 236H198V235H197ZM197 236H196V238L200 237V236H198V237H197ZM206 236H205V237H206ZM212 236H213V235H212ZM246 236H247V234H246ZM252 236H253V235H252ZM262 236H263V235H262ZM27 237H29V235H28ZM39 237H40V236H39ZM43 237H44V236H43ZM48 237H49V236L44 237V238L46 239V238H48ZM53 237H54V236H53ZM58 237H59V236H58ZM76 237H77V236H76ZM90 237H92V236H90ZM99 237H100V236H99ZM106 237H107V236H106ZM108 237H109V236H108ZM120 237H122V235H121ZM124 237H125V236H124ZM129 237H130V236H129ZM142 237H143V236H142ZM146 237H149V235H148V236H145V238H146ZM156 237H157V236H156ZM158 237H159V236H158ZM166 237H167V236H166ZM182 237H181V239H182ZM188 237H190V236H188ZM224 237H225V234H224ZM224 237H223V238H224ZM257 237H258V236H257ZM0 238H2V237H0ZM17 238H18V237H17ZM24 238H25V237H24ZM34 238H35V237H34ZM41 238H42V237H41ZM44 238H43V239H44ZM72 238H73V237H72ZM72 238H71V239L68 238V239L72 240ZM80 238H81V237H80ZM82 238H84V237H82ZM102 238H103V237H102ZM115 238L117 239V237H115ZM118 238H119V237H118ZM140 238H141V237H140ZM143 238H144V237H143ZM154 238H155V237H154ZM175 238H176V236H175ZM175 238H172V239H175ZM178 238H179V237H178ZM183 238H186V236L183 237ZM209 238H210V237H209ZM209 238L206 239V240H209ZM213 238H214V237H213ZM234 238H236V237H234ZM25 239H26V238H25ZM32 239H33V238H32ZM36 239H37V238H35V240H36ZM43 239H42V240H43ZM63 239H64V238H63ZM107 239H108V238H107ZM111 239H112V238H111ZM138 239H139V238H138ZM147 239H148V238H147ZM163 239H164V238H163ZM167 239H169V238H167ZM172 239H171V240H172ZM240 239H241V238H239V240H238V238H237L238 243L241 242ZM245 239H246V238H245ZM248 239H249V237H248ZM254 239H255V238H254ZM254 239H253V240H254ZM3 240H4V238H3ZM3 240H2V241H3ZM18 240H20V239H18ZM87 240H88V239H87ZM98 240H99V239H98ZM112 240H113V239H112ZM149 240H150V239H149ZM160 240H161V238H160ZM190 240H191V238H190ZM193 240H194V239H192L191 241H193ZM196 240H197V239H196ZM198 240H199V238H198ZM202 240H204V239H201V242H202ZM225 240H226V238L223 239L222 242L225 241ZM230 240H231V239H230ZM246 240H247V239H246ZM250 240H251V239H250ZM253 240H252V241H253ZM262 240H263V237H262ZM16 241H17V240H16ZM16 241H15V242H16ZM38 241H39V239H38ZM51 241H53L52 238H51ZM67 241H68V240H67ZM75 241H76V240H75ZM103 241H104V240H103ZM109 241H110V240H109ZM114 241H115V240H114ZM119 241H120V240H119ZM119 241H118V242H119ZM133 241H134V240H133ZM136 241H138V240H136ZM153 241H154V240H153ZM181 241H182V240H181ZM210 241H211V240H210ZM212 241H213V240H212ZM231 241H232V240H231ZM9 242L12 243L11 240H9ZM15 242L13 241V243H15ZM17 242H18V241H17ZM17 242H16V244H17ZM33 242H34V241H33ZM35 242H36V241H35ZM35 242H34V243H35ZM39 242H40V241H39ZM42 242H43V241H42ZM44 242H46V241H44ZM61 242H62V241H61ZM73 242H74V241H73ZM89 242H90V241H89ZM118 242H117V244H116V243H115V244L118 245ZM126 242H127V241H126ZM126 242H125V240H124V243H126ZM143 242H144V240H143ZM147 242H148V241H147ZM150 242H151V241H150ZM150 242H149V243H150ZM154 242H155V241H154ZM170 242H171V241H170ZM172 242H175V241L172 240ZM188 242H189V240H188ZM194 242H195V241H194ZM199 242H200V241H198V243H199ZM216 242H217V241H216ZM216 242H215V243H216ZM218 242H219V241H218ZM220 242H221V241H220ZM243 242H244V241H243ZM245 242H249V241H245ZM253 242H254V244L256 245L255 241H253ZM10 243H8V244L10 245ZM13 243H12V244H13ZM20 243H22V242H20ZM29 243H30V242H29ZM36 243H37V242H36ZM51 243H52V242H51ZM54 243H55V242H54ZM54 243H53V245H54ZM57 243H58V242H57ZM120 243H121V241H120ZM122 243H123V242H122ZM122 243H121V244H122ZM133 243H134V242H133ZM139 243L141 244V242H139ZM168 243H169V242H168ZM168 243H167V244H168ZM185 243H186V242H185ZM203 243H204V241H203ZM211 243H212V242H211ZM211 243H210V244H211ZM213 243H214V241H213ZM234 243H235V242H234ZM238 243H237V244H238ZM251 243H252V242H251ZM262 243H263V245H264V242H261L260 244H262ZM4 244H5V243H4ZM4 244H3V245H4ZM8 244H6V245H8ZM31 244H32V243H31ZM40 244H41V243H40ZM45 244H46V243H45ZM45 244H44V245H45ZM59 244H60V243H59ZM66 244H67V243H66ZM77 244H78V243H77ZM102 244H103V243H102ZM104 244H105V243H104ZM115 244H114V245H115ZM121 244H120V245H121ZM153 244H154V243H153ZM155 244H159V243H155ZM161 244H162V242L160 243V245H161ZM170 244H171V243H170ZM170 244H169V245H170ZM188 244H189V243H188ZM190 244H192V243H190ZM190 244H189V245H190ZM195 244H196V242H195ZM195 244H193V245H195ZM200 244H202V243H200ZM218 244H219V243H218ZM252 244H253V243H252ZM257 244H259V243H257ZM14 245H15V244H14ZM36 245H37V244H36ZM48 245H50V244H48ZM55 245H56V244H55ZM55 245H54V246H55ZM57 245H58V244H57ZM64 245H65V244H64ZM64 245H63V246H64ZM87 245H90V244H87ZM91 245H92V244H91ZM108 245H109V244H108ZM137 245H138V244H137ZM146 245H148V244H146ZM149 245L151 246V244H149ZM169 245H167V246H169ZM179 245H180V244H179ZM181 245H182V244H181ZM208 245H209V244H208ZM255 245H254V246H255ZM263 245H262V247H263ZM19 246H21V244H20ZM22 246H23V245H22ZM28 246H30V245H28ZM42 246H43V245H42ZM63 246H60V247H63ZM72 246H73V244H72ZM72 246H70V243H69V247H72ZM79 246L82 247V245H79ZM94 246H95V245H94ZM99 246H102V245H99ZM118 246H119V245H118ZM123 246H124V245H123ZM126 246H127V245H126ZM143 246H144V245H143ZM152 246H153V245H152ZM154 246H155V245H154ZM182 246H183V245H182ZM182 246H181V247H182ZM187 246H188V245H187ZM198 246H199V245H198ZM198 246H197V248H198ZM215 246H216V245H215ZM241 246H242V245H241ZM249 246H251V245H249ZM4 247H5V246H4ZM8 247H9V246H8ZM33 247H34V245H33ZM67 247H68V246H67ZM69 247H68V248H69ZM74 247H75V246H74ZM74 247H73V248H74ZM109 247H111V246H109ZM109 247H108V248H109ZM116 247H117V246H116ZM120 247H122V246H120ZM145 247H146V246H145ZM145 247H144V248H145ZM148 247H149V246H147V248H148ZM156 247H157V246H156ZM163 247H164V245H163ZM189 247H191V245H190ZM193 247H194V246H193ZM193 247H192V248H193ZM202 247H203V246H202ZM210 247H211V246H210ZM219 247H220V246H219ZM238 247H240V246H238ZM259 247H260V246H259ZM42 248H43V247H42ZM42 248H41V249H42ZM48 248H49V246H48ZM77 248H78V247H77ZM77 248L75 249V251L78 250ZM88 248H89V247H88ZM112 248H113V247H112ZM122 248H123V247H122ZM126 248H127V247H126ZM137 248H138V247H137ZM144 248H142V249H144ZM149 248L151 249V247H149ZM153 248H154V247H153ZM158 248H159V247H158ZM179 248H180V247H179ZM183 248H184V247H183ZM217 248H218V247H217ZM225 248H226V247H225ZM242 248H243V247H242ZM242 248H240V249H242ZM246 248H248V247L246 246ZM253 248H254V247H253ZM257 248H258V247H257ZM257 248H254V249H257ZM260 248H261V247H260ZM33 249H36V247L33 248ZM44 249H45V248H43L42 251H43ZM46 249H47V248H46ZM50 249H51V247H50ZM52 249H53V248H52ZM55 249H56V248H55ZM58 249H59V247H58ZM70 249H71V248H70ZM70 249H69V252H70ZM115 249H116V248H115ZM115 249H114V250H115ZM120 249H121V248H120ZM120 249H119V250H120ZM135 249H136V248H135ZM138 249H139V248H138ZM156 249H157V248H156ZM163 249H164V248H163ZM171 249H172V248H171ZM177 249H178V248H177ZM202 249H204V248H202ZM211 249H212V248H211ZM244 249H245V248H244ZM250 249H251V248L249 247V250H246V249H245L246 251L244 250V252H247V251L249 252V251H251ZM56 250H57V249H56ZM82 250H84V249H82ZM105 250H106V249H105ZM108 250H111V249H108ZM116 250H117V249H116ZM116 250H115V251H116ZM122 250L124 251L125 248L122 249ZM122 250H121V251H122ZM132 250H133V249H132ZM152 250H154V249H152ZM152 250H149V252H150V251L153 252ZM158 250H159V249H158ZM160 250H162L161 247H160ZM167 250H168V249H167ZM191 250H192V249H191ZM193 250H194V249H193ZM200 250H201V248H200ZM238 250H239V249H238ZM257 250H258V249H257ZM12 251H13V250H12ZM26 251H27V250H26ZM31 251H33V250H31ZM64 251H65V250H64ZM79 251H80V250H79ZM95 251H97V250H95ZM99 251H100V250H99ZM117 251H118V250H117ZM136 251H138V250H136ZM174 251H175V250H174ZM176 251H177V250H176ZM201 251H202V250H201ZM211 251H212V250H211ZM260 251H261V250H260ZM24 252H25V251H24ZM51 252H52V251H51ZM54 252H56V251H54ZM92 252H93V251H92ZM97 252H98V251H97ZM129 252H130V251H129ZM140 252H141V251H140ZM142 252H144V251H142ZM145 252L148 253V250L145 251ZM155 252H157V251L155 250ZM155 252H154V253H155ZM159 252H160V251H159ZM168 252H169V251H168ZM168 252H167V253H168ZM172 252H173V251H172ZM178 252H179V251H178ZM180 252H181V251H180ZM206 252H210V251H206ZM206 252H204V253L206 254ZM238 252H239V251H238ZM258 252H259V251H258ZM261 252H262V251H261ZM29 253H30V252H29ZM58 253H60V252H58ZM94 253H95V252H94ZM105 253H106V252H105ZM132 253H134V252H132ZM132 253H130V254H132ZM182 253H184V255H185V252H182ZM188 253H189V252H187V254H188ZM190 253H192V252H190ZM210 253H211V252H210ZM250 253H251V252H250ZM253 253H254V251H253ZM0 254H1V253H0ZM31 254H32V252H31ZM77 254H78V253H77ZM97 254H98V253H97ZM123 254H124V253H123ZM128 254H129V253H128ZM134 254H135V253H134ZM141 254H142V253H141ZM156 254H157V253H155V255H156ZM161 254H162V253H161ZM176 254H177V253H176ZM179 254H181V253H179ZM196 254H198V253H196ZM200 254H202V253H200ZM200 254H199V255H200ZM205 254H204V255H205ZM217 254H218V253H217ZM232 254L235 255L234 253H232ZM240 254H241V253H240ZM260 254H261V253H260ZM49 255H50V254H49ZM90 255H91V254H90ZM124 255H125V254H124ZM126 255H127V254H126ZM152 255H153V254H152ZM157 255H158V254H157ZM167 255H168V254H167ZM218 255H219V254H218ZM218 255H217V256H218ZM247 255H248V254H247ZM251 255H252V254H251ZM30 256H31V255H30ZM135 256H137V255H135ZM144 256H145V255H144ZM147 256H149V255H147ZM159 256H160V255H159ZM165 256H166V255H165ZM168 256H169V255H168ZM168 256H167V258H168ZM174 256H175V255H174ZM182 256H183V255H182ZM192 256H193V255H192ZM192 256H191V257H192ZM241 256H242V255H241ZM245 256H246V255H245ZM27 257H29V256H27ZM78 257H79V256H78ZM94 257H95V256H94ZM118 257H119V256H118ZM140 257H141V256H140ZM140 257H139V258H140ZM150 257H152V256H150ZM179 257H180V256H179ZM183 257H184V256H183ZM199 257H200V256H199ZM236 257H237V256H236ZM1 258H2V257H1ZM12 258H13V257H12ZM15 258H16V257H15ZM23 258L25 259V257H23ZM82 258H84V257H82ZM90 258H91V257H90ZM112 258H113V257H112ZM123 258H124V257H123ZM123 258H122V259H123ZM132 258H133V257H132ZM132 258H130V259H132ZM142 258H145V257H142ZM164 258H165V257H164ZM167 258H166V260L169 261V259H167ZM169 258H170V257H169ZM189 258H190V257H189ZM189 258H188V259H189ZM195 258H196V257H195ZM197 258H198V257H197ZM231 258H232V257H231ZM6 259H7V258H6ZM93 259H94V258H93ZM126 259H127V258H126ZM126 259H125V260H126ZM130 259L128 258L127 260L131 261ZM147 259H148V258H147ZM150 259H151V258H150ZM155 259H156V258H155ZM172 259H173V258H172ZM177 259H178V258H177ZM238 259H240V258H238ZM260 259H261V258H260ZM22 260H23V259H22ZM27 260H28V259H27ZM45 260H46V259H45ZM69 260H70V259H69ZM80 260H81V259H80ZM86 260H87V259H86ZM89 260H90V259H89ZM98 260H100V259H98ZM127 260H126V261H127ZM135 260H136V259H135ZM138 260H139V259H138ZM138 260H137V261H138ZM148 260H149V259H148ZM186 260H187V259H186ZM186 260H185V261H186ZM192 260H193V259H192ZM202 260H203V258H202L200 261H202ZM208 260H209V259H208ZM236 260H237V259H236ZM254 260H255V258H254ZM257 260H259V259H257ZM47 261H48V260H47ZM75 261H77V260H75ZM81 261H83V260H81ZM91 261H92V260H91ZM105 261H106V260H105ZM154 261H155V260H154ZM177 261H179V259H178ZM188 261H189V260H188ZM204 261H205V260H204ZM259 261H260V260H259ZM263 261H264V260H263ZM55 262H56V261H55ZM123 262H124V260H123ZM127 262H128V261H127ZM132 262H133V261H132ZM134 262H135V261H134ZM164 262H165V261H164ZM181 262H183V261H181ZM238 262H240V261H238ZM244 262H245V261H244ZM250 262H251V261H250ZM35 263L38 264L37 262H35ZM42 263H43V262H42ZM107 263H109V262H107ZM112 263H113V262H112ZM112 263H111V264H112ZM125 263H126V262H125ZM155 263H156V262H155ZM171 263L173 264V261H171ZM251 263H252V262H251ZM259 263H260V262H259ZM33 264H34V263H33ZM83 264H84V263H83ZM94 264H95V263H94ZM114 264H117V263H114ZM120 264H121V263H120ZM147 264H149V263H147ZM150 264H151V263H150ZM157 264H158V263H157ZM160 264H161V263H160ZM164 264H165V263H164ZM169 264H170V263H169ZM180 264H183V263H180ZM192 264H193V263H192ZM198 264H199V263H198ZM202 264H203V263H202ZM207 264H208V263H207ZM209 264H210V263H209ZM214 264H215V263H214ZM242 264H243V262H242ZM248 264H249V262H248ZM255 264H257V263H255ZM262 264H263V262H262Z\"/></svg>","mask_w":264,"mask_h":264},{"label":"clouds","instance_id":"9594fccd","mask_svg":"<svg viewBox=\"0 0 264 264\" xmlns=\"http://www.w3.org/2000/svg\"><path fill=\"white\" fill-rule=\"evenodd\" d=\"M261 2L264 3V0ZM257 79L261 81L260 84H257ZM213 91L214 97L210 103L218 104L219 111L226 117L234 114L235 118L227 121L233 127L238 126L241 121L246 123L245 117L255 120L257 113L264 116V104L257 106L255 111L250 104L255 92L264 94V67L259 69V75L252 73L247 79L235 80L232 84L217 87ZM221 97L223 99H218ZM257 126L264 127V123H258ZM0 264H7V260L0 261Z\"/></svg>","mask_w":264,"mask_h":264}]
</instances>
